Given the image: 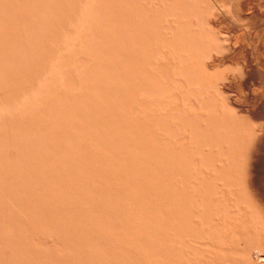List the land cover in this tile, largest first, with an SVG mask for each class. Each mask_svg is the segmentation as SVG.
Wrapping results in <instances>:
<instances>
[{
  "label": "bare ground",
  "instance_id": "bare-ground-1",
  "mask_svg": "<svg viewBox=\"0 0 264 264\" xmlns=\"http://www.w3.org/2000/svg\"><path fill=\"white\" fill-rule=\"evenodd\" d=\"M3 0H0V2H2ZM6 1H9V0H6ZM5 1V2H6ZM16 1H18V0H15L14 2H16ZM23 1V5L19 2V4H21V5H19V6H22V10H23V12L24 11H28V13H29V8L26 10V7H27V4H28V2L30 3L31 1H33V0H30V1H28V0H26L27 1V4H26V7L24 6L25 5V2H24V0H22ZM44 2H45V0H43ZM41 2V0L39 1L38 0V3H39V5H40V3H41V5H43L42 3H44V2ZM49 1V2H48ZM52 1H54V0H46V2L45 3H48L49 4V7H48V4H46V5H44V10L42 9L41 10V8L43 7H41L40 6V8H39V6H35V5H37V4H31V3H34L35 2V0L33 1V2H31L30 4L31 5H33L32 7H38V9H40V12H41V14H42V16H43V18L41 17V15H40V12H39V10L38 9H34L36 12H37V15L39 14L40 15V18H41V20L39 21V22H41L40 24H41V27H43V26H45L44 24L42 25V23H43V20H44V17H45V19H46V15L48 14H46V12H48L49 10L47 9V7L48 8H50L51 6L53 7V5H55V4H53V3H55V2H52ZM56 1V3L57 2H60V3H58V4H60V6H62L63 5V8L61 7V9L63 10V9H67V10H64L63 12H61V14L59 13V15H58V9L60 8H58L57 9V7L59 6L58 4H56V6H54V7H56V10L54 9V11L51 9V11L49 12V14H52L51 16L50 15H48L47 16V19H46V25L48 26H45L46 28H54V32L55 31H57V33H58V30H55V27H56V29H58V28H60L61 29V27L60 26H62L63 28H62V30H60L59 29V32L60 33H58V39H59V41H63L64 39V37L66 38V40H70L69 38H71L72 36L70 35L72 32H74V34H73V37H76V35L79 33H81L82 35H83V37H84V39H83V37L82 36H79V37H82L81 38V40H83V42L80 40V39H78L77 38V40H79L78 41V43L80 44V43H82V45H83V47L84 48H86V50L84 49V51H81L80 49H83V47L82 48H79L80 46H79V44L78 43H76L77 42V40L76 39H73V40H75L76 42H75V46H74V44H72L71 43V45H72V48L74 49V47L76 48L77 47V45H78V47L77 48H79V51H80V53L81 52H83V54L84 55H86L87 54V57H86V61L88 60V59H91L94 55H93V53L97 50V45H99V46H101L102 44H103V48L101 47V49H105V51L107 50L106 48H108V47H111L112 48V46L111 45H113V43L115 42V43H117L118 44V42H119V44H121L122 45V43L121 42H125V41H127L128 40V38L129 37H132L131 38V40H130V38H129V41H128V43H130L131 41L134 43V44H132V47L134 46V45H136V43L135 42H137L138 43V38L140 39L139 40V42H140V44L142 45H140L139 43L137 44V45H140V46H138V48H136L135 49V51H134V53L139 49V47H140V49H139V51L140 50H142V57H140L139 56V58H142V59H138L137 57H138V53L139 54H141L140 52H138V53H136V55L132 52L133 51V49L135 48V47H137V46H135L133 49H132V47L131 46H129L126 42V44H127V47H131L130 49L132 50V51H129L133 56H137V57H133V58H135L134 60L136 61V60H139V61H137V62H139L138 64H139V66L137 65V64H135V62H133L132 60V57L127 61V60H125V61H127L126 62V64L124 63V62H122V61H119V59L121 58H123V57H120V58H118L117 59V57L120 55H122V56H124L123 54L125 53L124 51H125V48H123L124 46H122V50H124V51H122L121 50V48L120 47H118V51L116 50V48H117V46H116V44L114 43V45H115V47L113 46V50L114 51H117L118 52V55L116 54V52H114L113 50H111V48H108V49H110V50H108V53L110 54V52L111 53H113V54H115V55H111L110 54V57H111V59L109 60V61H113V58H115V61H116V59H117V61L120 63H123V67L121 66H118V67H120L121 69H119V70H123V68L125 69V70H127V72H126V74H124L125 72V70H123V74L124 75H127V73H129V77H130V75H131V77H130V79H129V77H127L128 79H129V81H127V83H128V85L132 88V90L133 89H135V87H137L136 89L137 90H131V88H130V90L133 92V101H134V95L136 96V95H140V96H142V99L141 100H144V103L143 104H141V102L139 101L140 99V96L139 97H135V101H134V103H133V101L131 100V102L130 101H128L129 103H130V109H129V104H128V102H127V104L128 105H126L127 107H125V108H127V109H129L128 111H129V113H133L132 115H131V118H132V120H130V118H129V120H130V122H125V121H128V120H123V123L125 122V123H127L126 124V126L125 125H123V124H121V122H122V120H121V118L123 119L124 118V116H122L121 117V115L122 114H124V112L126 111V110H124L123 108L121 109V112H120V108L121 107H124V104H125V100L127 99V98H129V100H130V96L128 97V95H127V98L126 99H124V97L123 96H126L125 94H124V88H126L127 89V87H128V85L127 84H124V82H122L121 80H120V82H118L119 80V78H116V80H118L116 83L114 82V81H116V80H113L114 79V77H115V75H114V73H115V71H116V74H120V72L121 71H119L118 69H116L117 68V66H114V68H113V72H112V64H115L116 62H112L111 61V63L112 64H109V61H107L108 59H109V54L107 53V52H104V51H102L101 49H98L97 51H99V52H97V53H94V54H97V56L95 55L93 58H98L97 60L99 61H101L102 63H103V59H105L106 57L105 56H108V58H106L105 60L108 62V64H109V68H108V66H106V61L103 63V65L102 64H100V63H98V61L96 62V64H98V66L95 64V62L93 61L94 59L92 58V60H88L87 62L85 61V57L83 58V57H81L80 56V60H81V62L79 63V58L77 59V55H83L82 53L80 54L78 51L76 52V50H78L77 48H76V50L74 51L73 49V51L74 52H72V51H70V49H71V46H70V42L71 41H73V40H71V41H69L66 45H65V43L67 42L66 40H64V42H62V47H61V43L58 41V39H57V41L59 42L58 44H56L57 43V41H55L56 40V36L57 35H54L55 36V38H54V40L52 39V41L49 39L51 36H53L52 34H51V32H48L49 34H50V37H47V36H49V35H47V31H48V29L46 30L45 29V27H43L46 31V33L45 32H43L44 30L42 29V28H40V27H38V26H40V24L38 25V20L37 19H40V18H38L37 17V19H36V17L34 18V15L36 14V12L34 13L33 12V14L34 15H26L27 17L28 16H32L33 18H31V17H29V18H31L32 20L34 19V20H37L35 23H37L36 25H37V27L38 28H36V31L35 32H37L38 30L37 29H39L40 28V30H41V32L43 33V34H41L42 36H43V38H42V36L41 35H39V33L38 32H40V30L37 32V33H35L34 32V29L35 28H33V30L30 28V31L29 30H27L26 29V27H25V29H22V31H26L25 32V35H26V37L25 38H27V40L26 41H30V40H28V38L30 39V37H33V38H35L36 37V39H38V37H40L41 36V38H39L37 41H36V39L34 40L35 41V43L37 44L38 43V41H39V43L37 44V45H39V47H43V46H41V45H43L44 43H43V41L46 43V39H47V42H49L48 41V39L51 41V45H49L48 43H46V45L45 46H47V44H48V46H47V48L48 47H51L53 44H52V42H55L54 44H56V46H54L53 45V47H51V49H54L55 47L58 49V53H54V51H56V48L54 49V51L53 50H51L50 48H48V49H50L51 50V52H52V54H51V52H50V55H52L51 57H49V58H46L47 60L49 59L50 60V62H53L54 61V64L52 65V64H50V62H49V60H48V62L46 61V59L44 58V59H41L40 57H39V55L42 53V55L44 54L45 56L44 57H48L49 55H46V53H43L41 50H43V49H41V50H38V48L37 47H35V46H33V45H36V44H33L32 45V47H34L33 49H34V51H33V49L31 50L29 47H30V45H29V47H27V49L29 50V51H27L28 53L30 52V54H28V55H30V59H28V55L26 56V55H24V53H22V52H19V53H21V55L23 54L24 56H26L27 57V61L29 62V60H30V63L32 64L33 62H34V59H35V61H36V63H40V60H42L43 62L44 61H46L45 62V65H44V63L42 62V64L44 65V67H41V65L39 66V64L37 65V66H39V69H44L45 68V66L46 67H48L47 65L48 64H50V68H46L47 69V72H46V69H44V73L43 74H41V73H37L38 71H39V69L38 68H35L34 67V69H37V71H36V73H37V75H39V74H41V75H48L49 74V72L51 73V74H53V76H54V80H50L49 79V82L46 80V83H47V86H49L50 88H52V89H48L47 87H46V85H45V83L43 82V81H45L44 79H45V76H43V77H41V79H39V77H36L37 75L36 74H34V75H36V76H34L33 78H32V80L33 81H35V82H39L38 84H36V88L38 89V87H39V89L38 90H40V81L39 80H41L42 81V79H43V83H44V87L46 88H44L42 85V88H41V94H42V92H49L50 94L52 93V90L53 91H55V92H53L52 93V95H50V96H54V93L56 94V100L58 99V97L61 99L62 97V95H63V93H65V91H66V87L68 86V85H66V84H69V85H71L72 83H74V85L76 84L75 83V81L77 82V79L74 81L72 78H74V77H76L77 75H75L76 73H78V81H80V79H82V78H85L86 76H84V74H82V73H80V71H77V68L75 69L77 72H75V70H74V68H72L71 70H70V67H74V66H76V67H78L77 66V64H81L82 62H84V63H82L83 65L86 63L87 64V66H86V64H85V67L86 68H83V66H82V64H81V68L79 67L78 68V70H81L82 69V72H84V71H86V69L87 68H89V66H90V69H88V70H93V69H91V65L90 64H92V63H94V65H93V68H94V72H100L101 71V68L102 69H111L110 70V72H108L109 70H106V71H104L103 72V70H102V73L100 74L99 73V77H98V79L100 78V79H102L101 81L99 80V82H101V84L103 83L104 85H105V83H108L107 84V88L110 90V91H113L112 93H110V91H107V89L105 88V87H103L102 85H100L99 84V82H97L98 81V79H96L97 78V75H93V73L91 72L90 74H91V77L93 76L94 78L93 79H90L89 77H90V74H89V72L88 73H86L85 72V75L87 74V75H89L88 77H86V81H85V79L83 80V81H85V85H87L89 82H94V83H92V85H91V88H90V85H89V88H88V85L87 86H85V85H83L84 87H80V85H79V83L81 82H79V83H77L76 85H78V87L77 86H68L69 88H68V90L69 91H67L68 93H71V95H69V94H67V92H66V98H65V95H63V97L66 99H64V98H62L63 99V101L65 100L66 102H68L69 103V99H70V105H69V107L67 108V105H68V103L65 105V103L62 101V99H61V101L58 99L57 101L55 100V99H51L50 100V98H52V97H50L49 95L47 96L46 94H44V96L41 98L42 99V101H40V103H38L39 101L37 100V102H36V100H33V102L32 103H34V102H36L37 104H35V108H37V110H35V108H33L32 109V107L34 106V104L32 105V103H31V100L30 101H28L27 100V98H30L29 96L26 98V100H27V102L26 103H28V105L30 106L31 105V108L28 106V105H26L28 108H30L31 110H33L32 112H33V114H34V112H35V114H36V116H35V114L33 115L32 113H30L33 117H42V116H44L45 115V118L47 117V116H49V115H51L52 117H56L57 116V110H58V112L59 113H62V114H66L65 116H61L60 114L58 115L59 116V118H61V120L63 121L64 120V123L62 124V126L63 127H65V130L67 129V128H69V130H71V128L72 127H74V128H72V130H71V132L73 133H71V132H68L69 130H64V128L63 127H61V120H60V123H59V125H60V128H61V131H60V129H59V126H58V124L56 125V123L59 121V119L58 118H54V120H52L51 118H49V117H47L45 120L47 121V119H48V122L47 123H45L46 121L43 119V122H42V119H40L41 121H40V123L38 124V126H40V127H42L43 128V125L44 124H48V123H50L51 121L50 120H52L53 122H52V124H53V128H51V124H48V125H50L47 129L49 130L50 129V133H52L53 131L52 130H54L55 129V127L57 126L58 128H56V129H59V130H54V133L56 134H50L49 133V131L46 129V127L44 128V130H41L40 128L38 129V131H33V130H31L33 133H32V137H36V135H34V134H37V133H35V132H38V133H41L42 131H45L43 134H42V136H39L38 137V139L41 137V139H43L44 140V144H46L47 142H45V141H47L46 139H48V144L50 143V138H51V140H52V138H54L55 136H57L58 137V135L62 132V130H64L61 134H60V136H62L63 134H65V133H67L66 135H63L64 136V138H65V136H66V138L67 139H69V142L67 141V140H64L62 137H59V139H57V137H56V139L58 140H55V138L53 139V140H55L54 141V143H52L51 144V146H53V148H52V151H51V154L50 153H46L45 154V152H46V150L45 149H43V150H45V151H41V149L43 148H41L40 149V146H42L43 144L41 143V142H38L39 144L41 143L42 145H40L39 146V144L38 143H34L35 145H36V147H35V145H33V144H31V145H33L35 148V151H33V154H34V152H36V149H40V150H37L39 153H41V152H43V153H41V155H43V156H40V154L38 155H33L32 156V153L30 154V151L31 150H33V149H31L29 152H28V154H25V150H24V148H23V145L22 144H25L24 146H26V148L27 147H30V143H28L27 142V144H26V142H24V140L23 139H25L24 138V132H22V131H24V130H26V129H30V127L29 126H31V125H33V123L32 122H30V125L29 126H27L26 127V121H25V119H24V121H25V129H24V126H23V129L21 128L22 127V125L21 124H23V123H19V125H21V127L19 128H17L16 129V127L18 126H16V127H14L16 130H17V132H16V134L17 133H19V134H17L16 136L18 137V138H20L19 140L16 138V136L14 135L13 137H15L16 138V140H18L17 142H19L20 141V143H21V145H22V148H23V151H20V150H22V149H18L19 148V146H20V143L18 144L19 146L17 147V149H18V151H20L19 153H23V154H25L27 157H25V158H23L22 159V157H24V156H20V155H22V154H19V153H16V156H13V154H14V151L15 152H18V151H16V150H14L15 148H16V146H14L15 148H13V146L11 147V148H9V145H12L11 143L14 141V140H11L12 142H9V140H7V139H9L10 137H12V133L13 134H15L14 132H13V129H12V131H10L9 132V134L11 135L9 138L7 137V135H5V137H7L6 139H3V136H4V132H5V130H3L2 128H1V124H0V128L3 130V134H2V130L0 131V135L2 136V137H0V141H3V140H7L8 142H9V144H8V142H7V144H3L4 145V147H2V149L0 148V151L1 150H3V148H6L7 147V149H5V150H3V151H5L4 152V154H5V156L6 157H4L3 155V153H2V155L0 154V157L1 158H5V160L4 161H6L5 163L7 164V161H12V159H13V157H14V159H16V160H14V162L15 163H10V164H14L13 165V167L9 164V166H11L10 168L12 169V168H14V169H19V170H17V174H15V176H14V178H15V180L19 177V175H18V173L19 174H22L23 172H25V170H23L22 169V165L24 166H26V164H28V166H29V168L31 167V171H34V173H35V171H37L36 169H38L39 170V173H38V171H37V173H38V175L39 176H41L40 174H42V173H40L41 172V170L42 171H44V172H46V171H48V170H50L49 172L50 173H52L51 171H52V169L53 168H55L56 167V165H60L61 166V169H59L58 170V173H59V171L60 170H62V169H64V167L66 168V170H65V172L64 173H62V175H64V176H62V175H59V174H61V173H59V174H57V169L58 168H60V166H57V168H56V171H54L55 169H53V173L52 174H54L55 173V175L57 176H55V175H52V174H49V172H46V173H48V174H45V173H43L42 174V179H43V183H45L46 184V187H44V188H47L46 189V191H44L43 189H41V191H44L45 193H47V191L48 192H50L51 191V194L52 193H54L53 195H52V198L54 199V203L55 204H53V202H51L53 199L52 198H48V197H50L51 195H50V193H49V195H47V197L46 196H44V193H43V197H46L47 199H45L46 200V202L48 201V203L47 204H49V203H51V204H53V205H57L58 204V201H59V204L57 205L58 207L57 208H59V206L61 205V207L64 209L65 208V204L66 203H68V204H70L71 203V205H66L67 206V208L68 209H64V211L61 213L62 215H60V214H58V212H61V209L59 210V209H56V208H53L54 206L52 205V207L50 206V208L48 209V211L49 210H52L51 208H53L54 210L56 209L57 210V215H58V217L57 216H55L54 214H55V211H50V213L49 214H51V215H49V217H48V214H47V211H46V208H45V211H46V216L44 215V217L43 216H41L43 213H45V211H44V208H43V213L41 212L42 210H40L39 208H35V211L36 210H38V212H40V213H42V214H40V213H38L37 212V214L39 215V217L37 218V217H35V220H34V216L36 215V216H38L37 214H35V211L34 210H31V207L33 206V205H31V207L29 208V210H27L26 209V211L28 212V211H33V212H31L30 211V216H31V213L33 214L31 217L33 218V220L34 221H38V219L40 220H42V218L45 220L47 217L48 218H50L51 219V217H52V219H51V224L54 226H59V225H61V222H63V224H62V228L59 226V227H57V230H56V228H55V226H54V233H52L53 232V229H52V227H51V225L49 224L50 223V221H49V219L47 220V222H49V223H46L44 220V223H42V226H41V229L42 228H44L45 229V231L47 230L46 228L48 227V226H50V228H48V229H51V233L52 234H50V232H49V230H47L48 232H49V234L50 235H52L53 237H55V238H57V239H55V238H53L52 236H48V232H47V234L46 235H43L42 234V230L41 231H37V230H40V227H38L39 225H41V221L40 222H35V223H37V224H39L38 226H37V224L36 225H34L35 223L33 222V225H34V229L36 228V226L38 227V229L36 230V231H31V232H33V233H27L29 236H30V234H35V236H31V237H35L37 240H35V239H32V242L33 241H36L35 243L37 244V241H38V239L40 240V242H38L39 244L40 243H42L43 241L44 242H46V239H49L51 242H48V240H47V244L46 243H42V244H40V246L38 245H35L36 246V248H38V247H40V248H44V247H46V248H44L45 250L43 251V250H40V249H37L38 251L40 250L42 253L40 254L39 252H38V254H37V250H36V248H35V246H33V249L35 250V254H33V249H32V247H31V249L33 250H30V248L28 249V251L26 252L27 254H25V252H24V254H23V251H26L25 250V248H23V247H25V246H23L22 247V245H26L25 243H23L24 241V236L26 235L25 233H24V223L25 222H23L24 220L23 219H25L22 215V213H24L25 211H23L24 209L23 208H21V206H23V205H20L19 206V200H21L22 199V197L24 198V200H29L28 198H27V196H26V199H25V196H23V195H21L22 193H24V188H23V186H20L19 184L21 183V184H24L23 182L25 181V179H22V178H24V175H25V177L26 176H28V174H25V173H23L22 174V178H18L19 180H17V181H20L21 179L22 180H24L23 182H22V180L19 182V184H18V182H17V184H16V182H15V180H13V178L11 177L10 179H9V181L11 182H9L8 180H7V177L9 178L10 176H8V175H12V170H11V174H7V173H9L10 172V168H8L9 166H8V164H7V166L5 165V163L3 162V160L0 158V161H2L1 163L2 164H0V166L2 167V165H5V166H3L4 167V169L3 168H1L0 167V174L3 172V173H5L6 174V184L8 185V184H10V186H7V188L9 187H12V185H17V187H18V189H17V187H15V186H13V187H15L16 188V191L17 190H19V191H17V193H21V191L23 190V192L20 194L19 193V195H17L18 196V198H20L21 197V199H19L18 200V198L16 197V199H17V202L16 203H18V204H15L14 202H11V200H13L14 201V197H15V195H16V192H15V188L13 189V188H10V190L12 189L15 193H12L10 190H6L5 188V190L8 192V195L9 194H15L14 196H10L9 195V197H12V198H9L8 197V195H7V197L8 198H6V197H4V200L3 201H7V202H9V203H11L12 204V206H13V203L15 204V205H17L16 206V208H18V206H19V208L17 209L18 210V212H20L21 213V217H23V219H21L20 220V213H18V217H20V218H16V220L17 221H19V223L17 222V221H14V218H13V221L14 222H16L15 224H17V226L19 225V226H21V229L18 227V229L21 231V233H20V231H19V233L17 234V232L16 231H18V230H16L17 228V226L15 225V224H13L12 222V226H13V230H11L10 231V228H8L9 226H11L10 225V221H11V218H9V221H8V217L6 218L5 216L6 215H9V217H10V214H12L13 215V213L14 214H17V212L15 213V211H17L16 209H14V212H12V213H10V211L11 210H13L12 209V207H10V210L9 209H7L6 207H5V209H7L8 211L6 212V213H8V214H6V213H3V214H6L5 216H1V217H4V218H2L3 220H5V221H3L2 223H0L2 226L4 225V227H2V226H0L1 228H0V235H1V229H4L3 231H5L6 229H5V223H6V221H7V224H6V228H8V230H6V233H8V231L9 232H11V234H4L5 232H2L3 233V235H5L6 236V238H5V236H3L2 237V239H0V245L2 244L1 243V240H3V239H7V238H9V237H7L8 235L9 236H15V234L14 233H16V237H18V235H19V237L20 236H23L24 234V236H23V238L22 237H20L21 238V241H18L20 238L18 237V238H16L17 239V242L15 241V242H13L14 240H16L15 238H14V240H13V237L11 238L10 237V239L8 240L7 239V241H9V242H7L6 240V242L8 243H6V246L8 247V248H6V249H10L11 250V248L13 249V250H15V249H17V250H15V252L13 251V250H11L12 251V253H10L11 251L10 250H8V251H10L9 252V254H6V253H8V252H5V250L6 249H3V248H5L4 246H3V248H0V253H3L2 251L4 250V252L5 253H3L1 256L2 257H4V258H2V257H0V264H2L3 262H2V260L5 262V263H3V264H7L8 262L10 263V264H12L15 260L14 259H16V260H19L18 262L17 261H15V262H17V263H21V264H25V263H23V262H28V261H30V263L28 262V264H34V262L32 261L31 262V258H33L34 257V255H36V257L38 256V257H40L41 255H43L44 254V252H45V254L43 255L44 257H48V258H46L47 260H49V261H47V260H45V262L43 261V259H45L43 256L42 257H40V260H41V258H42V261L44 262V263H42V261H40L39 259H38V257H37V259L34 257L33 258V260L35 261V264H39L40 262L42 263V264H51L52 262L51 261H53V259H51V258H54V259H56V261L58 260L59 261V258L58 257H62V255L64 254V255H67V256H64L63 257V259L62 258H60V259H62V260H60L59 262L57 261H55L54 263H52V264H61L60 262H62L63 261V263H66V264H76L77 262H79V264H80V262L81 261H83V257H85V259H84V261H83V263L81 262V264H86L87 263V259H89V261L88 262H90L89 264H264V222L261 220V217H260V215L261 216H263L262 217V219L264 220V214H263V212L262 211H260V212H262V213H260L259 212V210H263V209H260V206H264V196L262 195V191L261 192H259V191H256V189L255 188H253L254 186H252V183H251V181L253 180L252 178H253V176L251 177V175L253 174L252 172H251V168L252 167H255L256 166V164H254L255 166H252L253 164H252V162H254L255 160H254V156H253V154L251 153V161H250V163L248 164L249 165V170H248V172H246V171H244L243 169H245V167H247L248 168V166H247V164H245L244 165V163H246V161H248L247 159L248 158H250V156H249V154H247V155H245L246 153H248L249 152V150H248V152H246L247 151V145H248V147H249V144H247L246 145V140L247 139H245V138H247V136H249V134H251L252 132H254L253 130H252V132L250 133V131H249V134L247 135L246 134V132L248 131V130H251V128L250 129H248L247 127V129L248 130H244L245 128L244 127H242V124H240V123H238V126L239 125H241V126H239L240 128H242V130L240 129L239 130V128L237 127V126H235V125H237V123L233 120V118H232V121L234 122V124H232V122H231V120L229 119V118H231L230 116H231V113H229L228 112V110H226L225 108H223L222 107V105H221V103H222V101H221V103L219 104L217 101H215V99L211 96L213 93H208V94H206V93H203V91H208V89H204V90H202L203 88H204V82L206 81V86H207V82H209V84L211 83V81L210 80H212L213 78L212 77H210V78H212V79H210L208 76L209 75H211V76H213V74L214 73H212L211 71H205V70H208L207 69V67L205 68V70H204V67L205 66H208V65H210V64H208V65H200L198 62L200 61V59H199V61H196V59H194L193 60V57L194 58H196V56H197V54L198 53H200V52H202L203 50L201 49V47L203 46V44H204V40L203 39H206V38H203V36L205 35V34H202L201 32H197V31H200V30H197L196 31V27L194 28V26H195V24L193 25V28L194 29H192V27H190V22H192V24H193V20L192 19H187V17L188 18H190L191 17V15L193 16V14H191V15H189V13L190 12H188V11H194L195 12V10H196V8H195V10L194 9H192L191 7H193V5L191 4L192 3V1L191 0H189V1H187V2H184V5L183 4H181L183 1L181 0V2H180V0H168L169 1V3H170V1H171V4H173V3H175V4H173V5H171V4H169L168 2L165 4V2H166V0L165 1H163L162 2V0H157V2L159 1H161L160 2V4L162 5V4H165V6H167V5H169L170 6V11L168 10L169 9V6H167V10L169 11H167V10H164V11H166L167 12V14H170V12L172 11L173 13L172 14H170V15H164V16H162V14H160V13H163L164 11H163V9H165L164 7L162 8V9H160L162 6H164V5H162L161 7H160V4L159 3H157L156 2V0H154L155 1V3H156V6L155 7H153V9H151V11L156 15V13H157V11H155V9H156V7L158 6V10L160 9V11H162V12H159V14H160V16H162L161 17V19L162 18H164V17H166L165 19H162L164 22L166 21V23L167 24H169L170 22V28H169V26L167 27V29L169 28V29H171L172 28V30H173V32H172V30H169V31H171V32H169V33H171V35L167 32L168 30L166 29V28H164V27H166V26H163V29L165 30H163L162 28V30L164 31V32H166V34L167 35H165V36H163V35H161V34H158V33H162V31H161V29H160V26H157V25H159V23L157 24V21L159 22V20H157V21H155L156 19H155V15H153L152 16V19H153V17H154V19L153 20H151V18L149 17V19L151 20V22H153L154 21V24L156 23V27H158V28H156L155 26H154V29L151 27L153 24H150L151 22L150 21H147V22H149V24L146 22V19L148 20V16L147 15H143L142 13H140V11H141V6H139L138 8H139V10L140 11H138L139 12V15H143V16H139V18L137 17V14L136 13H138V12H136V11H134L132 8H130V3L128 4V8H130V9H132L133 11H134V16H133V12H131V14H130V12H127V11H125V16H127V18L125 17H122V19H124V21H126L125 19H127L130 23H131V21H133V19H134V17H135V15H136V20H139V22L137 23L138 25H139V23L141 22L140 20H141V17H142V22H141V24H143L144 23V25L147 23L148 24V28H147V26H145V28H142L141 27V29H140V26H138V27H136V25L137 24H135V26H127V25H129L130 23L128 22V21H126V23H120V16H124V8H123V10L121 9V7H125V6H127V5H123V3H125V2H127V0H125V2L123 1V0H120V2L122 3V5L123 6H119L120 7V9L122 10V12L120 13V10L117 12V14H119L120 13V15H117V14H115L116 13V9H117V7L118 6H116V5H114V4H117V3H120V2H117L118 0H115L116 2L113 4H111L112 5V8H111V6H109V4L108 3H105L106 1H108L109 3H111L110 1L111 0H104V3H103V5L102 6H100L99 5V7H98V9L101 7V8H105L106 9V7H107V4H108V7H110V10L111 9H115V13L112 11L111 12V14L112 15H110V12H109V8H108V11H106L105 9H104V11L105 12H109L107 15H105L104 13L102 14L101 12H103L101 9H99L101 12H99V10H96L97 9V7H96V4H97V1L96 0H92V1H96V3H94V2H92L91 3V0H82L83 2H85V3H83V2H79V0H78V4H77V0H75V2L76 3H73V1H69V0H67V4L68 3H70V5H72L73 4V6H71V7H73L72 9L74 10V8H76V7H74L76 4V6H77V10H78V8H80L78 5H80V4H82L83 5V8H81L80 9V11L82 10V9H84V12H83V10L80 12L79 11V14H78V16L80 17V18H82V15H81V13L83 12V13H87L88 15V17H89V14L90 13H92V9H94L95 11H97V13H99V14H95V12H94V14L92 15V14H90L91 15V17H96V15L98 16L99 15V17H100V15L102 14V18L100 17V18H98V17H96L97 19H92L91 17H89L90 18V21L92 20V22L90 23V24H87V26L86 25H84V24H86V22L89 20V18H87V16L86 15H84L83 13V15H84V17L83 18H85V16H86V18L85 19H88L86 22L83 20V19H80L79 17H77V12L78 11H76L75 12V10L74 11H71L72 12V14L70 13V16L74 19V15L76 16L75 17V19L73 20L74 21V23H75V25H74V23H72L73 21H71L72 20V18L70 19L69 18V13L66 15L65 13L66 12H68V11H70V10H72V9H70L71 7H69L70 5H68L67 6V8H64V6H66L67 4H65L64 5V2H66L65 0H62V1H64L63 3L61 2V0L59 1H57V0H55ZM81 1V0H80ZM88 1H89V3L90 4H93V5H91L92 7H96V8H91V6H90V4H89V6H90V8L89 7H87L88 6ZM100 2H98L99 4L100 3H102V1L101 0H99ZM112 1H114V0H112ZM130 1H135V0H130ZM130 1H128V2H130ZM137 1V0H136ZM134 2L133 4L134 5H136L137 4V2ZM139 1H141L140 3H142L143 4V6H145L146 5V1L145 0H139ZM145 1V2H144ZM150 2V1H152V2H154L153 0H147V2ZM191 1V2H190ZM196 1H198V0H196ZM200 2H201V0H199ZM3 3V5L4 4H6V3ZM11 1H9V3H10ZM12 2H13V0H12ZM37 2V1H36ZM35 2V3H36ZM52 2V4L53 5H51L50 3ZM71 2H72V4H71ZM173 2V3H172ZM190 3V5H189V8L188 9H186V6L188 7V5L187 4H185V3ZM195 2V1H194ZM8 3V4H9ZM136 3V4H135ZM139 3V2H138ZM139 3V4H140ZM210 3V2H209ZM1 4V3H0ZM15 4V3H14ZM13 4V5H14ZM18 3H16V5H17ZM30 4H28L29 6H31ZM131 4H132V2H131ZM133 4H132V7H133ZM141 4V5H142ZM145 4V5H144ZM150 5H151V2L149 3ZM159 4V5H158ZM180 4H181V6H180ZM202 4V3H201ZM204 4V3H203ZM11 6H12V4H10ZM9 5V6H10ZM58 5V6H57ZM84 5H87V6H84ZM98 5V4H97ZM118 5V4H117ZM150 5H148V3H147V5L145 6L146 7V9H149V7H151ZM153 5V4H152ZM155 5V4H154ZM182 5H183V7H182ZM186 5V6H185ZM192 5V6H191ZM198 5V4H197ZM200 5V4H199ZM198 5V7L200 8V6ZM1 6V5H0ZM8 7V8H6V10H7V13H6V15L8 14V12H9V9L10 8H12V7ZM18 6V5H17ZM106 6V7H105ZM113 6H114V8H113ZM116 6V7H115ZM136 6H138V5H136ZM194 6H195V3H194ZM202 6V5H201ZM2 7V6H1ZM4 7H6V5L4 6ZM51 7V8H52ZM53 7V8H54ZM68 7H69V9H68ZM84 7H87V8H84ZM145 7H143L144 9H145ZM148 7V8H147ZM177 7V8H176ZM179 7H181L182 9H186L187 10V12L186 11H184V14H183V10L182 9H180ZM17 7L15 6V9H16ZM136 8V7H135ZM155 8V9H154ZM191 8V10H189ZM3 9H4V11H6L5 10V8H3L2 7V11L0 12V21L2 22L3 20L1 19V14H2V12H3ZM18 9H19V7H18ZM33 9V8H32ZM30 10L31 11V13H32V11H34V10ZM60 9V10H61ZM85 9H88V11H86ZM119 9V8H118ZM126 10H127V8H125ZM129 9V10H130ZM144 9H142V10H144ZM150 9L149 10H144L145 11V13L148 11V12H150ZM178 9H180L181 11H180V14H177L178 12H179V10ZM198 9V8H197ZM0 10H1V8H0ZM22 10H21V13H22ZM46 10V11H45ZM59 10V11H60ZM92 10V11H91ZM135 10H138V9H135ZM157 10V9H156ZM176 10L178 11L177 13H176ZM200 10V9H199ZM199 10H197V12L199 11ZM13 11H14V9H13ZM12 11V12H13ZM16 11H17V9H16ZM15 11V12H16ZM19 11V13H20V9L18 10ZM53 11V12H52ZM90 11V12H89ZM144 11H141V12H143L144 13ZM12 12H10L9 13V15L12 13ZM54 12H55V14L57 15H55L54 14ZM65 12V13H64ZM127 12V13H126ZM136 12V13H135ZM147 12V13H148ZM152 12H151V14H152ZM193 12V13H194ZM202 12V11H201ZM211 12H212V10H211ZM18 13V12H17ZM21 13L20 14H18V15H20V16H18L17 18L19 19L20 17H21ZM44 13V14H43ZM62 13H64L66 16H68V18H66V24L68 23V24H70V25H66L65 27H64V25L62 24H60V22H64L65 23V20L64 19H61V18H63V16L65 17V15L63 14L62 15ZM182 13V14H181ZM4 14V13H3ZM13 14H15V13H13ZM23 15L24 14H26L25 12L24 13H22ZM113 14H115V15H117L118 16V18H119V20H117L118 21V23H116V26L118 25V26H120L119 24H121V26H123L122 24H127V22H128V24L126 25V27H132L131 29L132 30H134V32L131 30V29H128L127 30V32H126V34H123V33H125V31L126 30H124L123 31V29L125 28L124 26L122 27V28H120V30L118 29V28H116V29H118L121 33H119V35L117 34V33H115V31H116V29L115 28H112V27H114V25L113 26H108V27H110V28H108L107 27V29H106V27H103L102 25H104V24H102L103 23V21L105 22L106 21V19H107V16H109L108 17V19H107V21L108 20H111V16L112 17H114L113 16ZM122 14V15H121ZM128 14L130 15V16H132L131 18H132V20H129V17L130 16H128ZM159 14H158V16H157V18H160V16H159ZM164 14H165V12H164ZM197 14V13H196ZM5 15V16H6ZM8 15V16H9ZM53 15H54V17H53ZM62 15V16H61ZM73 15V16H72ZM81 15V16H80ZM105 15V16H104ZM149 15V14H148ZM183 15V16H182ZM184 15H188L187 17H186V19H187V21H185L184 22V24H181V26H180V21L181 20H186L185 18H183V17H185ZM195 15V14H194ZM14 16V15H13ZM13 16H9V17H13ZM36 16V15H35ZM61 18H60V17ZM147 17L146 19H144L145 17ZM174 17V19L173 18H171V17ZM181 16V17H180ZM204 16V15H203ZM3 17V16H2ZM16 17V16H15ZM14 17V18H15ZM24 18V16H23V18L21 17V19L22 20H24L25 19V21L27 22V23H29L28 25H27V23L25 24V25H27L28 27H29V25H30V21H31V19L29 20V18ZM48 17H53L55 20H59V19H61V21L59 22V27L57 26L58 25V21H56L57 23V25L55 26L54 24V22H55V20L52 18L51 19V21L50 20H48L49 18ZM55 17H57V19L55 18ZM59 17V18H58ZM116 17V16H115ZM194 17V16H193ZM5 18V17H4ZM76 18H78V19H76ZM117 18V17H116ZM116 18L113 20V21H111L110 23H109V21L107 22L106 21V25H112L113 23L115 24V22H116ZM117 18V19H118ZM138 18V19H137ZM173 19L174 21H176V27H174L175 29H173V26H174V21L173 20H171V19ZM192 18V17H191ZM7 19V18H6ZM12 19V18H11ZM21 19H19V22L18 23H20L22 20ZM26 19H28L29 21H27ZM69 19V21H70V23H69V21L67 22V20ZM99 19V20H98ZM101 19V20H100ZM103 19V20H102ZM105 19V20H104ZM167 19H170V21H169V23H168V21H167ZM7 20H9V19H7ZM15 20V22H16V19H14ZM14 20H12V24H11V26H10V28H11V31H12V29L14 30V31H16L15 30V28H13V26L14 27H16L17 28V26L19 25H13V24H17V23H13L14 22ZM47 20L48 21H50L51 23H52V25H54L53 27H52V25H50L51 23L50 22H47ZM52 20H54V21H52ZM63 20V21H62ZM77 22H76V21ZM80 20H81V22H80ZM84 21V24H82L83 23V21ZM93 20L95 21V22H97L96 24L98 25V23H99V21H101L99 24H102V25H98V27L97 26H95V24H94V22H93ZM135 20V22L134 23H136L137 21ZM144 20V21H143ZM192 20V21H191ZM9 21H11V20H9ZM25 21H23V22H25ZM123 21V22H124ZM173 21V22H172ZM198 21V20H197ZM202 21V20H201ZM0 22V23H1ZM6 22V21H5ZM32 22V21H31ZM34 22H32L33 23V25H31L32 27L34 26ZM160 22H161V20H160ZM162 23V24H164L165 25V23ZM183 22V21H182ZM181 22V23H182ZM187 22H189V23H187ZM206 22V21H205ZM3 23V22H2ZM7 23V26H8V21L6 22ZM11 22H9V24H10ZM31 23V24H32ZM47 23H50V24H47ZM79 23V25H78V29L79 30H77L76 31V29L77 28H75V29H72L73 27H75V26H77L76 24H78ZM88 23H89V21H88ZM108 23V24H107ZM195 23V22H194ZM200 23V22H199ZM199 23H198V25H199ZM203 23V22H202ZM214 23V22H213ZM216 23H218V22H216ZM5 24V23H4ZM22 24H24V23H21V25ZM92 24H94V27L95 28H97V29H99V30H101V29H105L104 31L103 30H101V33H102V31H103V33L102 34H104L105 32H106V30H108V32H110L109 30L112 28V29H115V31H113V33H112V31L110 32V33H106V34H104V35H107V34H113V35H118V37H120V38H118L117 39V36L115 37H113V35L112 36H107L108 38H110L111 37V39H112V37L115 39V41H113L114 39H107L106 38V36H105V38L103 37L102 38V34L100 33V31L97 33V31H96V29L94 30L93 28L94 27H92L91 28V26H93ZM132 24V23H131ZM140 24V25H141ZM162 24H160V25H162ZM172 24H173V26H172ZM186 24H188L187 26H186V28L185 27H183V25L185 26ZM203 24H205V23H203ZM207 24H208V22H207ZM2 25V24H1ZM71 25H72V28H71ZM106 25H104V26H106ZM202 25V24H201ZM206 25V24H205ZM6 26V25H5ZM30 26V27H31ZM103 27V28H99V27ZM117 26V27H118ZM192 26V25H191ZM197 26V25H196ZM3 27V26H2ZM9 27V26H8ZM7 27V28H8ZM21 28H24V27H22V26H20ZM20 27H18V28H20ZM36 27V26H35ZM58 27V28H57ZM84 27H88L89 29H91V30H93L94 32L93 33H96V34H101L100 36H99V38H98V35H97V37H95V39H94V36L93 35H95V34H93L92 33V35L90 34V36H88L87 35V31H86V35H85V32H83V31H80L82 28H84ZM133 27H136V28H134L133 29ZM150 27V28H149ZM201 27H205V26H201ZM207 27V26H206ZM209 27H210V25H209ZM5 28L6 27H4L3 28V31H4V38H6L7 37V33L9 34V35H11V36H9V37H11L12 39H10L9 37H7V38H9L10 40H12L13 42L14 41H16L15 40V37L17 36V38H18V36H19V34L18 33H20L19 31L17 32V34H14V32H13V34L14 35H12V34H10V29H9V31L10 32H8V30L6 29L5 30ZM20 28V29H21ZM50 28H49V31H50ZM71 28V30H73L70 34H68V35H70L69 36V38L67 39V36L68 35H65V34H67L66 33V31L69 33L70 31H68L67 29H70ZM87 28V29H88ZM147 28V29H146ZM154 30V34H155V30H159L160 29V31H158L157 32V34H155L157 37L159 36V35H161V36H163V37H165V38H167V37H170L171 36V39L172 40H168V38L167 39H165L166 41H165V43L167 44V43H169L170 42V44H167V48H165L166 47V45H165V47H164V42H162V41H164V39L162 40V38L163 37H161V36H159L160 37V41H161V43H160V41L158 40V45H156L155 43H157L156 41H155V39L157 38L156 36H154L155 37V39H153L154 37L152 36H149V37H151V39L153 40H150V38H146L147 36H148V33L149 32H151V30L152 29ZM156 28V29H155ZM181 28H183L182 30H181ZM215 28V27H214ZM0 29H2V28H0ZM63 29H65V30H63ZM111 29V30H112ZM122 29V30H121ZM135 29H137V30H140V34H142L143 36H144V38H146L147 40L149 39L150 41H152L153 43L151 44V42L149 41V43H150V45H152V46H146V45H144V44H147V42L148 41H146V43H145V39H144V43L142 44L141 42H143V37H138V36H142V35H138L137 33L139 32H136V34L137 35H135ZM145 29H146V34L144 33L145 32ZM148 29H150V31L148 30ZM186 29V31H184V32H186V34L184 33V32H182V34L184 35H186V37H188V39H190L189 38V35L191 34V35H195V37L194 36H192L193 37V39L195 38V42L197 43V42H199V44H200V46H198L199 44H196L194 41H192L193 39H192V37H191V40H187V39H185V40H187V41H185L184 40V38L183 37H181V40H180V36L182 35H180V32L181 31H183V30H185ZM187 29H188V31H187ZM201 29V28H200ZM18 30V29H17ZM86 29H84V31H85ZM91 30L89 31L88 30V32H91ZM130 30V33L131 32H133V33H131L132 34V36H131V34L130 35H128L127 36V34H129V31ZM190 30H192L193 31V34H192V32L190 31ZM194 30L196 31L195 33H194ZM202 30H204L203 28H202ZM210 30V29H209ZM208 30V31H209ZM211 30H213L212 28H211ZM210 30V31H211ZM1 31V30H0ZM3 31H1L0 33L1 34H3ZM5 31H7V33L5 34ZM31 31L33 32V33H35L36 35H30L31 34ZM51 31H53V29L51 30ZM61 31H63V32H61ZM143 33H142V32ZM149 31V32H148ZM190 31V32H189ZM214 31V30H213ZM212 31V32H213ZM217 31V30H216ZM28 32L30 33L29 35H30V37H27V35H28ZM40 32V33H41ZM65 32V33H64ZM163 32V33H164ZM188 32V33H187ZM204 32H205V30H204ZM215 32V31H214ZM21 33H24V32H21ZM53 33V32H52ZM61 33H63V34H61ZM153 33V32H152ZM152 33L150 34V35H152ZM0 34V35H1ZM44 34H46V35H44ZM59 34H61V35H64V37L63 36H61L60 37V35ZM80 34V35H81ZM120 34H122L123 36L125 35L126 36V39H125V41H124V37H123V41L121 40L122 39V35H120ZM188 34V35H187ZM198 34H202V35H198ZM37 35H38V37H37ZM103 35V36H104ZM146 35V36H145ZM182 35V36H183ZM184 35V36H185ZM207 35V34H206ZM210 34H209V32H208V36H209ZM2 36V35H1ZM1 36H0V38H1ZM13 36H14V39H13ZM20 36H21V34H20ZM24 36V35H23ZM35 36V37H34ZM46 36V37H45ZM88 37V39L90 38V37H92V39L93 40H88V39H86L87 37ZM96 36V35H95ZM200 36H201V41H197V39H199L200 38ZM207 36V37H208ZM63 37V38H62ZM72 37V38H73ZM103 39H101V38ZM128 37V38H127ZM138 37V38H137ZM173 37V38H172ZM199 37V38H198ZM210 37V36H209ZM208 37V38H209ZM6 38V39H7ZM16 38V39H17ZM20 38V37H19ZM18 38V40H20ZM24 38V39H25ZM44 38H45V40H44ZM62 38V39H61ZM71 38V39H72ZM98 38V39H97ZM183 38V39H182ZM211 38V37H210ZM213 38L215 39V37L213 36ZM85 39L88 41L87 43H86V41H85ZM101 39V40H100ZM104 39H106V40H104ZM159 39V38H158ZM1 40V39H0ZM10 40H9V42H10ZM41 40H42V42H41ZM97 40V41H96ZM99 40V41H98ZM111 40V41H110ZM117 40H121V41H118V42H116ZM182 40H184V42L185 43H188V41H190L189 43H190V45H186L184 42H183V44H182ZM208 40V39H207ZM206 40V41H207ZM213 40V39H212ZM4 41V42H3ZM12 41L10 42V44H9V42H8V39L6 40V42H5V39L3 40V36H2V40H1V42H3L4 43V45L5 46H7L8 44L10 45L9 47H11V43H12ZM21 42H22V39L20 40ZM34 41H30L31 43H34ZM81 41V42H80ZM94 44H92L91 42ZM102 41L103 42H105V43H102ZM108 43H107V42ZM109 41H110V43H109ZM112 41H113V43H112ZM168 41V42H167ZM205 41V42H206ZM209 41V40H208ZM211 41V40H210ZM216 41V40H215ZM8 42V43H7ZM16 42H18V41H16ZM21 42L19 43H17V45H16V43L14 42V43H12V45H16V48H19L20 49V47H21V49H23V50H19V51H24L26 48H25V46L24 45H26L25 43V41H24V45H20L21 44ZM89 42L91 43V44H89ZM95 42L97 43V44H95ZM100 42L102 43L101 45H100ZM131 42V43H132ZM192 42V43H191ZM213 42V41H212ZM40 43H42V44H40ZM50 43V42H49ZM73 43H74V41H73ZM148 43V44H149ZM194 43V44H193ZM203 43V44H202ZM211 43V42H210ZM214 43V42H213ZM218 44V42H215V44ZM22 44H23V42H22ZM60 44V45H59ZM65 45V47L64 48H67L68 49V51L70 52V54L72 53H76L75 55H76V57H75V55L73 56V58H74V61H73V58H72V56H71V58H70V60H72L71 61V66L70 65H68L67 63L70 61V60H67V59H69V52L66 50V49H64V51H63V49H61L60 51H62L63 53L64 52H66V54L69 56H67L66 57V55L64 56V55H59V54H61L60 53V51H59V49H60V47L61 48H63V46ZM88 44V45H87ZM109 44V46H107L106 47V45H108ZM126 44H123V45H126ZM161 44L163 45V47L161 46ZM206 44H207V42H206ZM212 44V43H211ZM221 44V43H220ZM15 45L12 47V48H14V50H12V48H10V50H12V53L14 54L15 53V57L16 58H18V55H20L19 53H18V51H17V53L15 52ZM18 45H20V47H17ZM60 47H59V46ZM81 45V46H82ZM86 45H87V47H86ZM91 45V46H90ZM105 45V46H104ZM121 45H119V46H121ZM131 45V44H130ZM146 46V48L148 47V50H146V49H143L144 48V46ZM153 45H156L155 47H158L159 45H160V47H162V48H160V49H162V50H164V49H166V50H164V52H162V50H160L159 49V47L157 48V51H156V53H154L155 52V48H154V46ZM193 45H195V46H193V47H195V48H198L199 50L201 49V51H199L198 49H196V50H192V49H194L192 46ZM197 45V46H196ZM0 46H2V43H1V45ZM3 47L2 46V48H6V47ZM88 46H90V47H92L93 46V48H95L96 47V49H93V50H95V51H91V50H88L89 52H93L92 54L91 53H89V52H86L87 51V49L89 48ZM95 46V47H94ZM99 46H98V48H99ZM184 46V47H183ZM185 46H187V47H185ZM188 46H190V47H192V49L190 48V47H188ZM207 46V45H206ZM214 46H216V45H214ZM220 46V45H219ZM219 46H216V47H219ZM8 47V46H7ZM23 47V48H22ZM31 47V48H32ZM106 47V48H105ZM141 47H142V49H141ZM151 47V48H150ZM211 47V48H210ZM212 47L213 46H209V49H207V47H206V54H207V50L208 51H210L211 49H212ZM25 48V49H24ZM36 48H37V50H36ZM45 48V47H44ZM46 48V49H47ZM152 48L154 49V52L152 51ZM185 49V50H182V49ZM186 48H189V49H191L190 51H188V53L186 52ZM202 48H205V46H203ZM8 50H9V48H7ZM91 49V48H90ZM119 49H120V51L121 52H124L123 54L121 53L120 54V51H119ZM127 49V48H126ZM129 49V48H128ZM129 49V50H130ZM150 49H151V51L153 52V54L154 55H152V54H150ZM188 49V50H189ZM217 49V48H216ZM227 49V48H226ZM0 50L1 51H3L4 49H1L0 48ZM7 50V51H8ZM9 50V51H10ZM180 50H181V54H180ZM198 50V51H197ZM218 50V51H217ZM216 51H215V48H213L212 50H211V52H213V53H208V54H211L210 56L211 57H213L212 55L214 54V52H219V50H223V48H219V49H217ZM0 51V52H1ZM6 50H4L3 51V53L5 52ZM6 51V52H7ZM14 51V52H13ZM41 51V52H40ZM102 51V52H101ZM110 51V52H109ZM127 52H128V50H126ZM184 51H185V53H184ZM191 51H193V53L191 52ZM196 51V52H195ZM4 53L5 55L7 54V53ZM24 52H26V50L24 51ZM34 52V54H31V53H33ZM37 53V55L35 56V54ZM46 52L49 54V51L48 50H46ZM68 52V53H67ZM126 52V53H127ZM128 52V53H129ZM192 54H191V53ZM222 52V51H221ZM220 52V53H221ZM3 53H1L2 55H3ZM9 53V52H8ZM40 53V54H39ZM53 53H54V56H53ZM62 53V54H63ZM100 55H99V54ZM101 53H105V54H101ZM129 53V54H130ZM202 53H204V52H202ZM9 54H11V51H10V53ZM17 54V55H16ZM39 54V55H38ZM56 54V55H55ZM186 54H189V55H187V57H189V58H191L192 59V61L188 58V60L190 61V65H193V62H195L194 64V68H197L196 70H194L193 69V67L192 66H190L189 67V69L188 68H186V67H188L187 65L189 64L188 63V60H187V57H186ZM196 54V55H195ZM201 54V53H200ZM200 54L198 55V57H197V60H198V58H200L199 56H200ZM42 55H41V57H42ZM57 55H59V56H63V57H66V58H64V61H63V58H60L59 56H57ZM88 55H90V58H88ZM93 55V56H92ZM104 56L103 58H101L102 56ZM126 55V54H125ZM150 55H152V57L153 58H155L154 60H150L152 57L150 56ZM183 55H185L184 56V60H180V59H182V57L181 56H183ZM193 56V57H190V56ZM9 56H11L10 58H13L14 56L11 54V55H9ZM32 56H33V58H32ZM38 57V59L39 60H36V58L35 57ZM57 57V60H58V58L59 59H61V60H59L60 62H65V60H66V64L65 63H58V64H56V62L55 61H57L56 60V57ZM101 56V57H100ZM115 56V57H114ZM131 55H129V57H130ZM147 58H146V57ZM150 56V57H149ZM201 56H203V55H201ZM204 56H206V55H204ZM218 56V55H217ZM5 58H7L8 57V55H6V56H4ZM14 57V59H15V61L17 60L16 58ZM21 56H19V58H20ZM26 57H22L23 59H25ZM52 57H54L55 58V60L52 58ZM100 57V58H99ZM113 57V58H112ZM186 57V58H185ZM220 57V56H219ZM2 58V56H0V59ZM5 58H4V60H5ZM18 58V61L19 60H22V61H20V63H22L23 62V64H25L26 62V59L25 60H23V59H19ZM50 58H52V59H50ZM84 60H83V59ZM127 58H128V56H127ZM137 58V59H136ZM148 58H150V59H148ZM214 58V59H213ZM212 59H213V61L214 60H219V58L217 57L216 58V54H215V57H213ZM216 58V59H215ZM3 59V58H2ZM8 59V58H7ZM13 59V60H14ZM31 59H33V60H31ZM76 59V60H75ZM103 61H102V60ZM123 59H126L125 57L123 58ZM132 59V60H131ZM185 59H186V61H187V63H186V65L185 64H183L182 62H184L185 63ZM203 59V58H202ZM207 59H208V57H207ZM206 59V60H207ZM209 59H211L210 57H209ZM4 60H0L1 61V63H0V66L3 68V66H5L4 68H6L7 66L9 67L11 64L13 65H11L10 67H12V68H8V69H10V72L12 71V70H14L13 72L15 73V68L17 67V69H19L18 71L19 72H21V70H24L23 69V67L21 66V65H19V66H21V67H19L18 65H16V67H15V64H13V63H15V61H13L12 59H9V60H7V61H9V62H7V61H4ZM77 60H78V63H77ZM131 60V61H130ZM169 60H172L173 62H174V65L172 64V63H169V62H171V61H169ZM205 60V61H206ZM12 61V63H10ZM17 61V62H18ZM33 61V62H32ZM39 61V62H38ZM58 61V62H59ZM90 61V62H89ZM93 61V62H92ZM124 61V60H123ZM152 61H155L154 63H151ZM161 63H160V62ZM180 61H181V66L183 65L184 66V68H181L180 67ZM205 61H203L204 63H205ZM3 62H5V63H3ZM25 62V63H24ZM73 62V63H72ZM92 62V63H91ZM116 63V65H118L119 63ZM129 62H132V63H129ZM136 62V63H137ZM159 62V63H158ZM166 62V63H165ZM207 62V61H206ZM215 63H211V65L212 64H216V61H214ZM220 62V61H219ZM2 63L3 64H8V65H3L2 66ZM10 63V64H9ZM46 63H47V65H46ZM70 63V62H69ZM76 63V64H75ZM88 63H89V66H88ZM121 63L119 64V65H121ZM157 63V64H156ZM218 63V62H217ZM31 64H27L26 65V67L28 66V68L30 67L31 68ZM41 64V63H40ZM74 66H73V65ZM104 64H105V66H104ZM107 64V65H108ZM157 65L158 67L156 68L155 66V70L153 71V69H151V65ZM160 64V65H159ZM164 64V65H163ZM169 64H172V66L171 65H169ZM197 64H199V66H197ZM221 64V63H220ZM34 64H32V66H33ZM42 65V66H43ZM52 65V66H51ZM65 65H68V67H69V69H67V71H66V69L65 68H68V67H66ZM96 65V66H95ZM101 65H102V67H101ZM166 65H169V66H167V67H165ZM214 65L213 66H208V68L209 67H214ZM217 65V64H216ZM63 66H65V67H63ZM100 66V67H99ZM143 66V67H142ZM182 66V67H183ZM186 66V67H185ZM196 66V67H195ZM239 66V65H238ZM19 67V68H18ZM41 67V68H40ZM63 67V70H65L66 71V73L67 74H65V71H63V70H61V68ZM96 67V68H95ZM99 67V71H98V68ZM116 67V68H115ZM203 67V69H202V72H203V74H205V72H206V76L208 77V78H205V76H203V74L201 75V71H200V69ZM3 68V69H4ZM14 68V69H13ZM20 68H22V69H20ZM141 70H139V69ZM144 68V70L142 71V69ZM180 68H181V70L182 69H186L185 71L187 72H191V74H193L194 75V72H197L198 74L200 73V75H198V77L200 78V76H201V78H202V76L205 78H202V80H200V79H197V77L195 78V77H193V75H192V77L191 78H189L190 77V74L189 73H182L181 74V72H180ZM7 69V70H8ZM12 69V70H11ZM16 69V70H17ZM34 69L32 68V70L31 71H34ZM85 69V70H84ZM97 69V70H96ZM139 71H138V70ZM188 69V70H187ZM190 69L191 70H193V71H190ZM6 69H5V71L8 73V71H7ZM27 70V69H26ZM72 72V73H70V71ZM84 70V71H83ZM87 70V71H88ZM117 70L119 71V72H117ZM152 70V71H151ZM198 70H199V72H198ZM25 71V70H24ZM24 71L20 74V77H22L23 76V78H25V74H24ZM28 71V70H27ZM31 71H29V72H31ZM35 71L33 72V73H35ZM43 71V70H42ZM130 71V72H129ZM1 72V71H0ZM13 72H11V74L13 73ZM18 72V73H19ZM74 72V73H73ZM108 73H113L112 75L114 76H110V74L108 75V77L106 76ZM151 72H152V74H151ZM154 72V73H153ZM14 73L12 74V76H18V78H19V80L20 81H22V78H20L19 77V75H17L16 73H15V75H14ZM25 73H26V71H25ZM33 73H28L27 72V75L29 76V77H32V75L31 74H33ZM46 73V74H45ZM79 73L81 74V75H79ZM97 73V74H98ZM103 73H105L104 75H105V77L108 79V81H107V79H104L103 78V76H101L100 77V75H102ZM209 73V74H208ZM218 73V72H217ZM3 73L1 72V74H0V79L2 80V78L5 76L4 74L2 75ZM9 75H10V73H8ZM22 74H24V75H22ZM68 74H71L70 76H72L73 74L75 75L74 77H67V75ZM94 74H96V73H94ZM122 74V75H123ZM183 75L182 76V78H181V75ZM196 74V73H195ZM26 75V76H27ZM46 75V76H47ZM50 75V74H49ZM56 75H58L57 77L58 78H55V76ZM66 75V78H67V80H66V78L64 77ZM122 75H119V76H121L120 77V79H122L123 81H124V75L122 76ZM189 77H188V76ZM197 75V74H196ZM3 76V77H2ZM11 76V75H10ZM11 76V81L10 80H8L9 78L7 77V75L3 78V79H5V81H3V82H5L4 84L3 83H1L2 81H0V84L1 85H5L4 87L6 88H8V87H12L11 89H13V87H15L16 86V88H17V92L19 93V95H21V96H18L17 95V99H14V100H16V101H14V100H12L13 102H12V104L10 103L11 101V99L12 98H14L15 96H16V94H17V92H15L14 93V96L12 95V98L10 99V98H8L9 100L6 102V97H5V101L4 100H2V101H4V102H2V101H0V114H5V113H3V112H7V115H8V113L10 112V116L12 115L11 113H13V112H15V111H13V109L14 110H17L18 109V107H19V103L17 104L16 102H18L20 99L18 98V97H21V103H20V106H21V104H22V107H23V105H24V102L22 103V100H24V94H25V92H27L25 89H22V87L23 88H26L25 86L27 85V88H29L28 87V85L30 86V88H29V90H31L32 89V87H33V89L31 90V93L33 94V92H35L36 93V91H37V89L32 85V87H31V85L30 84H27V83H25L26 85L25 86H21V88H20V86H17V85H22L21 83L22 82H19V84H17V77H16V81H14L12 78H14V77H12ZM80 76H82V78H80ZM109 76L112 78H110L109 79ZM118 75H116V77H117ZM118 76V77H119ZM195 76V75H194ZM96 77V78H95ZM126 77V76H125ZM183 77H184V80H186V82L188 83V84H184V85H186V87L183 85L182 86V84L180 83V82H182V79H183ZM39 79L38 81H36L37 79ZM50 78H52L51 77V75H50ZM61 78H63V79H65V81L66 82H64L63 83V79H61V80H63V81H61L60 79ZM90 79L89 80V82H87L88 80L87 79ZM126 78V79H127ZM193 78H194V80H193ZM216 79H217V77H215ZM226 78H228V77H226ZM233 78V77H232ZM26 79V78H25ZM48 79V78H47ZM60 80L64 85H62V83L60 84V82H58V81H55V80ZM94 79H96V80H94ZM203 79L205 80L204 82H203ZM216 79L214 80H212V85H214V82L213 81H216ZM6 80H8V82L10 83V84H12L13 83V81H14V84H15V86H12V85H10ZM28 80H30L29 78H28ZM73 81L72 83H71V81ZM104 80L105 81H107V82H104ZM192 80V81H191ZM197 80V81H196ZM199 80H200V82H199ZM23 81L24 82H26L24 79H23ZM58 82V83H56V84H58V87H57V85L56 84H52V83H50V82ZM68 81H70L69 83H68ZM112 81H113V84L115 83V84H117V83H120V84H118L119 85V87H120V85H122L120 88H122L121 90V92H123L122 94H124V95H122V96H120V97H122V99L120 98V97H118L117 96V93L119 92V88L118 89H116L117 88V86L114 84V86H112ZM194 81V82H193ZM203 83H202V82ZM222 81V80H221ZM220 81V82H221ZM7 82V83H6ZM23 82V83H24ZM32 81H30V83H31ZM54 82V83H55ZM95 82H97V83H95ZM111 82V83H110ZM192 82V85H194V86H197V89H196V87H194V91L193 90H191V87L189 88V86H187V85H190V83ZM219 81H216V83H220ZM223 82V84L225 83L224 81H222ZM50 83V84H49ZM84 82H82V84H83ZM90 83V84H91ZM109 83H110V85L112 86H109ZM124 85H126V87L124 86L123 87V84ZM183 83H185V81H183ZM202 83V84H201ZM42 84V83H41ZM49 84V85H48ZM51 84L53 85V86H51ZM81 84V83H80ZM81 84V85H82ZM94 84H96L95 85V88L93 87V85ZM100 86H102V87H99V85ZM208 84V85H209ZM210 84V87L212 86ZM221 84V83H220ZM8 85V86H7ZM39 85V86H38ZM66 85V87H64ZM98 85V86H97ZM203 86V88L201 89V87ZM38 86V87H37ZM61 86V87H60ZM63 86V87H62ZM191 86V85H190ZM205 86V87H206ZM215 86H216V84H215ZM214 86V87H215ZM221 86H223V85H221ZM221 86L219 87V88H221ZM3 86H1L0 87V90H2L3 88H2ZM55 87H57L55 90H54V88ZM71 87H73V88H75L76 87V89H74L73 91H72V89H70ZM85 87H87L88 89H91V91L92 92H94V95L93 96H97L98 97V100H101V98H102V100H103V98H105L106 96H109V94H110V96H109V98L111 99V101H113V99H114V97L115 98H117V99H121V100H123L124 99V101H120L119 103H122V102H124V104H123V106H122V104H119L118 103V101L120 100H118L117 101V99H114V101L112 102L113 104L111 105V103L109 104V106L111 107V108H115V109H117L116 107H120V108H118L116 111L119 113V114H117V117L113 120V118L115 117L114 115H116V111L114 110V112L113 113H110V112H112L111 110V108L109 109V107H107V109H105L106 108V106H108V102H110V99L107 101L106 100V98L103 100V101H105L106 100V102H103L102 101V103L105 105V103H106V106L104 107V109L107 111L108 110V112H109V110H110V114H112V115H110L109 117L107 116L106 117V119H110L111 120V122H112V124H109V123H111L110 122V120L108 121V124H106L107 122H106V120H104V118L103 117H101L102 119H103V121H104V124H103V122H102V124H101V122L100 123H96V122H98V121H100L101 119L99 118L100 116H99V114H103V115H105L106 116V111L103 109V111H105L104 113H102L103 111L101 110H99L98 112L96 111V114H95V108H97L98 106H100L101 108H103V106L104 105H102V103H100V104H98L97 102H96V100H97V98H94V99H96V100H94L93 99V96H92V94L90 95V93H91V91L90 90H88L87 88V90H85L84 88ZM94 88V90L97 88V91L99 92V95H101V91H103L102 89H104V91L103 92H106V94H108V95H106V96H103V95H105V94H103V95H101V97H99V95H97L98 93H96L97 91H94L93 90V88ZM112 88V90H111V88ZM207 87H209V86H207ZM206 87V88H207ZM2 88V89H1ZM16 88H15V90H16ZM22 89L23 91L25 90V92H23V95L24 96H22V94H20V92L18 91V89ZM61 89V91H62V89L63 88H65V89H63L64 91L61 93V91H59V89ZM80 88H81V93L82 92H84L85 91V93H88V95L90 96V99L92 100L91 102L92 103H90L89 101H90V99H89V96L87 95V97H88V99H89V101H86V99H87V97L86 96H83V97H80V96H82L83 95V93H82V95H79V94H81V93H79V91H80ZM98 88H100V89H98ZM129 88L127 89V91L129 90ZM224 88V87H223ZM11 89H9V90H11ZM19 89V90H20ZM34 89H35V91H34ZM44 89H45V91H44ZM48 89V90H47ZM78 89V91H76ZM106 89V90H105ZM118 90V91H116V93H115V90ZM192 89H193V86H192ZM197 91H196V90ZM212 89V88H211ZM214 89H216V87L214 88ZM3 90H5L6 91V89H3ZM2 90V91H3ZM22 90H21V92H22ZM59 91V92H57V91ZM82 90H84V91H82ZM228 90V89H227ZM2 91H1V93H2ZM13 92H14V90H12ZM12 91H10L9 93H13ZM51 91V92H50ZM71 91V92H70ZM76 91V92H75ZM87 91V92H86ZM126 91V90H125ZM137 92V94L135 93L134 94V92ZM210 91V90H209ZM208 91V92H209ZM212 91H214L213 89H212ZM4 92V91H3ZM59 94V93H61V96H59L57 93ZM79 93L78 95H77V101L79 100V98H82L81 99V101L79 100L78 101V103L80 104V106H79V109H78V111L80 110V112H78V115L79 116H77L76 115V108H74V110L72 109V111L70 110L71 108H73V106L75 105V106H77L78 107V103H76L75 102V100H76V98L74 99V101H72L73 100V98H74V96L76 97V94L75 93ZM121 92H119L120 94H121ZM132 92H125L126 94H130V93H132ZM219 92H220V90H219ZM8 92H6L5 94L4 93H2V94H0V95H8L9 94ZM28 93L31 95V93H30V91H28ZM48 93V94H49ZM73 93V94H72ZM85 93H84V95H85ZM115 93V94H114ZM224 93V92H223ZM27 94V93H26ZM39 94V93H38ZM40 94V95H41ZM112 94H114V95H112ZM184 94V96L185 95H188V97L189 96H191V97H193V98H191L190 97V99H193L195 102L199 99L198 98V96H200L201 98H200V101H197L196 103L194 102V101H191V100H189V102H188V100L186 99V97H185V99H184V97H183V99L185 100V101H187V102H185V104H189V103H192L193 102V104L195 103L196 105H193V107H195V106H198V108H196V112H197V109H201L202 108V106H204V105H200L201 103H199L198 104V102H202V104H204V103H206L203 99H205V98H203V96H207L208 95V101L209 100H211V99H213V101L211 102V101H209V102H211L210 104H207V106H206V104H205V106L204 107H206V109H208V105H210V107H212V105L213 104H217L218 106L220 105L221 107H219L220 109V114L222 115V114H224V117H223V115L222 116H219V115H217L218 113H216L217 111H216V109H217V107L218 106H214L213 105V107L212 108H215V114H211V113H213L214 111L213 110H211V108H209L210 109V113L209 114H211L210 116H209V114H208V112H206L207 110L205 109V108H203L204 110H206V111H200V116H199V113L197 114L198 115V117H195L196 116V114H195V111L193 110V112L192 113H194V114H190L189 112L190 111H192V110H190L189 109V106H187L185 109H188V110H185L184 108H183V106H184V102L182 101L183 99L181 98L182 97V95ZM216 94H218V93H216ZM216 94H214V95H216ZM40 95H38V97L36 96V97H32L33 95H31V98H33V99H37V98H39V96ZM47 97H50V98H47ZM111 95L112 96H114V97H112L111 98ZM131 95V94H130ZM181 95V96H180ZM225 95V94H224ZM228 95H230V94H228ZM10 96V94L8 95V97ZM42 96V95H41ZM58 96V97H57ZM68 96V97H67ZM73 97V98H69V97ZM78 96H79V98H78ZM95 96V97H96ZM197 97V98H195V97ZM205 96V97H206ZM209 96H211V99H209ZM4 96H1V99L3 98ZM22 97H24V98H22ZM46 97V98H45ZM85 97H86V99H85ZM228 97V96H227ZM233 97V96H232ZM39 98V99H40ZM44 98L46 99V101H43L44 100ZM69 98V99H68ZM100 98V99H99ZM108 98V97H107ZM136 98H138L139 100H136ZM144 98V99H143ZM182 100H181V99ZM207 98H206V100H207ZM215 98H216V96H215ZM220 98V97H219ZM40 99V100H41ZM48 99L50 100V101H55L54 103L56 104L57 103V105H55L54 103H52L51 102V104L50 105H48V107H49V109L51 108V107H57V106H60V107H58L57 109H56V107L54 108V109H50V110H55L54 112H53V114H55L54 116L50 113V114H48L49 112H51L49 109H48V107L46 108L47 109V111L45 112L46 114H48V115H46L43 111H45V108H44V110L42 111V106H40L41 105V102L42 103H46V102H49L48 101ZM68 99V100H67ZM189 99V98H188ZM221 99V98H220ZM180 100L182 101V104H181V102H180ZM203 100V101H202ZM222 100V99H221ZM232 100V99H231ZM10 101V102H9ZM19 101V102H20ZM60 101V102H59ZM88 102L87 103V105H84L86 102ZM94 101V102H93ZM127 101V100H126ZM208 101H207V103H208ZM224 101V100H223ZM234 101H236V100H234ZM9 102V103H8ZM61 102H63V103H61ZM75 102V103H74ZM83 102H84V104H83ZM99 102V101H98ZM101 102V101H100ZM140 103V107L138 106L139 104L138 103ZM143 102V101H142ZM214 102V103H213ZM225 102V101H224ZM60 103V104H59ZM72 103H74V105H72ZM93 103H95L94 104V106L96 105V104H98V105H96V107H92V106H90L91 104H93ZM114 103L116 104L115 105V107L113 106L114 105ZM213 103V104H212ZM230 103H231V101H230ZM238 103V102H237ZM17 104V105H16ZM39 104V106H36V105H38ZM48 104V103H47ZM52 104H54L53 106H52ZM61 104L64 106V109L63 110H65L66 111V113L64 112V111H61L62 109H61ZM90 104V105H89ZM131 104H133L132 106H134L135 107V109H133V107L131 106ZM135 104H136V106L138 107V109L140 110V111H142V112H139V113H142L140 116H139V119H137L138 117H137V115H138V112L136 113V111L138 110L137 109V107L135 106ZM181 104V105H180ZM232 104V103H231ZM14 105H16L15 107H14ZM43 105V107H45V105L44 104H42ZM118 105H120V106H118ZM183 105V106H182ZM189 105H191V104H189ZM51 106V107H50ZM63 106H62V108H63ZM82 106V107H81ZM84 106V107H83ZM86 106V107H85ZM90 106V107H89ZM182 106V107H181ZM201 108H200V107ZM233 106V105H232ZM27 107H23V108H25V109H27ZM71 107V108H70ZM87 107H89V108H87ZM100 107L98 108V109H100ZM131 107H132V109H131ZM143 107V108H142ZM192 107V108H193ZM227 107H228V105H227ZM20 108V110H22L21 109V107H19ZM70 108V109H69ZM81 108H87V111L89 112L90 110V113H88L87 111H85V110H81ZM95 109V110H92V109ZM181 108V109H180ZM30 109H27V111L28 110H30ZM39 109H41L40 110V112H39ZM61 109V110H60ZM66 109H68L69 111H71V113L70 112H68V110H66ZM89 109V110H88ZM182 109H183V111L185 112V113H187L188 111V113H189V116H188V118H186L187 120H185V116L187 117V115L185 114V116L183 115L184 114V112L182 111ZM208 109V110H209ZM224 109V110H223ZM237 109V108H236ZM19 110V111H20ZM24 110V109H23ZM31 110L30 111H28V112H31ZM35 110V111H34ZM119 110V111H118ZM122 110H124V111H122ZM138 110V111H139ZM218 110V109H217ZM224 111V113H222L223 111ZM230 110H232V109H230ZM249 110H251V109H249ZM11 111H13V112H11ZM36 111L37 112H39L38 114L36 113ZM41 111H42V113H44V114H41ZM61 111V112H60ZM81 111H83V113H81ZM128 111H127V114L125 115L126 116V119H128V116L130 117V114H128ZM134 111H135V113L137 114L136 116H134ZM183 113H182V112ZM199 111V110H198ZM225 111H227L228 112V114H227V112H225ZM238 111L239 110H237L236 112H234V114L235 113H238ZM248 111V110H247ZM22 112V111H21ZM21 112H17L16 111V113H13V117L11 118V119H13L14 118V114H19V115H21V114H23V115H21V117H23L25 114V112H26V110H24L23 112L24 113H21ZM75 112V113H74ZM86 114H85V113ZM93 112V113H92ZM99 112H101V113H99ZM123 112V113H122ZM158 114H157V113ZM181 112V113H180ZM219 112V111H218ZM232 112V113H233ZM249 112V111H248ZM252 112V111H251ZM68 113V114H67ZM69 113L70 114H74V115H76L77 117H75V118H72L73 116H70L69 115ZM79 113H81V114H79ZM88 113V114H87ZM91 113H92V115H91ZM115 113V114H114ZM187 113V114H188ZM42 116H41V115ZM89 114H90V116H93V114H94V117H96V118H98V119H96L95 120V118L94 117H90L89 116ZM156 114H157V117H156ZM162 115V119H159V118H161V115ZM228 116H227V115ZM233 114V116H235ZM247 115H249L250 113H246ZM254 114V113H253ZM261 114V113H260ZM9 115H8V117H9ZM37 115H40V116H37ZM84 115H86V116H84ZM96 115V116H95ZM107 115H109V114H107ZM128 115V116H127ZM181 115H183V116H181ZM208 115V118L206 117ZM215 115V116H214ZM217 115V116H216ZM240 115V114H239ZM239 115H237V116H239ZM242 115H244V114H242ZM246 115V116H247ZM252 115V114H251ZM4 116V115H3ZM3 116H1L0 115V118L2 117V122H3V124H5V127H6V125L9 123H7L6 124V121H8V120H5V122H4V119H6V118H3ZM18 116V115H17ZM57 116V117H58ZM66 116H68L67 117V123L69 122V121H71L72 119L73 120H75L76 121V118H78V117H80L81 116V118L79 119V120H77L78 122H80V123H78V124H80V125H82V123H84L85 125H83V127L82 126H80V125H78L75 121H74V123H73V125H71L72 123V121L71 122H69L70 123V126L65 122L66 121ZM83 116H84V118H83ZM97 116H99V117H97ZM102 116V115H101ZM111 116H113L112 117V119H111ZM118 116H119V118H118ZM134 116V117H133ZM192 116V117H191ZM202 116H204L206 119H208V121L211 123V122H219V117L221 118V117H223L222 119H220V122L222 123V124H220V122L218 123L220 126H222L223 125V127H226L225 129L224 128H222V127H220L217 123V126L219 127V128H222L223 130L221 131V129H219L218 127H216V125L214 126V123L213 124H211L212 125V127L211 126H209L210 124H207V123H209V122H205L204 123V120L203 121H200L202 124H204V125H202V124H197V122H199V120H202L203 118H201ZM219 116V117H218ZM225 116H227V117H225ZM30 117V116H29ZM71 117V119L69 120L68 118H70ZM86 117H87V119H86ZM89 117H90V119L92 118H94V120H92L93 121V123H92V125L94 124L95 126H93V127H91V129H90V127H89V129H88V126L89 125H86V123H85V120L87 121V123L89 122ZM121 117V118H120ZM140 117H143L142 119L140 118ZM182 118V120H184V122L186 121V123L183 125V126H188V127H190L189 129L191 130V131H193L194 132V130L196 131V129L199 127L200 128V125H202V127L201 128H205V130H204V128L202 129V131H204V132H206V130L209 132L210 130H212V132H210V133H212V134H214V135H218L219 137H212V135L209 133H207V134H205L204 133V136L206 135V136H209V137H204V138H202L201 136V140H199V134H200V132H201V135L203 134L202 133V131L200 130H198V132H197V137L194 135V134H196V133H194V134H192V136H194L195 138H196V140H197V142L199 143V141H201L200 142V144H202V146L200 145V144H197V146H198V148H197V146L195 145V146H193V148L196 150V148H197V150L199 151L200 149H201V147L203 148L205 145L207 146L208 144H210V147H212V146H215L216 148H217V146L219 147V148H217V149H221L220 151H221V153L222 154H215V153H217V149L216 148H211V149H213V150H211V152L212 153H214V156H215V159H214V156L212 157L210 154H209V152H210V150L207 152V154H206V152H205V150H206V148H207V150L209 149L208 147H206V148H203V149H205L204 150V152L202 151L203 149H201V153H204L205 155H203V156H205V157H203L202 155V157L203 158H201V160H205L204 158H206L207 157V160H205V161H207V162H205V164L206 163H208V162H211L212 160H213V164L211 165V163L208 165L207 164V168H205V167H202V165H204L205 166V164H203L202 163V165H201V162H203V161H201L200 160V157L201 156H198L199 154H201V153H199V154H197L196 155V152H197V150H196V152H195V150L192 148V152H194L193 153V156H197L198 158H199V160H198V158H195V157H193V158H195L194 159V162L192 163V161L190 160L192 157V152L190 151V147L191 146H188L189 144H190V141L189 140H192L191 138V131H189V129H185V127L183 128V126H181L180 124H183V122H182V120H181V118ZM191 117V119L193 120V122L195 123V124H197V126L196 125H194V123H193V127H191L192 126V124L190 125H187V123L189 122H191L192 120H190L189 118ZM195 117V118H194ZM212 117H216L214 120H211V118ZM218 117V118H217ZM229 117V118H228ZM242 117V116H241ZM245 117V116H244ZM248 117V116H247ZM10 118V117H9ZM8 118V119H9ZM15 118H16V116H15ZM25 118H26V116H25ZM37 118H35V119H37ZM64 118V119H63ZM83 118V119H82ZM136 118V121H139V120H144L143 122L141 121V124L140 125H142V123H144V125H145V128H144V126H141L140 128V130H137L136 132H135V128L133 129L132 127H135L134 125L136 124V121L134 120ZM196 118H200L199 120H197ZM224 118H228L227 120L225 119V121H224ZM243 118V117H242ZM240 119V121L241 120H243V119ZM249 118V117H248ZM10 119V120H11ZM17 120V124H18V118H16ZM23 118H20V121L22 120ZM39 119L37 120V121H39ZM50 119V120H49ZM55 119H57V120H55ZM84 121H82V120ZM125 119V118H124ZM217 119V120H216ZM236 119V118H235ZM239 119H238V117H237V120H238V122H239ZM1 120V119H0ZM32 120H34V119H32ZM32 120H30V121H32ZM81 120V121H80ZM98 120V121H97ZM135 121V123H134V121ZM196 120V121H195ZM211 120V121H210ZM244 120H246L245 118H244ZM15 121V120H14ZM19 121V122H20ZM23 121V120H22ZM37 121L35 120V123H34V125H33V127L36 125V123H37ZM102 121V120H101ZM133 121V122H132ZM180 121H181V123H180ZM205 121H207V120H205ZM227 121H228V124H227ZM248 121V120H247ZM2 122H0V123H2ZM11 122H13V120H11ZM27 122H29V121H27ZM43 124H42V123ZM54 122H55V124H54ZM95 122V123H94ZM140 122V121H139ZM226 123V125H225V123ZM230 122H231V125H230ZM242 122V121H241ZM243 122H245V121H243ZM90 124H91V122H89ZM129 123V124H128ZM130 123H134L133 124V126H131L132 124H130ZM170 123V124H169ZM253 123V122H252ZM251 123V124H252ZM12 124H14V122L12 123ZM15 124H16V122H15ZM29 123H27V125H28ZM40 124H42V126L40 125ZM65 124H67V125H65ZM76 124L79 126H76ZM97 124H99V126L97 125ZM105 124H106V126H105ZM137 124H138V122H137ZM206 124V125H205ZM246 124H247V122H246ZM254 124V123H253ZM47 125V126H48ZM56 125V126H55ZM92 125H90V126H92ZM102 125H104L103 127H102ZM129 125L131 126V127H129ZM230 125V126H229ZM244 125V124H243ZM4 126V125H3ZM10 126H12L11 125V123H10ZM67 126H69V127H67ZM72 126V127H71ZM86 126V127H85ZM128 126V127H127ZM180 126L182 127L181 128V130H183L182 132H181V130H180ZM208 127V128H206V127ZM234 126V127H233ZM256 126V125H255ZM13 127V126H12ZM32 127V126H31ZM76 127H78V129H79V131H78V129H76ZM82 127V128H81ZM87 128L88 129V132L85 130V129H83V128ZM100 128V130H99V128ZM143 127V128H142ZM146 127H147V130H145L146 129ZM194 127H197V128H194ZM209 127H211L210 128V130H209ZM215 127H216V130H215ZM230 127V128H229ZM231 127H232V129H231ZM235 127H236V129H237V131H236V134H237V136H238V139H237V136H235ZM7 128H9V127H7ZM36 129L35 130H37V126L35 127ZM82 129V131L84 132V134H85V132L88 134V135H90L89 133H92L93 135H91V136H87V135H84L82 132H81V129ZM96 128V129H95ZM136 128H138L139 129V126L137 125L136 126ZM156 128V129H155ZM191 128H193V129H191ZM200 128V129H201ZM244 128V129H243ZM264 128V127H263ZM9 129H11V128H9ZM14 129V130H15ZM18 129H22V131H18ZM46 129V130H45ZM92 129H94V131H96V130H98V131H96V132H93L92 131ZM155 129V130H154ZM229 131H228V130ZM230 129H231V131H230ZM257 129V128H256ZM15 130V131H16ZM73 130H76V132H74ZM89 130H91V132L89 131ZM101 130H103V131H101ZM112 130V131H111ZM144 132H142V131ZM150 130V131H149ZM159 131V133H158V131ZM186 130H188L189 131V133H186L185 131ZM234 130V131H233ZM261 130V129H260ZM30 131V130H29ZM28 130H26V132H29ZM47 131V132H46ZM57 133H56V132ZM60 131V132H59ZM100 131H101V133H100ZM148 131V132H147ZM154 131V132H153ZM155 131H157V135L156 134H154L155 133ZM222 132L221 134L220 133H214V132ZM233 131V133L234 134H232V133H230V132H232ZM242 132L243 133V135L242 134H240V132ZM7 133H8V130L6 131ZM5 132V133H6ZM12 132V133H11ZM21 132L23 133V134H21ZM59 132V133H58ZM141 133V135H142V133L144 134V136L142 135V137L141 138H143V139H145V140H147V141H144L143 139H140V140H143V141H141L142 142V145H141V142L140 141H137L138 140V137L139 136H141L140 135V133ZM185 132V133H184ZM256 132V131H255ZM261 132V131H260ZM263 132V131H262ZM30 133V132H29ZM50 134V136H52V137H45L46 139H44V136L43 135H45V134ZM69 133L71 134L70 136H68L69 135ZM77 133V134H76ZM94 133H96V135L98 134L99 136L97 137L96 136V138H94L95 139V141H94V143H93V140L92 141H90L91 139H93V137L92 136H94L95 134ZM138 135H137V134ZM181 133H183L184 135L186 134H189V135H187L186 137H188V139L189 140H187V138L184 136L183 137V135L181 134ZM232 134L231 136H230V134ZM239 133V134H238ZM257 133V132H256ZM21 134V135H20ZM58 134V135H57ZM244 134H246L245 135V138H244ZM252 134H254V133H252ZM20 135V136H19ZM23 135V136H22ZM38 135H41V134H37V136ZM55 135V136H54ZM100 135H102V138H101V136ZM106 135V136H105ZM137 135V136H136ZM155 135V136H154ZM180 135H182V137L184 138H182V140L180 139L181 138V136ZM211 135V136H210ZM242 135V136H241ZM262 135V134H261ZM69 138H68V137ZM72 136H73V138H74V140H73V138H72ZM75 136V137H74ZM86 136V138L84 139V137ZM159 137V138H157V137ZM161 136H163L162 138L163 139H160L161 138ZM232 136H234V138H236V140H242L241 141V143L239 144V142H240V140L238 141V144H236L237 142H236V140L234 139V138H231ZM243 137L242 139H241V137ZM254 136H255V134H254ZM254 136H249L250 138H253ZM23 137V138H22ZM26 137H27V135H26ZM29 137H31L30 136V134H29ZM91 137V138H90ZM104 137H105V139H104ZM194 137H193V139H194ZM1 138H2V140H1ZM65 138V139H66ZM76 138V139H75ZM79 138V139H78ZM90 138V139H89ZM99 138H101V139H99ZM140 138V137H139ZM186 138V139H185ZM205 138L207 139V140H205ZM208 138H210L211 140H208ZM212 138L214 139V138H219V139H217V140H220V141H216L217 143H210L211 141H212ZM257 138V137H256ZM10 139H12V138H10ZM23 141H22V140ZM27 139V138H26ZM31 139V138H30ZM29 139V140H30ZM35 139H37V138H35ZM34 139V140H35ZM60 139H63L64 141V143L63 142H60L61 140ZM78 139V140H77ZM88 139V140H87ZM99 140L98 142L96 141V140ZM159 139V140H158ZM202 139H204L203 141H202ZM243 139H245V140H243ZM15 140V141H16ZM32 140V139H31ZM53 140H52V142H53ZM74 141V144H75V140H77L76 142L79 144V141L80 142H82V143H84V144H82V143H80L79 145L81 146V144H82V146L81 147H83V149H84V151H85V153L86 152H94V151H92V148H93V150H95V156L94 157H92L91 156V154H94V153H89L90 154V156L92 157H89V154L87 153L86 155H84L85 153H80V152H83V149L82 148H78V147H80L78 144H76L78 147H75V148H73L75 145H73V142H70V141ZM88 142H87V141ZM184 140L186 141H188V142H184ZM195 140V139H194ZM194 140L192 141V143H195L194 142ZM195 140V141H196ZM214 140H216V139H214ZM213 140V141H214ZM232 141V143H231V141ZM248 140H251V139H248ZM5 141H3V143L5 142ZM13 142V144L14 145H16V142ZM84 141V142H83ZM86 141V142H85ZM180 141H182V142H180ZM205 141L207 142V141H209V142H207L208 144H204L205 143ZM259 141V140H258ZM24 142V143H23ZM55 142H57L56 144V146H55ZM58 142H59V144H60V147H59V144H58ZM97 142V143H96ZM196 142V143H197ZM215 142V141H214ZM220 142H222V143H220ZM251 143H252V141H250ZM249 142V143H250ZM256 142V141H255ZM2 142H0V144H1ZM6 143V142H5ZM70 143H71V145H70ZM87 143V145H89L88 143H90V145L89 146H91L92 145V143H93V145L91 146V149H88V148H86V147H88V146H86L85 144ZM96 143V144H95ZM143 143H145V144H143ZM146 143H148L147 145H146ZM189 143V144H188ZM191 143V144H192ZM226 143V144H225ZM47 144V145H48ZM61 144H64L65 145V147H66V149H65V147H64V145H63V149H65V151L68 149L67 148V145L66 144H68V147H69V145L72 147H69L70 148V150L68 149L66 152L64 151V150H62V151H64L65 153H67V154H65L64 152H62L61 151V149L60 148H62V145ZM104 146H103V145ZM181 144V145H180ZM183 144V145H182ZM184 144H185V146H187V148L189 149V152H191V153H189V152H185V147H184ZM187 144V145H186ZM190 144V145H191ZM228 144V145H227ZM229 144H235V146L236 147H230V145ZM244 144V145H243ZM254 144V143H253ZM6 145H8V146H6ZM46 145V148L48 147ZM141 145V146H140ZM143 145H146L145 147L147 148V149H145V151H143L144 149H140V147L141 148H143L142 146ZM192 145H194V144H192ZM199 145H200V148H199ZM204 145V146H203ZM241 145V146H240ZM246 145V146H245ZM2 145H0V147H1ZM44 146V145H43ZM51 146H49V147H51ZM181 146H183V147H181ZM209 146V145H208ZM225 146V147H224ZM229 146V147H228ZM237 146H238V148H237ZM245 146V147H244ZM38 147V148H37ZM56 147V148H55ZM95 147H96V149H95ZM139 147V148H138ZM144 147V148H145ZM180 147H181V151H180ZM227 147V148H226ZM240 147H242V148H244L243 150H240L241 148ZM45 148V147H44ZM57 148H59V151L57 150ZM76 148H78L77 150H76ZM86 148V149H85ZM226 148V149H225ZM230 148V149H229ZM245 148H246V151H245ZM8 149H13V151H11V152H13V154L11 153H7V151L9 152L10 150H8ZM49 149H51V148H49ZM73 149H75L74 151H72ZM139 149L140 150H142V154H144V156L146 155V154H148V152H150L151 151V154L149 155H146L145 157L142 155V154H140L141 152H139ZM148 149H149V151H148ZM151 149V150H150ZM228 149V150H227ZM233 149H238V151H240V152H244L243 154H240V153H238V151L236 152L235 151V154H234V151H233ZM7 150V151H6ZM89 150H91V151H89ZM97 150V151H96ZM187 150V149H186ZM194 150V151H193ZM229 150H231V154H230V152H229ZM55 151H58V153H60V151H61V153H63V154H58V153H56V155H55V153L54 152ZM183 151V154H184V152L186 153V155L189 157V159L188 160H186L187 158H185L184 157V159L186 160V161H184L183 160V156H186V155H181L180 154V152H182ZM2 152V151H1ZM0 152V153H1ZM71 152H73V156H71V157H67L68 155L70 156V154L69 153H71ZM77 152V153H76ZM97 152V153H96ZM143 152H145V153H143ZM251 152V151H250ZM27 153V152H26ZM78 153H80V154H78ZM12 155V157L10 156H7V155ZM20 156L18 159L17 158H15V157H18V155ZM46 156H45V155ZM47 154H49L50 155V158H48L49 157V155L47 156ZM72 154V153H71ZM122 154H123V156H122ZM191 154V155H190ZM195 154V155H194ZM213 158H211V157H209V155ZM232 154H234V155H232ZM256 154V153H255ZM32 156L33 158H35V159H38V157L40 158H43V159H38V160H33V158L32 157H30V156ZM54 155V156H53ZM57 155H59L58 157L59 158H61V159H63V160H60L59 158L57 159V161L58 162H56V156ZM64 156V155H67V156H64L63 158L61 157V156ZM78 155V156H77ZM82 155V157H80ZM84 155V156H83ZM88 155V157H89V159L88 160H86L85 158H86V156ZM153 155V156H152ZM154 155H156V156H154ZM180 155H181V158H180ZM213 155V154H212ZM219 155H221V157L219 156ZM230 155H232V156H230ZM242 155L243 156H247L246 158V160H245V157L244 158H242ZM38 156V157H37ZM53 156V157H52ZM75 156V157H74ZM151 156H152V158H151ZM237 156V157H236ZM241 157V159H244V160H240V157ZM8 157V159L9 160H7L6 158ZM46 157H47V160L49 159V161H47L46 160ZM55 157V158H54ZM80 158L81 160H82V162H81V160L78 158V160H77V162L80 164V165H77L76 164V160H71V158L72 159H75V158ZM85 157V158H84ZM96 157V159H94L93 161H92V159L93 158H95ZM123 157V158H122ZM156 158V159H154V158ZM217 157H220V159H218ZM223 157V159H221ZM231 157V158H230ZM237 158L236 160H238L237 162H238V164L240 163H243V164H241L242 166H239L238 164H236V161L234 160V161H232L233 159L232 158ZM239 157V158H238ZM10 158H11V160H10ZM30 158H32L31 160H29ZM64 158H66L67 160H66V162L64 163V161H65V159ZM85 159L86 161H89V162H86L85 160V163H86V165L83 163V159ZM125 158V159H124ZM192 158V159H193ZM210 158V159H209ZM20 159V161L21 162H23L24 161V159L25 160H29V161H36L35 163L34 162H32V164H33V169H35V170H33L32 169V164L30 165V162L28 161V163H25L24 164V162L23 163H20L19 165H20V168H19V166L16 168V166H15V164L16 163H18L17 161ZM55 159V161H53V162H51V160H54ZM91 159V160H90ZM126 159H127V161H126ZM181 159V160H180ZM212 159V160H211ZM216 159H218V161H216V164L214 163V161L216 160ZM23 160V161H22ZM42 160V161H41ZM43 160H46V162L45 161H43ZM191 161L190 162V165H191V163H192V169H195L196 168V166H197V164L195 165V168H193L194 167V163L196 162V163H198L200 166H199V170L201 171V170H206V171H209V170H211V173H209L208 172V174L206 173V172H203V171H201L203 174H205L204 176L202 175V173H200V171L198 172L196 169H195V171H193V173L195 172V173H200L201 174V176L199 177V175L200 174H196V178L195 177H193L194 176V174H193V176L191 175V173H190V171L189 170H191V169H189L188 167H187V169H189V170H185L186 169V167H182L181 165H182V163H184L185 164V162L186 163H188V161ZM196 160H198V162L196 161ZM208 160H210V161H208ZM64 164H66V165H68V163L69 164H74V166L71 164V165H69V166H66V165H64V166H62L63 165V163ZM80 161V162H79ZM96 161V162H95ZM184 161V162H183ZM228 161H230V162H228ZM231 161L232 162H235V164H231ZM243 161V162H242ZM37 162H38V164H37ZM40 162H43L42 164L44 165H47V166H45L44 167V169H41V168H39V167H41L40 165H42V164H40ZM45 162V163H44ZM49 162V163H48ZM56 162V163H55ZM95 162V163H94ZM127 162H129V163H127ZM255 162H257V161H255ZM47 163V164H46ZM52 163H54L53 165H51ZM58 163V164H57ZM60 163V164H59ZM62 163V164H61ZM82 163V164H81ZM90 163V164H89ZM94 163V164H93ZM181 163V164H180ZM75 164H76V166H75ZM83 164L85 165V166H83ZM227 164H231V165H235L236 167H239V168H241L240 169V172L243 170L244 172H246L247 174L245 175V173L242 171V173H240L239 172V168H235V167H230V166H228ZM38 165H39V167H38ZM48 165L49 166H51V167H49L50 169H48L47 167H48ZM186 166L188 165L189 166V163L188 164H185ZM218 165V166H217ZM238 165V166H237ZM28 166L27 167H25V169L27 168V169H29L28 168ZM35 166V167H34ZM53 166V167H52ZM81 166V167H80ZM83 166V167H82ZM252 166V167H251ZM6 167H7V169H9V172H6V171H8V170H6ZM38 167V168H37ZM68 167H70V168H68ZM183 169V171L185 170V171H189V172H185V173H190V175L188 176L187 174H186V177H187V179H186V177L185 176H183L184 174L182 173V171H181V168ZM203 168V169H201V168ZM48 169V170H45V169ZM67 168H68V170H67ZM230 168H232V169H230ZM233 168L235 169V171L236 172H232L233 171ZM2 169V170H1ZM22 169V170H21ZM26 169V173H28L29 172V170H27ZM41 169V170H40ZM253 169V168H252ZM255 169V168H254ZM21 170V171H20ZM71 170V171H70ZM238 170V171H237ZM19 171V172H18ZM29 172L31 175H29V176H31V177H33L34 176V173L33 172ZM63 171V170H62ZM67 171H69V173L70 172H74L75 173V175L77 176V178L79 179V175H80V177L82 176V178L81 179H79V181H81V182H85L84 183V189L83 188H79L81 185H83V183H79L80 184V186H79V184H78V186L79 187H76V185H77V183L79 182L78 181V179L77 178H75L73 175H72V173H68ZM197 171V172H196ZM253 171V170H252ZM16 171H14V173H15ZM180 172H181V174H180ZM237 172H239V174L237 173ZM13 173V174H14ZM68 173V174H67ZM73 173V174H74ZM233 173H235V176H234V174ZM252 173V174H251ZM5 174H4V178H5ZM32 174H33V176H32ZM68 176H67V175ZM236 174H237V176H236ZM243 174H244V176H245V178L243 177ZM16 175H17V177H16ZM45 175V176H44ZM47 175H48V177H47ZM52 177V179H53V181L55 180V179H57L59 176V178L60 179H62L63 178V180H60L59 178L57 179L58 181H63L62 183H63V186H61L62 185V183H60V184H58L59 182L57 181V184H58V186L57 187H60L61 186V190H60V188H59V190H60V192H59V190H56L57 189V187H56V185L54 184V183H56L55 181L53 182L52 180V182L50 181V179H49V183L50 184H48L47 182V179L48 178H50V176ZM65 175H66V177H70V175H72L71 177H70V180H69V178L67 179H65L64 180V178H65ZM208 175V176H207ZM0 176H2L1 178V180H0V185H3L4 184V182L2 181V180H4L3 179V174L2 175H0ZM35 176H36V180L35 181H37V180H42L41 179V177H39V179H38V177H37V175H36V173H35ZM56 177V178H54V177ZM84 176V177H83ZM190 176H192L191 177V179H190ZM203 176V177H202ZM238 176H240V177H238ZM44 177H46V178H44ZM72 177H74V179L72 178ZM86 177V178H85ZM199 177V178H198ZM30 178V177H29ZM87 179V181L85 180V179ZM196 180H195V179ZM33 179H34V177H33ZM252 179V180H251ZM11 180H13L14 181V183L15 184H13L12 183V181ZM27 180V182H28V179H26ZM30 180H32V179H30ZM29 180V181H30ZM68 180V181H67ZM73 180V181H72ZM75 180V181H74ZM190 180L192 181V182H190ZM5 181V180H4ZM34 181V180H33ZM34 181V183H35V185H36V182ZM64 181H66V184L67 183H69V182H71L69 185H70V188L68 187V185H66L65 184V182ZM78 181V182H77ZM99 181V182H98ZM242 181H245L244 183L247 185V188H245V187H241V186H243V185H245V184H243L242 183ZM1 182H2V184H1ZM9 182V183H8ZM37 182H41V181H37ZM73 182H76L75 184L73 183ZM42 183V182H41ZM41 183H39V185H37L38 187H36V188H40L41 186H40V184ZM53 183V184H52ZM86 183L87 184H89V183H91V185L92 186H90V184H89V186L87 187V186H85L86 185ZM5 184V185H6ZM12 184V185H11ZM27 184V183H26ZM38 184V183H37ZM243 184V185H242ZM5 185H3V186H5ZM22 188H20L21 189V191H20V189H19V186ZM32 185V184H31ZM51 185L52 187L53 186H55V189L54 188H52L51 186L49 187V186ZM64 185H66V187L64 188ZM71 185H74L75 186V190H76V193H79V192H81V190H83L81 193H79L78 194V199L79 200H77V194H75V190L73 189V186H71ZM3 186H0V188H2ZM28 186V185H27ZM30 186V185H29ZM28 186V187H29ZM71 187H72V189H71ZM83 187V186H82ZM94 187V188H93ZM256 187V186H255ZM32 188V187H31ZM50 188V189H49ZM67 188H68V190H67ZM78 188V189H77ZM181 188H183V190H181ZM243 188V189H242ZM260 187L258 186V189H259ZM3 189V190H4ZM27 189V188H26ZM51 189H54L53 191L51 190ZM62 189H63V191H62ZM67 190L68 192H66V193H68V195H70L71 193H70V191H72V193L74 194V195H72V198H71V195L70 196H68V197H70L69 199H67V200H69L70 201V199H71V201H70V203L68 202V201H65V197H66V193H63L62 194V192H64V190ZM185 189V190H184ZM248 190L247 192H246V190ZM3 190L1 189V191L0 192H2L3 193ZM28 190V189H27ZM32 190H35V187H34V189L32 188ZM39 191L40 189H36V191ZM70 190V191H69ZM77 190H79V191H77ZM245 190V191H244ZM9 191L11 192V193H9ZM60 193V195H63L64 197H62L63 199H62V201L64 202L65 201V203H63V202H61L59 199L61 198V196L58 194L57 195V193L58 192ZM186 191V192H185ZM243 191L245 192V193H248V194H244L243 195ZM5 192V191H4ZM0 193L1 194V196H0V198L2 197L3 198V196L5 195V193ZM25 193H26V191H25ZM32 193H34V192H32ZM41 192H38V194H40ZM56 193V194H55ZM7 194V193H6ZM36 194V192L34 193V195ZM21 195V196H20ZM26 195H29V193H26ZM46 195V194H45ZM55 195V196H54ZM248 196V198L249 199H247V196ZM20 196V197H19ZM41 196H42V193H41ZM58 198H57V197ZM59 196H60V198H59ZM73 196H76L75 198L73 197ZM30 197V196H29ZM251 197V198H250ZM1 198V199H2ZM5 198H6V200H5ZM14 198V199H13ZM34 198V197H33ZM55 198H57V199H55ZM0 199V201H1V205L3 206H6V205H8V206H10L9 205V203L8 204H2V200ZM11 199V200H10ZM15 199V200H16ZM32 199V198H31ZM36 199V198H35ZM34 199V200H35ZM73 199H76V202L78 203H76ZM252 199V200H251ZM56 200H58V201H56ZM248 200H249V202L251 203H249L248 202ZM33 201V200H32ZM73 201V202H72ZM252 201V202H251ZM23 202V199L21 200V204H23L22 203ZM27 203L29 202V201H26ZM34 202V201H33ZM60 202H61V204H60ZM35 203L37 204V203H39V202H36L35 201ZM40 203H41V201H40ZM45 203V202H44ZM77 204L78 206H80V210L82 209V207H83V209H82V211L84 212V215H86V216H84L83 215V213H82V216L84 217V218H86L87 217V219H84L83 218V222H86L84 225L82 224V221L81 220H79V221H81V224L83 225V226H80L79 224H80V222L78 221V219H75L74 218V216L76 217V214H77V211L76 210H74L73 208H77L75 205H72V204ZM252 203H253V205L255 204V206L258 204V205H260V206H258L259 207V210L257 211V212H255L256 211V208L257 207H255V209H253L254 208V206H250V205H252ZM26 204V203H25ZM30 204V203H29ZM34 204V203H33ZM35 204V205H36ZM46 204V203H45ZM50 204V205H51ZM80 204V205H79ZM14 205V206H15ZM26 205H28V204H26ZM40 205V204H39ZM63 205V206H62ZM1 206V207H2ZM7 206V207H8ZM36 206H38V205H36ZM43 206V205H42ZM70 206H71V209H70ZM24 207V206H23ZM41 207V206H40ZM49 207V206H48ZM32 208H34V207H32ZM4 211H3V210ZM2 209H1V211H3V212H5V209H4V207H2ZM22 211H21V210ZM69 209L71 210L69 213H68V211H69ZM72 209H73V212H74V214L72 213V214H70L71 212H72ZM258 209V208H257ZM40 210V211H39ZM66 210H68V211H66ZM77 210H78V208H77ZM80 210H78V212L80 211ZM67 212V214L69 215V218H71V221H72V219L77 223V221L79 222L78 224H75V222H73L72 221V223H70L71 221H69V218H68V216H66L65 214H64V212ZM81 211V212H82ZM53 212H54V214H53ZM76 212V213H75ZM80 212V213H81ZM260 213V215H259V213ZM10 213V214H9ZM26 213V212H25ZM29 213V212H28ZM27 213V214H28ZM256 213H258V214H256ZM0 215H2V214H0ZM25 215V214H24ZM59 215H60V217H59ZM63 215H65L66 217H63ZM71 215H73V218L71 217ZM25 216H27V215H25ZM28 216H29V214H28ZM54 216H55V220H54V222L56 223H54V222H52L53 221V219H54ZM77 218H79V219H81V214H77ZM11 217H14V215L13 216H11ZM16 217V216H15ZM40 217H42V218H40ZM57 217V218H56ZM28 218H30V217H28ZM66 218H67V220H66ZM27 219V218H26ZM57 219H60L59 221H58V223L56 222L57 221ZM61 220H63V221H61ZM84 220H87V221H84ZM28 221H30V220H28ZM0 222H1V220H0ZM9 222V223H8ZM20 222H23V228H22V224H20ZM27 223V225H28V222H26ZM54 223V224H53ZM70 223V224H69ZM31 224V223H30ZM43 224H44V226H43ZM47 224H49L47 227H46V225ZM72 224H73V226H72ZM78 225V228H79V230L77 229V227L75 226V225ZM25 226V227H27L28 228V226ZM33 225H32V227H33ZM65 225V226H64ZM71 225V227H69V228H71L73 231L74 230H77V231H79L78 232V234H80V237H82V240L81 239H78V240H81L80 242L82 243V246H84V244H86V242H87V244L86 245H88V240H89V245H91L92 247H89V246H86L85 245V247H87L86 249L84 248L83 250H82V248H80V246L79 245H76L77 243H78V241H77V237H79V235L78 236H74L75 234L74 233H77V232H72V230L71 229H69V233H66L67 231H68V226H70ZM8 226V227H7ZM12 226H11V229H12ZM63 226H64V228H65V230L64 231H66L65 233L66 234H68L67 236H69V237H67L66 238V234L64 233V231L62 230V229H64L63 228ZM31 227V226H30ZM46 227V228H45ZM26 228V229H27ZM59 228H61L60 229V232H58L59 230ZM74 228H76V229H74ZM14 229L16 230L15 232H14ZM29 229L30 228H28V232H29ZM30 230H33V229H30ZM26 231V230H25ZM44 231V232H45ZM56 231V232H55ZM61 231L63 232V235H60L61 234ZM14 232V233H13ZM35 232H38V233H40L41 232V235L42 236H44V237H42L41 239L39 238L41 235H38V233H37V235H36V233ZM43 232V233H44ZM13 233V234H12ZM46 233V232H45ZM55 233H60L59 234V236L57 237L56 235H53V234H55ZM71 233H73V235H71ZM22 234V235H21ZM73 238H75V239H71L72 237ZM82 235V236H81ZM83 235L88 239H86V238H84L83 237ZM2 236V235H1ZM1 236H0V238H1ZM47 236V237H46ZM62 238H61V237ZM26 237V236H25ZM45 237H46V239H45ZM64 237V238H63ZM71 237V238H70ZM12 239V241H11V243L13 242V244H11L10 243V240ZM23 239V240H22ZM30 239V240H31ZM45 239V240H44ZM51 239H53V240H51ZM59 239V240H58ZM64 239H66V240H64ZM92 239V240H91ZM54 240L55 241H58L56 244L59 246V248L57 247V246H55L56 244H54L53 246L51 245V243H53L54 242ZM62 240V241H61ZM68 240V243L69 244H71L70 245V247L72 246L74 249H75V245H76V249L80 252V251H82L83 252V255L84 256H82V252L81 253H79L78 251H77V253L79 254V256L81 257V258H76L77 257V253H76V250H73V248L71 247V248H69V247H67L68 248V250H65V251H61V252H65V253H67L69 250H73V251H75V252H71V253H67V254H65V253H59V251H60V249L62 250V248H61V246L62 245H65V248H66V246L68 245L69 246V244L67 243V242H63V241H67ZM86 240V242H84V244H83V242L82 241H85ZM4 241V240H3ZM26 241H27V239H26ZM28 241H29V239H28ZM42 241V242H41ZM59 241H61V243H62V245L60 244V242ZM69 241H71V242H69ZM74 241H76V242H74ZM90 241H92V242H90ZM19 242V243H18ZM31 242V241H30ZM29 242V243H30ZM74 244H73V243ZM80 242H79V244H80ZM14 243H16V244H14ZM34 242H33V244H35ZM48 243H50V245L48 244ZM55 243V242H54ZM65 243V244H64ZM9 244H11L10 245V247L8 246ZM18 244H20V245H18ZM22 244V245H21ZM32 244V243H31ZM45 244H46V246H45ZM74 246H73V245ZM13 245V246H12ZM15 245H17L16 247L17 248H15ZM29 245V244H28ZM44 245V246H43ZM47 245H49V246H47ZM19 246H20V249H18L19 248ZM30 246V245H29ZM29 246H26V249H27V247H29ZM42 246V247H41ZM53 248H55V247H57V248H55V249H57V251L58 252H56V253H54V251H55V249H53V253L54 254H52V252H48L47 250L48 249H50V251L52 250V247ZM78 246V247H77ZM0 247H2V245L0 246ZM15 249H14V248ZM49 247H51V248H49ZM24 249V250H22V249ZM42 248V249H43ZM48 248V249H47ZM64 248V249H65ZM66 248V249H67ZM79 248L81 249V250H79ZM3 249V250H2ZM59 249V250H58ZM18 250H21V252L19 251V254H21L22 253V255L21 256H23V258L21 257H18V256H20L19 254H17V252H18ZM91 250V251H90ZM7 251V250H6ZM17 251V252H16ZM32 251V252H31ZM47 251V252H46ZM87 251H89L90 253H92V254H90L89 252H87ZM255 251H259V252H261V253H263V256H262V254L261 255H257L258 257H254L253 256V252H255ZM14 252V253H13ZM28 252H31V254L30 253H28ZM85 252V253H84ZM46 253H48L49 255H47V256H45L46 255ZM87 253H89V254H87ZM5 254V255H4ZM12 255V257H13V254H16V255H14V257L15 258H13V260L14 261H11V259H9L8 258V255L11 257V255ZM39 254H40V256H39ZM54 255V257L52 256L51 257V255ZM55 254H57L56 256H57V258L55 257ZM59 254V255H58ZM69 254V255H68ZM74 254H76V255H74ZM81 254V255H80ZM4 255V256H3ZM27 255H30V256H28L29 257V260H28V258H27ZM33 255V256H32ZM70 255H72V257H75V258H72V260L74 261V260H77V261H75V262H73L71 259H70V257H68V256H70ZM74 255V256H73ZM90 255V258L88 257ZM6 256H7V258L10 260V261H5L7 258H6ZM26 256V257H25ZM32 256V257H31ZM51 258H50V257ZM17 257L19 258V259H17ZM25 257V258H24ZM68 259H67V258ZM1 258H2V260H1ZM26 258H27V260L28 261H26ZM83 258V259H82ZM87 258V259H86ZM7 259V260H8ZM36 259V260H35ZM51 259V260H50ZM82 259V260H81ZM23 260V261H22ZM25 260V261H24ZM64 260L65 261H70V263H67V262H64ZM36 261H39V263L37 262L36 263ZM71 261L73 262V263H71ZM86 261V262H85ZM7 262V263H6ZM14 262V263H15ZM85 262V263H84ZM8 263V264H9ZM17 263H15V264H17ZM78 264V263H77ZM88 264V263H87Z\"/></svg>",
  "mask_w": 264,
  "mask_h": 264
},
{
  "label": "rangeland",
  "instance_id": "rangeland-1",
  "mask_svg": "<svg viewBox=\"0 0 264 264\" xmlns=\"http://www.w3.org/2000/svg\"><path fill=\"white\" fill-rule=\"evenodd\" d=\"M5 1H6V0H3L2 2H0V3H1L0 5H1L3 8H5V10H6V8L10 7V6H11L10 4H12V6H11L12 8L9 9V12H8L7 15H6V13H7V10H8V9H7L6 11H4V9H3V12H2V14H1L3 17L1 16V19H2V20L4 19V20L2 21L3 23L0 21V22H1V23H0V28H2V29H0V30L3 31V28L6 27L5 30L7 29L8 32H10V31H11V28H12V27L10 28V26H11V24H12V20L16 19V22H15V20H14L13 23H17V24H13V25H15V26L18 25V24H19V25L17 26V28L13 26V28H15L16 31H14V30L12 29V31L10 32V34H12V35L17 34V32L20 30V31H19L20 33H18V34H19L18 38L20 37L19 39H20V40L22 39L23 44H22V42H21L20 40H18L17 36L15 37V40L18 41L19 43L21 42L20 45H24V41L26 42V43H25L26 45H24L25 48H26V49L24 48V49L26 50V52H24L25 50H24V51H19V50H23V49H21L20 45L17 46V47H20V49H19V48H16V45H17L18 42L14 41V42L16 43V45L14 44V45H15V52H16V53H17V51H18V53H19V52H22V53H24V55L27 56L28 54H30V52L28 53L27 51H29L30 49L32 50V49L34 48V47H32V45H33V44H36L35 41H34V40L36 39V37L34 36L35 38H33V37H30V35H32V34H33V35H36L35 33H37V32L40 30V28H42V29L44 30L43 32H45V31L48 29V31H47V35H49V36H47V37H50V34H49L48 32H51L52 35H53V34H54V35H57V36H56V40H55V41H57V39H58V38H57V37H58V33H60V32H59V29H60V28H58V27L60 26V25H59V22L61 21V19H64V20H65V23H64V22H63V23L60 22V24H61V25L63 24L64 27H65V26L68 24V23L66 24V18H68V16H69V18L71 19L72 17L70 16V13L72 14L71 11H74L75 9H76L75 12L78 11V12H77V17H79L78 14H79L80 9L83 8V5H82V4L78 5V6L80 7V8H78V10H77V6H76V5H77L79 2H83L84 0H83V1H82V0H81V1L79 0V2H78V0H77V4L74 6V7H76V8H74V10L72 9L73 7H71V6H73L72 2H71L72 5H70V3L67 4V0H65L66 2H64V1L61 0L62 3L64 2V5L67 4L66 6H64V8H67V6L70 5L69 7H71L70 9H72V10H70L69 7H68V9H69L70 11H68V12H66V13L64 12V13H65L66 15L69 13V15L66 16L64 13H62V15L64 14L65 17L63 16V18H61V17L59 16V17L61 18V19H59L60 21H59V20H55V19L53 18V17H54V15H53L52 18L55 20V22H54V23H55V24H54L55 26L57 25V24H56V23H57L56 21H58V25H57V26H58V27H57L58 29H56V27H55V30H58V33H57V31L54 32V28H52L53 31H51L52 29L49 27V28H50V31H49V28H46L45 26H47V25H46V19H47V16H48V15H50V16L52 15V14H49V12L51 11V9H52L53 11H54V9L56 10V7H54V6H56V4H58V3H60V2H57V3H56L55 0L52 1V2H55V3H53V4H55V5H53L52 2H51L50 4L53 5L54 8H53L52 6H51L52 8H51V7L48 8V7H49V4H48V3H45L46 0H45V2H44L43 0H41V2H42V1L44 2V3H42L43 5H41V3H40V5H39L38 0H35V2L37 1L36 3H35V2H34V3H31V2H33L34 0L30 2L31 4H34V5L38 3V4L35 5V6H39V8H40V6H41V7L43 6V7L41 8V10H42V9L44 10V9L46 8V7L44 8V5L48 4L47 9H48L49 11L46 12V14H47V13H48V14L46 15V19H45V17H44V20H43V23H42V25L45 23V24H44L45 26H43V27H45V29H46V30H45L43 27H41V24H40L41 22H39V21L41 20L40 15H41L42 18H43V16H42V14H41V12H40V9H38V7H32L33 5H31V4L28 2V4L31 5V6H29V5L27 4V1L24 0V2L26 1V2H25V5H24L25 7H26V4H27L26 10H27L28 8H29L30 10H31L32 8H33L32 10H34V9H38L39 12H40V15H39V14L37 15V12H38V11L36 12L35 10L32 11V13H31L30 10H29V13H28V11H24L26 14L23 15V14H22V13H24L23 10H22L23 8H22V6H19V5H21V4L23 3L22 0H18V1H16V2H14L15 0H13V2H12V0H9V1H11L10 3H9V1H6V2H5ZM20 1H21V2H20ZM28 1H30V0H28ZM39 1H40V0H39ZM50 1H51V0H50ZM57 1H58V0H57ZM59 1H60V0H59ZM69 1H73V3H76L75 0H69ZM86 1H87V0H86ZM86 1H85V2H86ZM96 1H97V0H96ZM96 1H92V0H91V3H92V2L96 3ZM101 1H102V3H100V4L98 3V2H100V1H99V0L97 1V4H98V5L96 4V7H97V6L99 7V5H100V6L103 5L104 0H101ZM123 1L125 2V0H123ZM128 1H130V0H127V2L123 3V5H127V6H125V7L122 5V3L120 2V0L117 1V2H120V3H117L115 0H114V1L111 0V1H110L111 3H109L108 1L105 2V3H108L109 6H111V8H112V5H111L112 3L114 4V3L116 2V3L118 4V5H117V4H114V5L118 6L117 9H116V10H117L116 13L114 12L115 9H111L112 11L114 10L113 12H114L115 14H117V12H118L119 10H120V13H121L122 10H123V8H124V10H123V11H124V12H123V13H124V16L121 14V15H122V16H120L121 18L119 17V18L121 19V20H120V23H126V21H128V20H127V19H128L127 16H125V11L130 12V11L133 9L134 11L138 12V11H140L139 8H138L139 6L142 7V8H141V11L149 10L150 8L153 9V7L156 6V3H155L154 0H153L154 2L150 1V2H151V5L149 4V3H150L149 1L147 2V0H145V1H146V5H147V3H148V5L151 6V7H149V9H146V7H145L146 5L144 4L145 6H143V4L140 3L141 1H139V0H137V1L135 0V1L137 2V4H136V3H135V4L138 5V6H136V5L133 4L135 1H130V2H128ZM145 1H144V2H145ZM163 1H165V0H162V2H163ZM171 1H172V0H171ZM171 1H170V3H169V1L166 0L165 4H166L167 2H168L169 4H171ZM173 1H174V0H173ZM182 1H183V0H182ZM187 1H189V0H184L181 4L184 5V2H187ZM191 1H192L191 4L193 5V7H191V8L194 9V10H195V8H196V10H195V12H194L193 10H192V11H188V12H190L189 15L193 14L194 17L191 15L192 18H191V17L188 18V17H187L188 15H184L185 17H183V18L186 19V17H187V19H192V20H193V24H192V22H190V24H189L190 27H192V29H194V28L196 27V28H195L196 31H197V30H200V31H197L198 33L202 31L201 33H202V34H205V35H204V36H203L202 34H198V35H202L203 38H206V39H203V40H204V41H203L204 44L202 43L203 46H205V48H202L203 46L201 47L202 50L204 49V50L202 51V52H204V53H202V52H200L201 54L198 53L197 56H196V58L193 57L194 55H193V56L191 55L190 57H193V60L196 59V61H199V59H200V61L198 62L200 65H208V64H210V65H208V66H213L214 64L211 65V63H212V62L215 63L214 61H216V64H217V65L215 64L213 68H212V67H209V68H208V66H205V67H204V70H205V68L207 67L208 70H205V71H208V72H209V71H211V72L213 71V72H212V73H214L213 76L209 75V76H208L209 78L212 77V78L215 80V79H216L215 77H217L216 81H219V82H220V81L222 80V81L225 82V83L223 84V82L221 81V82H220L221 84H220V83H216V81H213V82H214V85H212L211 83H212V80H213V79L210 78V79H212V80H210V81H211L210 84H211L212 86L210 87L209 82H207V83L209 84V85L207 84V86H209V87H207L205 83H206V81H207L208 79H207L206 81H205L204 79H205V78H208V77L206 76V72H205V74H203V72H204V71L202 72L203 67H202V68L200 67V68H201L200 71L202 72V73L200 72L201 75L203 74V76H205V78L202 76V78H204V79H203V82L205 81V82H204V85L207 87V88H206V87L204 86V88H203V86L201 85V86H202L201 89L203 88L202 90H204V89H208V91L210 90L209 92H208V91H203V93H206V94H208V93H210V92L213 93L211 96H212V97L215 99V101H217L218 103H219V102L221 103V101H222V103H221L222 107L225 108L226 110L229 109L228 112L231 113V116H230L231 118H229V117H228V118L231 120L232 124H234V122L232 121V118H233V120L237 123V125H235V126H237V127L239 128V130H240V129L242 130V128L239 127V126H241V125L238 126V123L242 124V127L245 128V129L243 128L245 131L251 128V130H248V131L246 132L247 135L249 134V131H250V133H251L252 130L254 129V130H253L254 132H252V133H254L255 136H254V134H252V133L249 134L250 137H251V136H254L253 138H250L249 136H247V138H245V135H246V134H244V138L247 139L245 143H246V145L249 144V147H248V145H247V147H246V148H247V151H246V148H245V151L248 152V150H249V152L246 153L245 155L249 154L250 158L247 159V158H246L247 156H243V155H244V154H243L244 152L242 153V152L238 151V149H233V151H234V154H235V151L237 150L238 153L243 154V155H242V158L245 157V160H246V159L248 160V161H246V163H244V165L247 164V166H248V168L245 167V169H243V170L246 171V172H248V170H249V165H248V164H249L250 161H251V153L253 154V156H254V160L257 161V162H255V161L252 162V164H253L252 166H255L254 164H256V163H257V164H256L255 167H252V166H251V167L253 168V169L251 168V172L253 173V174L251 173V174H252L251 177L253 176V178H252L253 180L251 179V180H252L251 183H252V186H254L253 188H255L256 191H259V192L262 191V195L264 196V128H263V127H264V0H201V2H200L199 0H198V1H196V0H191ZM191 1H190V2H191ZM194 1H195V2H194ZM4 2H5L6 4L3 5ZM19 2H20L21 4H19ZM48 2H49V1H48ZM85 2H83V3H85ZM131 2H132V4H133V7H132ZM138 2H139L140 4H139ZM156 2H157V0H156ZM160 2H161V1H160ZM160 2L158 1L157 3L160 4ZM180 2H181V0H180ZM209 2H210V3H209ZM8 3H9V4H8ZM14 3H15V4H14ZM16 3H18V4H17L18 6L16 5ZM94 3H93V4H94ZM127 3H128V4L130 3V8H132V9L128 8L129 6H128ZM172 3H173V2H172ZM194 3H195V6H194ZM201 3H202V4H201ZM203 3H204V4H203ZM13 4H14V5H13ZM60 4H61V3H60ZM60 4H58L59 6L57 5V6H58L57 9H58L59 7H60V8L58 9V11L56 10V11L58 12V15H59V13L61 14V12H63L64 10H67V9H63V10H62L61 7L63 8V5L60 6ZM89 4H90V3H89V1H88V6H87V5H84V6H87V7L90 8V6L93 5V4H90V6H89ZM108 4H107V7L105 6L107 10H106L105 8H101V7H100L99 9H101L103 12H101V11L98 9V7H97L96 10H99V12H101V13L103 14V13L105 12L104 9H105L106 11H108V8H109L110 15H112V14H111L112 11L110 10V7H108ZM141 4H142V5H141ZM152 4H153V5H152ZM154 4H155V5H154ZM159 4H158V5H159ZM165 4H162V5H164V6H162V5L160 4V7L162 6L160 9H162L163 7H164V8H165V7L167 8V6H169V5L165 6ZM173 4H175V3H173ZM173 4H171V5H173ZM181 4H180V6H181ZM185 4L188 5V7L185 5V6H186V9H188L190 3L188 2V3H185ZM197 4H198V5L200 4V5H199L200 8L198 7ZM5 5H6V7H4ZM9 5H10V6H9ZM22 5H23V4H22ZM104 5H105V4H104ZM104 5H103V6H104ZM183 5H182V7H183ZM192 5H191V6H192ZM201 5H202V6H201ZM1 6H0V8H1L0 12L2 11V7H1ZM15 6L17 7V8H16L17 11H16V9H15ZM116 6H115V7H116ZM119 6H123V7H121L122 10L120 9ZM152 6H153V7H152ZM18 7H19V9H20V13H21V10H22V13H21V17H22V18H23V16H24V18H26V17H27L26 15H28V14H29V15H31V14L34 15L33 12H34V13L36 12V14H35L36 16L34 15V18L36 17V19H37L38 16H39L38 18H40V19H37V20H38V25L40 24V26H38V27H40V28L37 29V30H38L37 32H35V31H36V28H38L37 25H36L37 23H35L37 20H34V19H33V20L35 21V22H34V21L31 19V18H33L32 16H28L27 18L31 17V18H29V20L31 19V21L35 23L33 27L31 26V25H33V23H32L31 21H30V25H29V27H28L27 25H28L29 23H27V22L25 21V19L22 20L21 17H20L19 19H21L22 21H21L20 23H18V22H19V19H18L17 17L20 16V15H18V14H20L19 11H18V10H19ZM87 7H84V8H87ZM96 7H95V6H94V7L91 6V8H96ZM135 7H136V8H135ZM143 7H145V9H144ZM194 7H195V8H194ZM91 8H90V9H91ZM113 8H114V6H113ZM118 8H119V9H118ZM125 8H127V10H126ZM147 8H148V7H147ZM166 8L163 9V11L168 9V8H167V9H166ZM176 8H177V7H176ZM179 8L182 9L181 7H179ZM191 8H190L189 10H191ZM197 8H198V9H197ZM13 9H14V11H13ZM60 9H61V10H60ZM129 9H130V10H129ZM135 9H138V10H135ZM142 9H144V10H142ZM151 9H150V12L147 11L148 13H147V12L145 13V11H144V13L140 11V13H142L143 15H147V16H148V20L146 19L147 17L144 16V17H145L144 19H146V22H147V21H150V22H151V20L154 19V17H153V19H152V16L155 15V14L151 11ZM154 9H155V8H154ZM156 9H157V10H156ZM156 9H155V11H157V13H156V15H155V19H156V20H155V19H154V20H155V21H157V20H159V19L161 20V22H160V20H159V22L157 21V24L159 23V25H157V26H160V29H161V28L163 29V26H166V27H164V28H166V29H167L168 26H169V28H170V25H171L170 23H171V22L169 23V21H170L171 18L174 19V17L172 16L170 19H167V21L169 20V21H168V23L170 24V25H169V24L166 23V21L164 22V21L162 20V19H165L166 17H164V18L161 19V17L164 16V15H166L167 12L164 11L165 14H164V12H163V13H160V14H162V16H160L159 12H162V11H160V9L158 10V6L156 7ZM170 9H171V8H170V6H169V9H168V10L170 11ZM180 9H178L179 12L176 10V13L178 12L177 14H180V11H181ZM186 9H185V8L182 9V10H183V14H184V11L187 12ZM199 9H200V10H199ZM59 10H60V11H59ZM82 10H83V12H84V9H82ZM82 10H81V11H82ZM85 10L88 11V9H85ZM92 10L95 12V14H99V13H97V11H95L94 9H92ZM92 10H91V11H92ZM133 10H132L131 12H133L132 14H133V16H134V11H133ZM168 10H167V11H168ZM173 10H174V9H173ZM173 10H172V11H173ZM197 10H199V11L197 12ZM211 10H212V12H211ZM12 11H13V12H12ZM15 11H16V12H15ZM45 11H46V10H45ZM53 11H52V12H53ZM81 11H80V12H81ZM93 11H92V13H90V14L93 15V14H94ZM158 11H159V12H158ZM169 11H168V12H169ZM172 11L170 12V14L173 13ZM201 11H202V12H201ZM10 12H12V13L10 14L11 16L14 15L13 17H9V16H10V15H9ZM17 12H18V13H17ZM39 12H38V13H39ZM83 12H82V13H83ZM89 12H90V11H89ZM109 12H105L106 14H105V13H104V14L107 15ZM127 12H126V13H127ZM131 12H130V14H131ZM136 12H135V13H136ZM151 12H152V14H151ZM181 12H182V11H181ZM188 12H187V13H188ZM193 12H194V13H193ZM3 13H4V14H3ZM13 13H15V14H13ZM82 13H81L82 18H80V17H79V18H80V19H83L84 21H85V20L87 21L88 19H85V18H86V16H87L88 14H87L86 12L83 13L84 15H86L85 18H83L84 15H83ZM120 13L117 14V15H120ZM196 13H197V14H196ZM43 14H44V13H43ZM54 14H55V12H54ZM56 14H57V13H56ZM56 14H55V15H56ZM90 14H89V17H91ZM102 14L100 15V17L102 16ZM115 14H113L114 17L111 16V20H108L109 23H110L111 21H113L116 17L118 18V16L115 15ZM136 14H137V17H138V18H139V16H143L142 14L139 15V12L136 13ZM148 14H149V15H148ZM158 14H159L160 18H157ZM170 14H167V15H170ZM181 14H182V13H181ZM194 14H195V15H194ZM5 15H6V16H5ZM8 15H9V16H8ZM62 15H61V16H62ZM81 15H80V16H81ZM105 15H104V16H105ZM110 15H109V16H110ZM138 15H139V16H138ZM167 15H166V16H167ZM203 15H204V16H203ZM15 16H16V17H15ZM56 16H57V15H56ZM72 16H73V15H72ZM109 16H107V19H108ZM115 16H116V17H115ZM128 16H130V15L128 14ZM182 16H183V15H182ZM4 17H5V18H4ZM14 17H15V18H14ZM59 17H58V18H59ZM73 17H74V19H75L76 16L74 15ZM89 17L87 16V18H89ZM96 17L100 18L99 15H98V16L96 15ZM96 17H95V18H94V17H91V18H92V19H93V18H94V19H97ZM102 17H103V16H102ZM102 17H101V18H102ZM122 17H124V18L126 17V18H127V19H125L126 21H124V19H122ZM131 17H132V16L129 17V20H132ZM149 17L151 18V20L149 19ZM180 17H181V16H180ZM6 18L9 19V20H11V21L7 20ZM11 18H12V19H11ZM48 18H49L48 20L51 21L52 18H51V17H48ZM55 18L57 19V17H55ZM117 18H116V22H115V24L113 23L112 25H111V24L109 25V24L107 23L108 25H106V21H107V19H106V21H105V22L103 21V23H102V24H104V25H106V26H104V25H102V24H99L101 21H99L98 25H102L103 27H106V29H107L108 26L111 27V26L114 25V27H112V28H115V29L118 28L119 30H120V28H122V27L124 26L125 28H124V29L122 28V29H123V31H124V30H126V31H125V33H123V34H126L127 30L132 28V27H126V25L128 24L129 21L127 22V24H125V25L122 24L123 26H121V24H119L120 26L117 25V26H118V27H117V26H116V23H118L117 20H119V18H118V19H117ZM135 18H136V15H135V17H134V19H133L134 22H135V20H136ZM138 18H137V19H138ZM74 19L72 18L71 21H73ZM76 19H78V18H76ZM173 19H171V20H173ZM187 19H186V20H181V21H180V26H181V24H184V22L187 21ZM26 20L29 21L28 19H26ZM48 20H47V22H50V21H48ZM54 20H52V21H54ZM83 20H82V21H83ZM98 20H99V19H98ZM100 20H101V19H100ZM102 20H103V19H102ZM104 20H105V19H104ZM165 20H166V19H165ZM192 20H191V21H192ZM197 20H198V21H197ZM201 20H202V21H201ZM5 21H6V22L8 21V26H9V27L7 26V23H6ZM17 21H18V22H17ZM23 21H25V22H23ZM62 21H63V20H62ZM68 21H69V19L67 20V22H68ZM75 21H76V20H75ZM84 21H83L82 24H84ZM86 21H85V22H86ZM88 21H89V23H88ZM88 21H87L86 24H84V25L87 26V24H90V23L92 22V20L90 21V18H89ZM95 21H96V20H95ZM95 21L93 20L95 26L98 27V25L96 24L97 22H95ZM108 21H107V22H108ZM123 21H124V22H123ZM133 21H131L132 24L129 22L130 24L127 25V26H132V25L135 26V24H137V23L139 22V20H136V21H137L136 23H134ZM140 21L142 22V17H141V20H140ZM143 21H144V20H143ZM173 21H174V20H173ZM173 21H172V22H173ZM182 21H183V22H182ZM205 21H206V22H205ZM9 22H11V23L9 24ZM76 22H77V21H76ZM80 22H81V20H80ZM141 22L139 23V25L137 24L136 27L140 26V29H141V27H142V28H145V26H147V28H148V24H149V22H147L148 24L146 23L145 25H144V23L141 24ZM163 22L165 23V25L162 24ZM174 22H175V23H174V26H173V24H172L173 29H175L174 27H176V21H174ZM181 22H182V23H181ZM194 22H195V23H194ZM199 22H200V23H199ZM202 22L205 23L206 25L203 24ZM207 22H208V24H207ZM213 22H214V23H213ZM216 22H218V23H216ZM4 23H5V24H4ZM21 23H24V24L21 25ZM26 23H27V25H25ZM31 23H32V24H31ZM50 23H51V22H50ZM50 23H47V24H50ZM69 23H70V21H69ZM72 23H74V21H73ZM187 23H189V22H187ZM198 23H199V25H198ZM1 24H2V25H1ZM65 24H66V25H65ZM94 24H92L93 26H91V28L94 27ZM140 24H141V25H140ZM150 24H153L151 27L154 29V26L156 25V23L154 24V21H153V22H151ZM160 24H162V25H160ZM166 24H167L168 26H167ZM194 24H195V26H194V28H193V25H194ZM201 24H202V25H201ZM5 25H6V26H5ZM50 25H52V23H51ZM54 25H52V27H53ZM68 25H70V24H68ZM68 25H67V26H68ZM74 25H75V23H74ZM76 25H77V26H75V27H73V28H72V25H71V28H72V29L77 28V29H76V31H77V30H79V29H78V28H79V27H78L79 23L76 24ZM187 25H188V24H186L185 26L183 25V27L186 28ZM191 25H192V26H191ZM196 25H197V26H196ZM209 25H210V27H209ZM2 26H3V27H2ZM20 26H22V27L25 26L26 29L29 30V31H30V28H31L32 30H33V28H35V29H34V32H35V33H33V32L31 31V34L28 32V35H27V37H30V39L28 38V40H30V41H34V43H31L30 41H26V40H27V38H25V37H26V35H25V32H26V31H22V29H25V27H24V28H21ZM30 26H31V27H30ZM35 26H36V27H35ZM48 26H49V25H48ZM48 26H47V27H48ZM67 26H66V27H67ZM102 26L99 27V28H100V29L103 28ZM201 26H205V27H201ZM206 26H207V27H206ZM7 27H8V28H7ZM18 27H20L21 29L18 28ZM60 27H61L60 30H62L63 27H62V26H60ZM68 27H69V26H68ZM110 27H108V28H110ZM119 27H120V28H119ZM136 27H133V29L136 28ZM155 27H156V26H155ZM214 27H215V28H214ZM71 28H70V29H67L68 31H70L69 33H68L65 29H63V30H65L66 33H67V34H65V35H68V34H70V33L73 31V30H71ZM87 28H88V27H87ZM87 28L84 27V28H82L80 31L85 32V35H86V31H87V35H88V36H90V34L92 35V33H93L94 31L91 30V29H89V28L87 29ZM112 28H111V29H112ZM147 28H146V29H147ZM149 28H150V27H149ZM152 28H151V29H152ZM156 28H158V27H156ZM156 28H155V29H156ZM169 28L167 29V30H168V31H167L168 33L171 32V31H169V30H172V28H171V29H169ZM200 28H201V29H200ZM202 28L205 30V32H204V30H202ZM211 28H212L215 32H214L213 30H211ZM9 29H10V31H9ZM17 29H18V30H17ZM26 29H25V30H26ZM42 29H41V30H42ZM84 29H86V30L84 31ZM93 29H94V30L96 29L97 33H98L99 31H100V33H101V30H103V31L105 30L104 28L101 29V30H99V29H97V28H95V27H94ZM111 29H110L109 31H110V32L112 31V33H113V31H115V29H112V30H111ZM118 29H116L115 33L118 32L117 34L119 35V33H121V32H120ZM122 29H121V30H122ZM146 29H145V32L143 31L145 34H146ZM153 29L151 30V32H149L150 29H148V30H149L148 32H149L150 34H151L152 32H153V33H152V35H150V34L148 33V36H147L146 38H150V40H152L151 37H152L153 35L156 36L155 34H157V32L160 31V29H159L158 31L155 30L156 32H155V34H154V30H153ZM162 29H161L162 33L160 32V33H158V34H161V35L164 34L163 36L167 35L166 32H164L166 29H165V30L163 29L164 31H163ZM182 29H183V28H181V30H182ZM209 29H210L211 31H210ZM41 30H40V32H41ZM88 30H89V31L91 30V32H88ZM98 30H99V31H98ZM131 30H132V29H131ZM135 30H136V31H135V35H137V34L139 35V34H140V30H137V29H135ZM208 30H209V31H208ZM216 30H217V31H216ZM1 31H0V32H1ZM103 31H102V33H103ZM132 31L134 32V30H132ZM138 31H139V32H138ZM184 31H186V29L183 30V31H181V32H180V35H181L182 32H184ZM187 31H188V29H187ZM190 31H191L192 34H193V31H192V30H190ZM190 31H189V32H190ZM196 31L194 30V33H195ZM212 31H213V32H212ZM13 32H14V34H13ZM21 32H24V33H21ZM40 32H38L39 35L43 34L42 32H41V33H40ZM52 32H53V33H52ZM61 32H63V31H61ZM110 32H108V30H106V32H105L104 34H106V33H110ZM128 32H129V34H127V36L130 35L131 33H133V32L130 33V30H129ZM136 32H138V33L136 34ZM141 32H142V31H141ZM143 32H142V33H143ZM163 32H164V33H163ZM172 32H173V30H172ZM208 32H209V34H210L209 36H210L211 38L208 36ZM1 33H2V32H1ZM1 33H0V34H1ZM6 33H7V31H5V34H6ZM26 33H27V32H26ZM38 33H37V34H38ZM45 33H46V32H45ZM64 33H65V32H64ZM72 33L74 34V32H72ZM72 33H71L70 35L73 37V34H72ZM102 33H101V34H102ZM184 33L186 34V32H184ZM187 33H188V32H187ZM18 34H17V35H18ZM20 34H21V36H20ZM29 34H30V35H29ZM61 34H63V33H61ZM61 34H59L60 37H61V36L64 37V35H61ZM75 34H76V33H75ZM75 34H74V35H75ZM80 34H81V33H80ZM80 34L78 33V34L76 35V37H73V38H72L70 35H68V36H67V39L69 38V36L72 38V39L69 38L70 40H66L65 37H64V38L62 37L64 40L67 41V42L65 43V45H66L69 41H71V40H73V39H76V40H77V38H78V39L81 40V38L83 37V35H82V34L80 35ZM93 34L96 35V36L93 35V36H94V39H95V37H97L98 34H96V33H93ZM101 34L98 35V38H99V36H100ZM104 34H102V38H103V37L105 38V36H106L107 39H111V37H110V38H108V37H109V36H112L114 33H113L112 35H111V34L104 35ZM169 34L171 35V33H169ZM185 34H184V35H185ZM195 34H196V33H195ZM206 34H207V35H206ZM1 35L3 36V40L5 39V42H6L7 39H8V42H9L10 39H12L11 37H9V36H11V35H9L8 33H7L6 35H7V37H9L10 39L7 38V37H6L7 39L4 38V36H5V35H4V31H3V34H1ZM1 35H0V36H1ZM23 35H24V36H23ZM44 35H46V34H44ZM54 35L51 36V37L49 38L51 41H52V39L54 40V38H55ZM103 35H104V36H103ZM108 35H109V36H108ZM115 35H116V34H115ZM115 35H113V37H114ZM118 35H116V36H117V39L120 38V37H118ZM120 35H122V34H120ZM140 35H142V34H140ZM146 35H147V34H146ZM146 35H145V36H146ZM161 35H159V36H161ZM182 35H183V34H182ZM182 35L180 36V40H181V37H183L184 40H185V39H187V40H191V37H192V36L195 37L194 34H193V35L190 34V35H189V38H190V39H188V37H186V35H185V36H184V35L182 36ZM187 35H188V34H187ZM2 36H1V38H0L1 40H2ZM41 36H42V35H41ZM41 36L38 37V35H37L38 39L41 38ZM79 36H82V37H79ZM107 36H108V37H107ZM116 36H115V37H116ZM131 36H132V34H131ZM149 36H151V37H149ZM154 36H153V37H154ZM159 36H158V37L156 36V37H157L156 39H155V37L153 38V39H155V41L157 40V41H156L157 43L154 42L156 45H158V40L160 41V37H159ZM163 36H161V37H163ZM171 36H172V35H171ZM171 36H170V37H167L169 41L172 40V39H171ZM190 36H191V37H190ZM207 36H208L209 38H208ZM213 36L215 37V39L213 38ZM45 37H46V36H45ZM86 37H87V36H86ZM113 37H112V39H114ZM123 37H124V41H125L126 36H125V35H124V36L122 35V39H121L122 41H123ZM128 37H129V36H128ZM128 37H127V38H128ZM138 37H140V38L143 37V42H141L142 44L144 43V39H145V43H146V41L149 40V39L147 40L146 38H144L143 35H142V36H138ZM138 37H137V38H138ZM165 37H166V36H165ZM165 37H163L162 40H163ZM16 38H17V39H16ZM24 38H25V39H24ZM42 38H43V36H42ZM51 38H52V39H51ZM62 38H61V39H62ZM90 38H91V39H90ZM90 38H89L90 40H93L92 37H90ZM98 38H97V39H98ZM100 38H101V37H100ZM102 38H101V39H102ZM129 38H130V40H131L132 37H129ZM129 38H128V40L126 39L127 41H125V42H126L129 46L132 47V44H134V43H133L132 41H131L132 43H131V42L128 43ZM158 38H159V39H158ZM167 38H165V39H167ZM172 38H173V37H172ZM183 38H182V39H183ZM198 38H199V37H198ZM13 39H14V36H13ZM33 39H34V40H33ZM38 39H36V41H37ZM49 39H48V41H49L50 43L47 42V39L45 40V38H44V40L46 41V43H48L49 45H51V41H50ZM59 39H60V38H59ZM59 39H58V41H59ZM83 39H84V37H83ZM86 39H88V37H87ZM86 39H85V41H86V43H87L88 41H87ZM89 39H88V40H89ZM101 39H100V40H101ZM112 39H111V40H112ZM115 39H116V38H115ZM115 39H114L113 41H115ZM165 39H164V41H162V42L165 43V41H166ZM192 39H193V37H192ZM200 39H201V36H200L199 39H197V41H201ZM207 39H208L209 41H208ZM212 39H213V40H212ZM1 40H0V45H1V43H2V46L4 47V46H5L4 43H3L4 41L1 42ZM64 40H63V41H59V42L61 43V47H62V42H64ZM102 40H103V39H102ZM104 40H106V39H104ZM111 40H110V41H111ZM121 40H117L116 42L121 41ZM139 40H140V39L138 38V43L140 44ZM150 40H149V41H150ZM184 40H182V44H183ZM187 40H185V41H187ZM206 40H207V41H206ZM210 40H211V41H210ZM215 40H216V41H215ZM11 41H12V40H10V42H11ZM58 41H57L56 44L59 43ZM73 41H74V43H73ZM73 41L70 42V46H71L70 51H72V52H74V51L76 50V48L78 47V45H77L76 48L74 47L75 50L72 48L71 43L74 44V46H75V42H76L75 40H73ZM78 41H79V40H77L76 43H78ZM81 41L83 42V40H81ZM81 41H80V42H81ZM96 41H97V40H96ZM98 41H99V40H98ZM110 41H109V43H110ZM113 41H112V43H113ZM149 41L147 42V44H144V45H146V46H152V45H150ZM152 41H153V40H152ZM152 41H150L151 44L153 43ZM192 41L195 42V41H196L195 38H194ZM205 41L207 42V44H206ZM212 41H213L214 43H213ZM8 42H7V43H8ZM10 42H9V44H10ZM14 42L12 41V43H14ZM41 42H42V40H41ZM90 42H91V41H90ZM90 42H89V44L92 43V42H91V43H90ZM106 42H107V41H106ZM125 42H124V43L121 42L122 45L119 44V42H118V44L114 42V43L116 44V46L118 45L117 48H116V50L118 49V47H120L121 50H122V46H124L123 48H125V47L127 48V49L125 48V51L122 50V51H124L125 53H124V52H121L120 49H119L120 54H121V53H122V54L124 53V54H123L124 56H122V55L120 56V55H119V56L117 57L115 54H113V53H111V52L109 51L110 54H111V55H112V54L115 55V56L117 57V59L120 58V57H123V58L125 57L126 59H123V58H122V59H121V58L119 59V61H122V62H124L125 64H126V62L132 57L133 60H132V59H131V60H132L133 62H135V64H137V65L139 66L138 63H139L140 61H139V60H136V61H135V60H134L135 58H133V57H137V56H133V55H134V54L136 55V53L140 52L141 54L138 53V57H137V58H138V59H142V58H139V56L142 57V50L139 51L140 47H139V49L137 50L138 52L136 51V52L134 53L135 49L138 48V46H140L141 44H140V45H137L138 43L135 42L136 45H134V46L132 47V49H133L135 46H137V47H135V48L133 49V51H132V50L130 49L131 47H127V44H126ZM167 42H168V41H167ZM170 42H171V41H170ZM170 42L167 43V44H170ZM189 42H190V41H188V43H185V42H184V43H185L186 45H190ZM201 42H202V41H201ZM210 42H211L212 44H211ZM215 42H218V44H217V43L215 44ZM12 43H11V47H9L10 45L8 44V45H7L8 47L5 46L6 48H2V46H0V48H1V49H4V50H6V51L8 50L7 48H9V50H10V48H12V47L14 46V45H12ZM38 43H39V41H38ZM38 43H37V44H38ZM43 43H44V44L41 45V46H43L42 48L39 47V45H37V44H36V45H33V46L37 47L38 50L43 49V50H41V51H42L43 53H46V55H49V56H48V57H47V56L44 57L45 55H44V54L42 55V53H41V54L39 53L40 55H39V54H38V55H39V57H40L41 59H44V58L46 59V58H49V57L52 56V55H50V52H51V50L54 51V49H55L56 47H55L54 49H51V47H53V45L56 46V44H54L55 42H52L53 45H52L51 47H48V48L51 49V50H50V49L47 48L48 44H47V46H45L46 43H45L44 41H43ZM83 43H84V42H83ZM102 43H105V42L102 41ZM102 43L100 42V45H101ZM107 43H108V42H107ZM114 43H113V45H111L112 48H113V46L115 47ZM148 43H149V44H148ZM154 43H153V44H154ZM160 43H161V41H160ZM191 43H192V42H191ZM195 43H196V42H195ZM220 43H221V44H220ZM28 44L30 45V47H29ZM40 44H42V43H40ZM78 44H79V43H78ZM92 44H93V43H92ZM95 44H97V43L95 42ZM105 44H106V43H105ZM110 44H111V43H110ZM123 44H126V45H123ZM130 44H131V45H130ZM167 44H166V43L164 44V47H165V45H166L165 48H167ZM193 44H194V43H193ZM196 44H199V42H197ZM200 44H201V43H200ZM200 44H199L198 46H200ZM27 45H28V46H27ZM59 45H60V44H59ZM59 45H58V46H59ZM63 45H64V44H63ZM65 45L63 46V48H61V47L59 46V47H60L59 51H60L61 49H63V51H64V49H66V50L68 51L67 48H64ZM67 45H68V44H67ZM81 45H82V43L79 44V46H80L79 48H82L84 44H83L82 46H81ZM87 45H88V44H87ZM87 45H86V47H87ZM93 45H94V44H93ZM119 45H121V46H119ZM144 45H143V46H144ZM156 45H153L154 48H155V52H154V49L152 48V51H153L154 53H156L158 47H159V49L163 47L162 44H161L162 47H160V45H159L158 47H155ZM206 45H207V46H206ZM214 45H216V46H219V45H220V46H219V47H216V46H214ZM26 46L29 47L30 49L28 50ZM90 46H91V45H90ZM90 46H88L89 48L87 49L86 52H89L88 50H91V51H92L93 49H96V47H97V50H98V49H101V47L103 46V44H102L101 46H99V45H97L96 47L94 46L95 48H93V46H92V47H90ZM98 46H99V48H98ZM104 46H105V45H104ZM107 46H109V44L106 45V47H107ZM141 46H142V45H141ZM146 46H144L143 49L148 50V47L146 48ZM191 46H192V45H191ZM193 46H195V45H193ZM193 46H192V47H193ZM196 46H197V45H196ZM209 46H213L212 49L215 48V51H216L217 49H219L220 47L223 48V50H219V52H214V54L212 55L213 57H215V54H216V58L218 57L219 60H214V61H213L214 58L210 56L211 54H208V53L211 52L212 49H211L210 51L207 50V54H206V47H207V49H209ZM31 47H32V48H31ZM44 47H45V48H44ZM106 47H105V48H106ZM183 47H184V46H183ZM185 47H187V46H185ZM188 47H190V46H188ZM192 47H190V48L192 49ZM22 48H23V47H22ZM37 48H36V50H37ZM46 48H47V49H46ZM57 48H58V47H57ZM57 48H56V51H54V53H58V52H57V51H58ZM79 48H77L78 50H76V52L78 51V52L80 53ZM90 48H91V49H90ZM102 48H103V47H102ZM108 48H111V47H108ZM108 48H106V49H107L106 51H105V49H101V50L104 51V52H107V53H108V50H110V49H108ZM112 48H111V50H113ZM128 48H129L130 50H129ZM150 48H151V47H150ZM193 48H194V49H192V50H196V49H198V48H195V47H193ZM210 48H211V47H210ZM216 48H217V49H216ZM226 48H227V49H226ZM34 49H35V48H34ZM34 49H33V51H34ZM72 49H73L74 51H73ZM84 49L86 50V48H84V47H83V49H80V50H81V51H84ZM141 49H142V47H141ZM188 49H189V48H186V52H187V53H188V51L191 50V49H189V50H188ZM201 49H200V50L198 49V50L201 51ZM4 50H3V51H4ZM9 50H8L7 52L5 51V52L7 53L6 55H8V57H7L8 59L4 57V56H6V55L4 54L5 52L3 53V51L0 50V51H1V52H0V56H2V58H3V59L1 58L0 60H4V58H5L4 61H7V60H9V59H12V60L14 59V57H15V53H14V54L12 53V50H14V48H12V50H10V51H11V54L14 56L13 58H10L11 56H9V55H11V54H9V53H10ZM31 50H30V51H31ZM38 50H37V51H38ZM46 50L49 51V54L46 52ZM97 50H96V51H97ZM126 50H128V52H129V51H132L134 54L132 55V54H131L132 52H131V53L129 52V53H130V54H129ZM160 50H162V49H160ZM164 50H166V49H164ZM164 50H162V52H164ZM182 50H185V49L183 48ZM198 50H197V51H198ZM41 51H40V52H41ZM93 51H95V50H93ZM96 51H95L94 53L99 52V51H97V52H96ZM102 51H101V52H102ZM113 51H114V50H113ZM117 51H118V50H117ZM117 51H114V52H116V54L118 55V52H117ZM150 51H151V49H150ZM152 51L150 52V54L154 55ZM217 51H218V50H217ZM221 51H222V52H221ZM8 52H9V53H8ZM13 52H14V51H13ZM31 52H32V51H31ZM61 52H62V51H60V53H61ZM68 52H69V51H68ZM68 52H67V53H68ZM84 52H85V51H84ZM126 52H127V53H126ZM191 52L193 53V51H191ZM191 52H190V53H191ZM195 52H196V51H195ZM220 52H221V53H220ZM1 53H3V55H2ZM35 53H36V52H35ZM37 53H38V52H37ZM37 53L35 54V56L37 55ZM54 53H53V56H54ZM62 53H63V52H62ZM62 53L59 54V55H64V54H65L66 57L68 56V55L66 54V52H64L63 54H62ZM81 53L83 54V52H81ZM81 53H80V54H81ZM89 53H91V52H89ZM92 53H93V52H92ZM92 53H91V54H92ZM94 53H93V55H94V56H95V55L97 56V54H94ZM181 53H182V52H181V50H180V54H181ZM184 53H185V51H184ZM192 53H191V54H192ZM211 53H213V52H211ZM19 54H20V55H18V58H19V56H21L19 59H23L22 57H26V56H24L23 54L21 55V53H19ZM31 54H34V52L31 53ZM51 54H52V52H51ZM68 54H69V56H70V55L72 56L74 53H73V54H72V53L70 54V52H69ZM75 54H76V53H75ZM75 54H74V55H75ZM84 54H85V53H84ZM84 54H83V55H77V56H78L77 59L79 58V63L81 62V60H80V59H81L80 56L83 57V58H84L85 56L87 57V54H86V55H84ZM98 54H99V53H98ZM101 54H105V53H101ZM108 54H109V53H108ZM110 54H109V59H108L107 61H109V60L111 59ZM125 54H126V55H125ZM199 54H200V56H199L200 58H198V60H197V57H198ZM16 55H17V54H16ZM41 55H42V57H41ZM55 55H56V54H55ZM59 55H57V56H59ZM65 55H64V56H65ZM74 55H73V56H74ZM93 55H92V56H93ZM99 55H100V54H99ZM105 55H106V54H105ZM129 55H131V56L129 57ZM152 55H150V56L152 57ZM187 55H189V54H186V57H187ZM195 55H196V54H195ZM201 55H203V56H201ZM204 55H206V56H204ZM217 55H218V56H217ZM35 56H34V57H35ZM69 56H68V57H69ZM71 56L69 57V59H67L68 57L66 58V57H63V56H62V57L59 56V57H60V58H63V61H64V58H66L67 60H70ZM73 56H72V58H73ZM94 56H93V57H94ZM101 56H102V55H101ZM101 56H100V57H101ZM115 56H114V57H115ZM127 56H128V58H127ZM150 56H149V57H150ZM184 56H185V55L181 56L182 59H180V60H184V59H183ZM219 56H220V57H219ZM16 57H17V56H16ZM16 57H15V58H16ZM55 57H56V56H55ZM75 57H76V55H75ZM86 57L84 58L85 61H86ZM93 57H92V58H93ZM100 57H99V58H100ZM103 57H104V56H102L101 58H103ZM105 57L108 58V56H105ZM105 57H104V58H105ZM145 57H146V56H145ZM186 57H185V58H186ZM207 57H208V59H207ZM209 57H210L211 59H209ZM18 58H16V59H17L16 61H15V59L13 60V61H15V63H13V64H15V67H16V65H18V64L21 65V66L23 67V69L25 68L24 70L26 71V73H25L24 70H21V72H19L20 70L17 69V67L15 68V73H16L17 75H19V77H20V74H21L23 71H24V74H25V75H24V74H22V75H24L26 79L23 78V76L20 77V78H22V81H20L21 79L19 80L18 76H16V77L18 78V79H17V84H19V82H22V83H21L22 85H20V84L17 85V86H20V88H21V86H25V85H26L25 83L31 85L33 82H34V83H33L32 85L35 87L36 84H38L39 82H35V81H33L32 78H33L34 76H36L37 73H41V74H43V73H44V69H46V68L48 69V68H50V67H49L50 64H52V65L54 64V61H53V62H50V60L48 59L49 62H50V64H48V65H47V63H46V65H47L48 67L45 66L44 69H39V66H40V65H41V67H44L45 62H46V61L48 62L47 59H46V61H44V62H43L42 60H40V63H41V64H40V63H36V61H35V59H34V62L32 61V62H33L32 64H34V65L32 66V64L30 63V60H29V62L27 61V57L25 58V59H26V61H25L26 63L24 62L25 64H23V62L20 63V61H22V60H19V61H18ZM32 58H33V56H32ZM35 58H36V60H39V59H40V58L38 59V57H35ZM52 58L55 60L54 57H52ZM52 58H50V59H52ZM72 58H71V59H72ZM83 58H82V59H83ZM88 58H90V55H88ZM92 58H91V59H88V60H92ZM106 58H105V59H106ZM112 58H113V57H112ZM137 58H136V59H137ZM146 58H147V57H146ZM188 58H189V57H187V60H188ZM202 58H203V59H202ZM212 58H213V59H212ZM216 58H215V59H216ZM25 59H23V60H25ZM28 59H30V55H28ZM53 59H52V60H53ZM84 59H83V60H84ZM93 59H94L93 61L95 62L98 58L96 57V58H93ZM105 59H103L104 61L101 59V60L103 61V63L106 61ZM117 59H116V61H115V58H113V61L117 63V62H118ZM127 59H128V60H127ZM148 59H150V58H148ZM154 59H155V58L152 57L150 60H154ZM189 59L192 61L191 58H189ZM206 59H207V60H206ZM31 60H33V59H31ZM56 60H57V57H56ZM59 60H61V59L58 58V60L55 61L56 64H58V63H65V62H66V60H65V62H63V61L60 62ZM75 60H76V59H75ZM88 60H87V61H88ZM123 60H124V61H123ZM125 60H127V61H125ZM131 60H130V61H131ZM142 60H143V59H142ZM205 60H206L207 62H206ZM9 61H10V60H9ZM9 61H7V62H9ZM17 61H18V62H17ZM58 61H59V62H58ZM71 61H72V60L69 61L70 63H69V62H68V63L66 62V63H67L68 65L71 66ZM73 61H74V58H73ZM87 61H86V62H87ZM93 61H92V62H93ZM97 61H98V60H97ZM97 61H96V62H97ZM99 61H100V60H99ZM99 61H98V63L101 62V61H100V62H99ZM107 61H106L105 63H106V66H108V68H109V64H112V63H111L112 60L109 61V64H108ZM113 61H112V62H113ZM137 61H139V62H137ZM169 61H171V62H169V63H172V64L174 65V62H173L172 60H169ZM196 61H195V62H196ZM203 61H205V63H204ZM219 61H220V62H219ZM38 62H39V61H38ZM42 62L44 63V65L42 64ZM74 62H75V61H74ZM89 62H90V61H89ZM92 62H91V63H92ZM96 62H95V64H96ZM136 62H137V63H136ZM154 62H155V61H152L151 63H154ZM159 62H160V61H159ZM159 62H158V63H159ZM195 62H193V65H190V61L188 60V63H189V64L187 65L188 67H186V66H185V67L189 69L190 66L193 67V66L196 64ZM217 62H218V63H217ZM0 63H1V61H0ZM3 63H5V62H3ZM3 63H2V66H3V65H8L7 63H6V64H3ZM10 63H12V61H11ZM10 63H9V64H10ZM66 63H65V64H66ZM72 63H73V62H72ZM77 63H78V60H77ZM82 63H84V62H82ZM82 63H81V64H82ZM103 63L101 62L100 64L103 65ZM116 63L111 65V66H112V67H111V68H112V72L114 71V70H113L114 66H117V68H116V67H115V68L118 69V70L121 69V68H120L121 66L123 67V63L120 62L121 65H119V64H120L119 62H118V63H119L118 65H116ZM129 63H132V62H129ZM160 63H161V62H160ZM165 63H166V62H165ZM182 63L186 65V63H187L186 59H185V63H184V62H182ZM182 63H181V61H180V67H181V68H184L183 65H182L183 67L181 66ZM194 63H195V64H194ZM220 63H221V64H220ZM27 64H31V65H30L31 68H30V67L28 68V66L26 67ZM38 64H39V66H37ZM75 64H76V63H75ZM75 64H74V65H75ZM81 64H77L78 67H76V66H74V65L72 64L74 67H70V70H71L72 68H74V70L77 68V71H80V73H82V74H84V76L88 77L89 75H87V74L85 75V72H86V73L89 72V74H90V73L94 70V68H93L94 63H92L93 65L90 64V65L92 66L91 69H93L92 71H91V70H88V69H90V66H89V63H88L89 68H87L86 71H84V70H85V69H84V70H83L84 72H82V69H81V70H78L79 67L81 68ZM85 64H86V63H85ZM85 64H84V65L82 64L83 68H86V67H85ZM107 64H108V65H107ZM156 64H157V63H156ZM156 64H155V65H156ZM172 64H169V65L172 66ZM199 64H197V66H199ZM11 65H12V64H11ZM11 65H10V66H11ZM19 65H18V66H19ZM42 65H43V66H42ZM52 65H51V66H52ZM68 65H65V66L68 67ZM96 65L98 66V64H96ZM96 65H95V66H96ZM102 65H101V67H102ZM113 65H114V66H113ZM155 65H154V64L151 65V69L154 68L153 71L158 67L157 65H156V66H155ZM159 65H160V64H159ZM163 65H164V64H163ZM169 65H166L165 67H167V66H169ZM189 65H190V66H189ZM238 65H239V66H238ZM10 66H9V67H10ZM12 66H13V65H12ZM21 66H19V67H21ZM65 66H63V67H65ZM86 66H87V64H86ZM104 66H105V64H104ZM118 66H120V67H118ZM154 66H155L156 68H155ZM4 67H5V66H3V68H4ZM7 67H8V66H7ZM7 67L3 69V68L0 66V71H1L5 76H6V75H7V77L9 76L10 78L8 77V78H9L8 80H10L12 74L14 73V72H13L14 70L11 69V70H12L11 72H13V73L11 74L10 69H8L9 67H8V68H7ZM19 67H18V68H19ZM34 67L39 69V71H38L37 73H36L37 69H34ZM41 67H40V68H41ZM63 67L61 68V70H63ZM99 67H100V66H99ZM99 67L97 68L98 71H99ZM142 67H143V66H142ZM195 67H196V66H195ZM10 68H12V67H10ZM32 68L34 69V71L36 70L35 73H33L34 71H31ZM95 68H96V67H95ZM102 68H103V67H102ZM102 68H101V71H100L101 73H102V70H103V72L106 71V70H109L108 72H110V70H111V69H106V70H105V69H102ZM181 68H180V72L182 71L181 74H182L183 72H184L185 74H186V73H189L188 71H187V72L185 71L186 69H185V70H184V69L181 70ZM197 68H198V67H197ZM197 68H194V67H193L194 70H196ZM5 69H6V70L8 69L7 71H8V73H10L11 76L5 71ZM13 69H14V68H13ZM16 69H17V70H16ZM20 69H22V68H20ZM26 69H27L28 71H27ZM30 69H31V70H30ZM47 69H46V72H47ZM65 69H66V71H67V69H69V67H68V68H65ZM97 69H96V70H97ZM138 69H139V68H138ZM138 69H137V70H138ZM140 69H141V68H140ZM140 69H139V70H140ZM188 69H187V70H188ZM18 70H19V71H18ZM42 70H43V71H42ZM70 70H69V71H70ZM87 70H88V71H87ZM118 70H117V72L121 71V70H119V71H118ZM123 70H125V69L123 68ZM123 70L120 72V74H116V71H115V73H114L115 77L112 75L113 73H111V74H110V73L107 74L106 72H105V73L107 74V75H106L107 77H108L109 74H110V76L112 75V76L114 77L113 80H116V78H119V79H118L119 81H118V80L114 81L115 83H116L117 81L120 82V80H121L122 82H124V84H127V85H128L127 81H129L131 75H130V77L128 76L129 73H127V75H124V74H126L127 70L124 71V72H125L124 74L122 73ZM139 70H138V71H139ZM143 70H144V68L142 69V71H143ZM29 71H31V72H29ZM63 71H65V70H63ZM66 71H65V74H67ZM77 71L75 70V72H77ZM140 71H141V70H140ZM151 71H152V70H151ZM190 71H193V70L190 69ZM196 71H197V70H196ZM1 72H0V74H1ZM18 72H19V73H18ZM27 72H28L29 74H30V73H33V74H31L32 77H29V76L27 75ZM93 72H94V71H93ZM93 72H92V73H93ZM100 72H99V73H100ZM129 72H130V71H129ZM198 72H199V70H198ZM217 72H218V73H217ZM15 73H14V75H15ZM47 73H48V72H47ZM70 73H72V72L70 71ZM73 73H74V72H73ZM80 73H79V75H81ZM94 73H96V74H94ZM94 73H93V75H97V78H96V77H95V78L98 79V77H99V73H98V72H94ZM97 73H98V74H97ZM101 73H100V74H101ZM105 73H103L102 75H100V77L103 76ZM153 73H154V72H153ZM195 73H196L197 75H196ZM200 73L198 74L197 72H194V75H195V76H194V75L191 74V72H190V73H189V74H190V77H189L188 75H187V76H188L189 78H191L192 75H193V77H195V78L197 77V79H200L201 76H200V78L198 77V75H200ZM209 73H210V72H209ZM209 73H208V74H209ZM3 74H2V75H3ZM34 74H36V75H34ZM41 74L37 75L36 77H39V79H41V77L45 76V79H44L45 81H43V79H42V81L45 83L46 87L49 89L50 87L47 86V83L49 82V79H50V80H51V79L54 80V76H53V74H51V73L49 72V74L51 75L52 78H50V75H49V74L47 75V74L45 73L47 76H46V75H41ZM122 74L124 75V77H123V78H124V81H123L122 79H120L121 76H119V75H122ZM151 74H152V72H151ZM181 74H180V75H181ZM210 74H211V73H210ZM26 75H27V76H26ZM70 75H71V74H68L67 77L69 78V77H74L75 75H77L76 77H74V78H72V79H73L74 81L77 79V82L75 81L76 84L79 83L80 81H81V82H80L81 84H82V82H84L82 85L79 83V85H80L81 88L84 87L83 85H85L86 77H85V78H82V76H80V78H82L83 80L85 79V81H83L82 79H80V81H78V80H79V79H78V78H79V77H78V73H76L75 75L73 74L72 76H70ZM116 75H118L119 77H118V76L116 77ZM123 75H122V76H123ZM183 75H184V74H183ZM183 75H181V78H182ZM5 76H4V77H5ZM40 76H41V77H40ZM57 76H58V75H56L55 78H58ZM110 76H109V79L111 78ZM125 76H126V77H125ZM2 77H3V76H2ZM4 77H3V78H4ZM12 77H14V78H12V79H13L14 81H16V77H15V76H12ZM64 77L66 78V75H65ZM77 77H78V78H77ZM104 77H105V75L103 76V78H104ZM113 77H112V78H113ZM127 77H129V79H128ZM226 77H228V78H226ZM232 77H233V78H232ZM3 78H2V80L0 79V81H2L1 83L4 84L5 82H3V81H5L6 78H5V79H3ZM28 78H29L30 80H28ZM47 78H48V79H47ZM89 78H90V79H93L94 77H93V76L91 77V74H90V77H89ZM89 78L87 79V80H88L87 82H89V80H90ZM112 78H111V79H112ZM121 78H122V77H121ZM126 78H127V79H126ZM202 78H201L200 80H202ZM23 79H24L26 82H24ZM36 79H37V78H36ZM39 79H37L36 81H38ZM59 79H60V78H59ZM61 79H63V78H61ZM61 79H60V80H61ZM96 79H94V80H96ZM104 79H107V78L105 77ZM8 80H6V81L8 82ZM46 80L48 81L47 83H46ZM60 80L58 81V80L56 79L55 81L60 82V84L62 83L61 81H63V80H64L63 83L66 82L65 79H63V80H61V81H60ZM66 80H67V78H66ZM99 80L101 81L102 79L99 78L98 81H97V80H96V81L99 82ZM126 80H127V81H126ZM193 80H194V78H193ZM200 80H199V82H200ZM10 81H11V80H10ZM14 81H13V83H12L13 85L10 84L11 82H10V83L8 82V83H9L10 85H12V86H15L16 83L14 84ZM18 81H19V82H18ZM30 81H32V82L30 83ZM39 81H40V84H39V85H40V90H41L42 86L44 87L45 85H44V83H43L41 80H39ZM55 81H54V82H55ZM70 81H71V80H70ZM70 81H68V83H69ZM102 81H103V80H102ZM102 81H101V82H102ZM107 81H108V79H107ZM107 81L104 80V82H107ZM183 81H185V83H183ZM191 81H192V80H191ZM194 81H195V80H194ZM194 81H193V82H194ZM196 81H197V80H196ZM208 81H209V80H208ZM7 82H6V83H7ZM23 82H24V83H23ZM54 82H50V83H52L53 85L56 84V83H58V82H55V83H54ZM72 82H73V81H71V83H72ZM97 82H95V83H97ZM101 82H99L100 85L103 84V83L101 84ZM187 82H188V81H187ZM187 82H186V80H184V77H183L182 82H180V83H181L182 86H183L184 84H188ZM201 82H202V81H201ZM203 82H202V83H203ZM41 83H42V84H41ZM50 83H49V84H50ZM63 83H62V85H64ZM90 83H91V82H89L88 84L90 85V88H91V85H92V83H94V82H92L91 84H90ZM110 83H111V82H110ZM110 83H109V86H111ZM115 83H114V84H115ZM120 83H121V82H120ZM120 83H117V84H115V85L117 86V85L120 84ZM202 83H201V84H202ZM49 84H48V85H49ZM52 84H51V86H53ZM69 84H70V83H69ZM69 84H66V85H68V86H71V85L73 86V85H74V83H72L71 85H69ZM76 84H75L74 86H77V87H78V85H76ZM88 84H87V85H88ZM99 84H98V85H99ZM107 84H108V83H105V85L103 84L102 86H103V87L106 86L105 88L107 89V91H110V90L107 88ZM111 84H112V86H114L113 81H112ZM122 84H123V83H122ZM124 84H123V87H124V86L126 87V85H124ZM215 84H216V86H215ZM5 85H6V84H5ZM5 85H1V84H0V87H1V86L4 87ZM32 85H31V87H32ZM39 85H38V86H39ZM41 85H42V86H41ZM56 85H57V87H58V84H56ZM66 85H65L64 87H66ZM87 85H85V86H87ZM89 85H88V88H89ZM95 85H96V84L93 85L94 88H95ZM98 85H97V86H98ZM100 85H99V87H102V86H100ZM190 85H191V86H190ZM190 85H187V86H189V88L191 87V90L194 91V87H196V89H197V86L192 85V82L190 83ZM221 85H223V86H221ZM7 86H8V85H7ZM38 86H37V87H38ZM68 86L66 87L67 89H66L65 93H63V95H65L66 92L69 91V90H68V88H69ZM112 86H111V87H112ZM121 86H122V85H120V87H121ZM130 86H131V85H130ZM130 86L128 85L127 89H128ZM184 86L186 87V85H184ZM192 86H193V89H192ZM214 86L216 87V89H214V88H215ZM220 86H221V88H219ZM3 87H2V88H3ZM25 87H26V88H23V87H22V89H25L26 91L28 90V91H30V93H31V90L33 89V87H32L31 90H29V88H30L29 85H28L29 88H27V85H26ZM57 87H55L54 90H55ZM60 87H61V86H60ZM62 87H63V86H62ZM93 87H92V88H93ZM103 87H102V88H103ZM111 87H110V88H111ZM120 87H119V85H118L117 88H116V89L119 88V92L122 91V90H121L122 88H120ZM223 87H224V88H223ZM2 88H1V89H2ZM11 88H12V87H11ZM11 88H10V87H8V88H7V87H6V88L4 87L3 89H6V91L2 89L4 92H3L2 90H0V94H2V93L5 94L6 92L9 93L10 91L14 90V92L12 91L13 93H9V94H10L9 97H8L9 94H8V95H4V94H3V95H0V101L4 100L5 97H6L5 100H6V102H7V101L9 100L8 98L11 99V98H12V95L14 96V93L17 92V88H18V87L16 88V86H15V87H13V89H11ZM15 88H16V90H15ZM20 88H19V89H20ZM35 88H36V87H35ZM44 88H45V87H44ZM52 88H53V87H52ZM52 88H50V89H52ZM72 88H73V87H71L70 89H72ZM81 88H80L79 93H81ZM86 88H87V87H85L84 89L87 90L88 88H87V89H86ZM94 88H93V90H94ZM130 88H131V87H130ZM130 88H129V90H128L129 92H132L133 90H137V89H136L137 87H135V89H133V90H132V88H131L132 91L130 90ZM211 88H212L214 91H212ZM9 89H11V90H9ZM19 89H18V91L20 92V94H22V96L25 95V96H24L25 98L22 97V98H24V100H22V103L25 101L23 107H27L26 105H28L29 102H28V103H26V102H27L28 99H29L28 101L31 100V103L33 102V100H36V102H37V100H38V101H39L38 103H40V101H42V99H43L42 97L44 96V94L47 93L46 95H47V96H48V95L50 96V95H52L53 92H55V91L52 90V93H51V94H50L49 92H47V91H46L45 93L42 92V94H41V91L38 90L39 87H38V89L36 88V89H37L36 93L33 92V94L31 93V95H33L32 97H36V96L38 97V95L41 94L42 96L40 95L39 98L41 97L42 99L40 98V99H41V100H40L39 98H37V99H33V98H31V95L28 93V91L25 92V90L23 91L22 89H20V90H19ZM42 89H43V88H42ZM45 89H46V88H45ZM45 89H44V91H45ZM48 89H47V90H48ZM50 89H49V90H50ZM58 89H59V88H58ZM63 89H65V88H63ZM63 89H62V91H61V89H59V91H61V93H62V92L64 91ZM74 89H76V87L73 88L72 91H73ZM82 89H83V88H82ZM98 89H100V88H98ZM106 89H105V90H106ZM127 89L124 88V91H123V92H124V94H125L126 96H123V97H124V99H126V98H127V95H128V97L130 96V100H129V98L126 99L127 101H126V100L124 101V99L121 100L122 97H120V96L124 95V94H122L123 92H121V94H120L119 92L117 93V96L121 98V99L119 98L120 100L117 99L118 97L115 98L116 96H115V97L112 96V95H114V94L116 93V91H118V90H115V89H114V90H115V93L111 95V98L114 97V99H117V101L119 100L118 103H119L120 101H124V102H125V104H124V102H122V103L124 104V107H121V108H120V107H116L117 109L120 108V109H119L120 112H121V109H122V108H123L124 110H126V111L124 112L125 115L127 114V111L130 109V103H129L128 101H130V102H131V100L133 101V99H132V98H133V95H132L133 92L130 93L131 95H130L129 93L126 94L125 92H128ZM196 89H195V90H196ZM227 89H228V90H227ZM21 90H22V92H21ZM88 90L91 91V89H88ZM88 90H87V91H88ZM102 90L104 91V89H102ZM111 90H112V88H111ZM125 90H126V91H125ZM197 90H198V89H197ZM197 90H196V91H197ZM219 90H220V92H219ZM1 91H2V93H1ZM34 91H35V89H34ZM56 91H57V90H56ZM59 91H57V92H59ZM76 91H78V89H77ZM76 91H75V92H76ZM82 91H84V90H82ZM87 91H86V92H87ZM94 91H97V88H96ZM103 91L100 92L101 95H103V94H105V95H103V96L108 95V94H106V92H103ZM23 92H25L24 95H23ZM50 92H51V91H50ZM57 92H56V93H57ZM70 92H71V91H70ZM75 92H74V93H75ZM112 92H113V91H110V93H112ZM223 92H224V93H223ZM26 93H27V94H26ZM38 93H39V94H38ZM48 93H49V94H48ZM61 93H59L60 95H59L58 93H57V94H58L59 96H61ZM79 93H75V94H76V97L74 96V98H73V97L70 96L69 98H73L72 101H74V99L76 98L75 102L78 103V101H79V100L81 101V99H82V98H79V96H78L79 100L77 101V95H78ZM82 93H83V95H82ZM82 93L79 94V95H82V96H80V97H83V96H86V97H87L88 93H85V91L82 92ZM84 93H85V95H84ZM96 93H98L97 95H99V92H98V91H97ZM102 93H103V94H102ZM135 93L137 94L136 91L134 92V94H135ZM211 93H210V94H211ZM216 93H218V94H216ZM15 94H16V93H15ZM67 94L71 95V93H68V92H67ZM72 94H73V93H72ZM91 94H92V96H93V95H94V92L91 91L90 95H91ZM214 94H216V95H214ZM224 94H225V95H224ZM228 94H230V95H228ZM17 95H18V96H21V95H19V93L17 92L16 96L10 100L11 102L9 101L11 104H12V102H13L12 100L17 99V98H16ZM46 95H45V96H46ZM63 95L61 96L62 98H64ZM101 95H99V97H101ZM119 95H120V96H119ZM1 96H4V97L1 99ZM28 96H29L30 98H27ZM47 96H46V97H47ZM88 96H89V95H88ZM95 96H96V95H95ZM95 96H93V99H94V98H97V100H96V99H94V100H96V102H97L98 104L102 103V101H103L105 98H106V100H107V99H108V100L110 99V98H109L110 94H109V96H106L105 98H103V100H102V98H101V100H98V97H97V96L95 97ZM139 96H140V95H139ZM139 96H138V95H136V96L134 95V101H135V97H139ZM180 96H181V95H180ZM205 96H206V95H205ZM205 96H203V98H205V99H203V100H204L206 103L202 104V102H198V104L201 103L200 105H204V106H205V104H206V106H207V104H210V103L213 101V99H211V96H209V99L212 100V101L209 100V101H211V102L208 101V98H207L208 95H207L206 97H205ZM215 96H216V98H215ZM227 96H228V97H227ZM232 96H233V97H232ZM46 97H45V98H46ZM50 97H52V96H50ZM50 97H47V98H50ZM57 97H58V96H57ZM67 97H68V96H67ZM86 97H85V99H86ZM107 97H108V98H107ZM131 97H132V98H131ZM183 97H184V99H185V97H186V99L188 100V102H189V100L194 101L193 99H190L191 96L188 97V95H185V96H184V94H183L181 98L183 99ZM194 97H195V96H194ZM219 97H220L222 100H221ZM18 98L21 100V97H18ZM26 98H27V100H26ZM45 98H44L43 101H46ZM55 98H56V94L54 93V96H53L52 98H50V100H51V99L53 100V99H55ZM62 98H61V99H62ZM65 98H66V95H65ZM65 98H64V99H65ZM69 98H68V99H69ZM181 98H180V99H181ZM188 98H189V99H188ZM191 98H193V97H191ZM195 98H197V97H195ZM198 98H199V99H198ZM198 98H197V99H198L197 101H200V98H201V97L198 96ZM206 98H207V100H206ZM58 99L61 101V99H60L59 97H58ZM58 99H57V100H58ZM68 99H67V100H68ZM89 99H90V96H89ZM89 99H88V97H87L86 101H89ZM93 99H92V100H93ZM99 99H100V98H99ZM114 99H113V101H114ZM139 99H140V100H139ZM139 99L136 98V100H139V101L141 102V104H143V103H144V100H141V99H142V96H140ZM143 99H144V98H143ZM182 99H181V100H182ZM184 99L182 100L183 102L185 101ZM231 99H232V100H231ZM5 100H4V101H5ZM20 100H19V101H20ZM50 100L48 99L49 102H46V103H42V102H41V105H40V106H42V107H41V108H42V111H43L44 108H45V111H43L44 113L47 111L46 108L48 107V105H50L51 102H52V103L55 102V101L53 102V101H50ZM55 100H56V99H55ZM57 100H56V101H57ZM65 100H66V99H65ZM65 100H64V101H65ZM92 100L90 99L89 102L92 103V102H91ZM106 100L103 101V102H106ZM108 100H107V101H108ZM181 100H180V102H181V104H182V101H181ZM203 100H202V101H203ZM223 100H224L225 102H224ZM234 100H236V101H234ZM4 101H2V102H4ZM14 101H16V100H14ZM19 101L16 102V103H17V104L19 103V107H21L22 110H20V108L18 107L17 110H14V109H13V111H15V112H13V111H11V112L16 113V111H17V112L19 113V112L22 111L21 113H24L23 111L26 110V112L24 113L25 115H24L23 117H21V115H23V114L19 115V114L17 113V114H14V118L11 119V118L13 117V116H12L13 113H11V114H12L11 116L9 115L10 112L8 113V115H9V117H10V118H9L8 115H7V112H8V111H7V112H3V113H5V114H0L1 116L4 115L3 118H6V117H7L6 119H4V122H5V120H8V121H6V124L9 122V123L6 125V127H5V124H3V122H2V121H3V120H2V117L0 118V119H1L0 122H2V123H0V124L2 125L1 128H2V129L4 128L3 130L6 129L5 132L8 130V133H7V132H6V133L4 132V136L2 135V136H3V139H6L7 137L9 138V137L12 135V137H10V138H12V139H10V138L7 139V140H9V142H12L11 140H14V141H15L16 138L19 140L21 137H20V138L17 137V136H18L17 134H19V133L16 134V132H17L16 129H17L19 126L21 127V125H22L21 128L23 129V126H24L25 124H26V127L29 126V125H30V122H32L33 125H34L35 120L37 121L39 118H40V119L43 118L44 120H45L47 117L51 118L52 120H54V118H58L59 121H58L57 119H55V120L58 121V122L56 123V125L58 124L59 129H60V131H61V128H60V125H59L61 118H59L58 115L60 114V115L63 117V116H65L66 114L59 113L58 110H57V113H58L57 116H58V117H57V116H56V117H52L51 115H49V116H47V117L45 118V115H44V116L41 115V114H44V113H42V111H41V114H40V115H41L42 117H38V118H37V117H33V116L30 114V113L33 114V112H32L33 110L30 109V108H31V105H30V106L28 105L30 108L27 107V109H30V110H31V112H28V111H30V110L27 111V109H25V108L22 107V104H21V106H20L21 101H20V102H19ZM60 101H59V102H60ZM62 101H63V99H62ZM64 101H63V102H64ZM86 101H85V102H86ZM98 101H99V102H98ZM100 101H101V102H100ZM113 101H111V99H110V102H108V106H106V103H105V105L102 103V105H104L103 108H101L100 106H98L97 108H95L96 110H95V109H92V108H91V109H92V110H95V114H96V111H97V112H98L99 110H100V111H101V110L103 111V109H104L105 106H106L105 109H107V107H109V109H110V108L112 107L111 105L113 104V103H112ZM134 101H133V103H134ZM142 101H143V102H142ZM197 101H196V102H197ZM207 101H208V103H207ZM230 101H231L232 104L230 103ZM9 102H8V103H9ZM36 102H34V103L37 104ZM63 102H61V103H63ZM65 102H66V101H65ZM65 102H64V103H65ZM70 102H71V101H70V99H69V103H68V102L65 103V105L68 103L67 108L69 107ZM75 102H74V103H75ZM81 102H82V101H81ZM93 102H94V101H93ZM127 102H128L129 105L127 104ZM185 102H187V101H185ZM185 102H184V106H183V105H182V106H183L184 109H185L187 106H189V109L191 108L190 110H192V111H190V112L188 111L190 114L193 112L194 109L196 110V108H198V106L193 107V105H196V104H195V103H196L195 101H194V102H195L194 104H193V102H192V103H189V104H191V105H189L188 103L185 104ZM237 102H238V103H237ZM13 103H14V102H13ZM34 103H32V105H33ZM47 103H48V104H47ZM74 103H72V105H74ZM87 103H88V102H86V103L84 104V102H83L84 105H87ZM110 103H111V105H110L111 107L109 106ZM122 103H119V104H122ZM131 103H132V102H131ZM137 103H138V102H137ZM213 103H214V102H213ZM213 103H212V104H213ZM220 103H219V104H220ZM17 104H16V105H17ZM29 104H30V103H29ZM35 104H34V106L32 107V109L35 108ZM42 104H44L45 107H43ZM54 104H55V103H54ZM54 104H52V106H53ZM59 104H60V103H59ZM94 104H95V103H93V104H91V105L89 104V105H90V106L93 105V106H92L93 108L96 107V105H98V104H96V105L94 106ZM116 104H117V103H116ZM116 104L114 103L113 106L115 107ZM123 104H122V106H123ZM138 104H139L138 106L140 107V103H138ZM181 104H180V105H181ZM192 104H193V105H192ZM12 105H13V104H12ZM16 105H14V107H15ZM55 105H57V103H56ZM75 105H76V104H75ZM75 105L73 106V108L70 107L71 109H70V108H69V109L72 111V109L74 110V108H76V109H77V110H76V115L79 116V115H78V112H80V110L78 111V109H79L80 104L78 103V107L75 106ZM126 105L129 106V109L125 108V107H127ZM132 105H133V104H131V106H132ZM213 105H214V106H215V105L218 106L217 104H213ZM213 105H212V107H213ZM227 105H228V107H227ZM232 105H233V106H232ZM36 106H39V104L36 105ZM62 106H63V105L61 104V109H62V110H61V109H60V110H61V111H64V112L66 113V111L63 110V109H64V106H63V108H62ZM90 106H89V107H90ZM118 106H120V105H118ZM135 106H136V104H135ZM182 106H181V107H182ZM204 106H202V108L199 106L201 109H197V112L194 110V111H195V114H196L195 117H198V115H197L198 113H199V116H200V111H201V110L203 111V110H204L203 108L206 109V107H204ZM208 106H209L208 109L211 108V110L214 111V112L211 113V114H215V112L217 111V112H216V113H218L217 115H219V116H222V115H223V117H224V114H222V115L220 114V112H221V111L219 110V109H220L219 107H221L220 105L217 107L218 110L216 109V111H215V108L210 107V105H208ZM50 107H51V106H50ZM55 107H56V106H55ZM55 107L53 106V107H51L50 109H54ZM58 107H60V106H57L56 109H57ZM81 107H82V106H81ZM83 107H84V106H83ZM85 107H86V106H85ZM89 107H87V108H89ZM99 107H100V109H98ZM132 107H133V109H135L134 106H132ZM132 107H131V109H132ZM136 107H137V106H136ZM192 107H193V108H192ZM222 107H221V108H222ZM87 108H84V109L81 108V110L83 109V110L87 111ZM140 108H141V107H140ZM140 108H139V109H140ZM142 108H143V107H142ZM187 108H188V107H187ZM236 108H237V109H236ZM23 109H24V110H23ZM48 109H49V107H48ZM50 109H49V110H50ZM105 109H104V110H105ZM111 109H112V110H111L112 112H110V110H109L110 113H113L114 110H115V111L117 110V109H115V108H111ZM133 109H132V110H133ZM137 109H138V107H137ZM139 109H138V110H139ZM180 109H181V108H180ZM208 109H206L207 111H206V110H204V111L208 112V114H209L211 111H210V109H209V110H208ZM230 109H232V110H230ZM249 109H251V110H249ZM19 110H20V111H19ZM35 110H37V108H35ZM35 110H34V111H35ZM40 110H41V109H39V112H40ZM66 110H68V109H66ZM88 110H89V109H88ZM119 110H118V111H119ZM124 110H122V111H124ZM138 110L136 111V113L138 112V115H137V114L135 113V111H134V116L137 115V117H138L137 119H139V116L142 114V113H139V112H142V111H140V110L138 111ZM185 110H188V109H185ZM198 110H199V111H198ZM223 110H224V109H223ZM223 110H222V111H223ZM237 110H239L238 113H235V114H234V112H236ZM247 110H248L249 112H248ZM50 111H51V112H49L48 114L51 113V114L54 116L55 114H53V112H54L55 110H50ZM52 111H53V112H52ZM61 111H60V112H61ZM71 111L68 110V112H70V113H71ZM90 111H91V110H90ZM90 111H89V112L87 111V112L90 113ZM105 111H106V110H105ZM105 111H103L102 113H104ZM182 111H183V109H182ZM182 111H181V112H182ZM202 111H201V112H202ZM209 111H210V112H209ZM218 111H219V112H218ZM233 111H234V112H233ZM251 111H252V112H251ZM39 112L36 111L37 114H38ZM47 112H48V111H47ZM109 112H108V110L106 111V116L103 115V114H99L100 117H99V116H97V117H99L102 121H101V120H100V121L97 120L98 122H96V123H100V122H101V124H102V122H103V124H104V121H103V119H102L101 117H103V118L105 117L104 120H106V122H107L106 124H108V121H109L110 119H106V117H107V116L109 117L110 115H112V114H110ZM116 112H117V111H116ZM120 112H119V113H120ZM181 112H180V113H181ZM183 112H184V111H183ZM183 112H182V113H183ZM188 112H187V113H188ZM225 112H227V111H225ZM228 112H227V114H228ZM232 112H233V113H232ZM54 113H55V112H54ZM70 113H69V115H70V116H73L72 118L77 117L76 115H74V114L72 115V114H70ZM74 113H75V112H74ZM81 113H83V111H81ZM81 113H79V114H81ZM84 113H85V112H84ZM88 113H87V114H88ZM92 113H93V112H92ZM92 113H91V115H92ZM99 113H101V112H99ZM119 113L117 112L116 115H114L115 117L113 118V120L117 117V114H119ZM122 113H123V112H122ZM156 113H157V112H156ZM187 113L184 112V114H183L184 116H185V114L187 115V117H186V116L184 117L185 120H187L186 118H188V116H189V113H188V114H187ZM202 113H203V112H202ZM222 113H224V111H223ZM246 113H250V114L247 115ZM253 113H254V114H253ZM260 113H261V114H260ZM34 114H35V112H34ZM34 114H33V115H34ZM45 114H46V113H45ZM48 114H46V115H48ZM67 114H68V113H67ZM85 114H86V113H85ZM104 114H105V113H104ZM107 114H109V115H107ZM114 114H115V113H114ZM124 114H122L121 117L124 116L125 119H124V118L122 119L121 117H120V118H121V120H122L121 124H123V125L126 126L127 123H125V122H130V120H132L131 115H132L133 113L131 114V113H129V111H128V114H130V117L127 115V116H128V119H126V116H125ZM139 114H140V115H139ZM157 114H158V113H157ZM157 114H156V117H157ZM192 114H194V113H192ZM211 114H209V116H210ZM227 114H226V115H227ZM233 114H234L235 116H233ZM239 114H240V115H239ZM242 114H244V115H242ZM251 114H252V115H251ZM17 115H18V116H17ZM40 115H37V116H40ZM81 115H82V114H81ZM101 115H102V116H101ZM160 115H161V114H160ZM183 115H181V116H183ZM217 115H216V116H217ZM237 115H239V116H237ZM246 115H247L249 118H248ZM15 116H16V118H18L19 121H20V118H23V119H22L23 121H22V120H21L20 122L18 121V124H17V121H16L17 119L15 118ZM25 116H26V118H25ZM29 116H30V117H29ZM35 116H36V114H35ZM74 116H75V117H74ZM84 116H86V115H84ZM84 116H83V118H84ZM89 116H90V114H89ZM95 116H96V115H95ZM134 116H133V117H134ZM211 116H212V115H211ZM211 116H210V117H211ZM214 116H215V115H214ZM219 116H218V117H219ZM227 116H228V115H227ZM227 116H225V117H227ZM241 116H242L243 118H242ZM244 116H245V117H244ZM67 117H68V116H66V121H65L66 123H67ZM90 117H94V114H93V116H90ZM90 117H89V119H90ZM112 117H113V116H111V119H112ZM191 117H192V116H191ZM191 117L189 118L190 120H192ZM195 117H194V118H195ZM206 117L208 118V115H207ZM218 117H217V118H218ZM223 117H221V118L219 117V118H218V119H219V122H220V119H222ZM237 117H238V119H239V118H240V119L242 118V119H243V120H241L242 122L240 121V119H239V122H238ZM8 118H9V119H8ZM35 118H37V119H35ZM78 118L80 119L81 116L78 117ZM78 118H76V121L79 120ZM83 118H82V119H83ZM94 118H95V120L98 119V118H96V117H94ZM94 118H93V119L91 118V119L94 120ZM118 118H119V116H118ZM129 118H130V120H129ZM140 118L142 119L143 117H140ZM180 118H181V117H180ZM201 118H203V119H202V120H199L200 118H196L197 120H199V122H197V124H198V123H199V124H202L200 121H203L204 119L207 120V121L204 120V123H205V122H209V121H208L209 118L206 119L204 116H202ZM215 118H216V117H215ZM215 118L212 117L211 120H214ZM228 118H224V121H225V119L227 120ZM235 118H236V119H235ZM244 118H245L246 120H244ZM10 119L13 120L14 124H12L13 122H11ZM24 119H25L26 123H25ZM32 119H34V120H32ZM40 119H39V121H37V123H36V125H35L34 127H33V125H31L32 127L29 126L30 129H29V128L26 129V130H28V131L30 130V131H29L30 133H29V132H26V130H24V129L26 128L25 126H24V129H23L24 131H22V129H21V130L18 129V131H22V132H24V138H25V139H23L24 142H26V144H27L28 141H29L28 143L31 142V143H30V147H27V148H26V146H24L25 144H22L24 150L26 149V150H25V154H28V152H29L31 149H33V150L30 151V154L32 153V156H33V155L36 156L37 154H38V155L40 154V156H43V155H41V153H43V152L39 153L40 151H39V152L37 151V150H40L42 147H43V148L41 149V151H42L43 149H45V150L47 149L46 152H45V154H46V153H50V154H51V151H52V148H53V146H51V144L54 143L55 140L59 139V137H62L64 140H67V141L69 142V139H67L66 136H65V138H66V139H65L64 136H63V135H66L67 133H65V134H63L62 136H60V134L65 130V127H66V126L63 127L64 125L62 126V124L64 123V120H63V121L61 120V121H62V122H61V127H63L64 130H62V132H61L59 135L57 134V135H58V137H57V136H55L56 134L54 133V130H55L56 128H58L56 125H55V126H56L55 129L52 130V131H53L52 133H50V132H51L50 129H49V130L47 129V128L50 126V125H48V124H51V128L54 127L53 124H52L53 121L49 119L51 122L47 124L48 126H47L46 124H44V125H43V128H42V127L38 126V124H39L40 121H41ZM43 119H42V122H43ZM63 119H64V118H63ZM68 119L70 120L71 117L68 118ZM82 119H81V120H82ZM86 119H87V117H86ZM91 119L89 120V122H91V124H90L89 122L87 123L88 120H87V121L85 120L86 125H89V126H88V129H89V127H90V129H91V127L95 126L94 124L92 125L93 121H92ZM159 119H162V115H161V118H159ZM14 120H15V121H14ZM30 120H32V121H30ZM81 120H80V121H81ZM123 120H124V121H125V120H128V121H125V122L123 123ZM134 120L136 121V118H135ZM134 120H133V121H134ZM181 120H182V118H181ZM211 120H210V121H211ZM216 120H217V119H216ZM247 120H248V121H247ZM27 121H29V122H27ZM45 121H46V120H45ZM71 121H72V122H71ZM71 121H69V122H71V123H72L71 125H73V123H74L75 120L72 119ZM76 121H75V122H76ZM82 121H83V120H82ZM133 121H132V122H133ZM135 121H134V123H135ZM139 121H140V122H139ZM139 121H136V124L134 125L135 127H132L133 129L135 128V132H136L137 130H140V129H141V128H140L141 126H144V128H145L144 123H142V125H140L142 120H139ZM143 121H144V120H143ZM143 121H142V122H143ZM195 121H196V120H195ZM214 121H215V120H214ZM243 121H245V122H243ZM15 122H16V124H15ZM23 122H24L25 124H24ZM38 122H39V123H38ZM42 122H41V123H42ZM47 122H48V119H47V121H46L45 123H47ZM69 122H68V123H69ZM83 122H84V121H83ZM110 122H111V120H110ZM137 122H138V124H137ZM182 122H183V124H180L181 126H183V125L186 123V121L184 122V120H182ZM192 122H193V120H192L190 123L188 122L187 125H189V124L191 125V124H192L191 127H193V123H194V122H193V123H192ZM219 122H218V123H219ZM231 122H230V125H231ZM246 122H247V124H246ZM252 122H253L254 124H253ZM10 123H11V125H12L13 127L10 126ZM19 123H23V124L19 125ZM27 123H29V124L27 125ZM68 123H67V124H68ZM76 123L78 124V123H80V122L77 121ZM94 123H95V122H94ZM134 123H130V124H132L131 126H133ZM180 123H181V121H180ZM213 123H214V126L216 125V127H218V126H217L218 123H217L216 121H215V122H211V123L209 122V123H207V124H210L209 126L212 127L211 124H213ZM216 123H217V124H216ZM224 123H225V122H224ZM251 123H252V124H251ZM42 124H43V123H42ZM42 124H40V125L42 126ZM54 124H55V122H54ZM67 124H65V125H67ZM77 124H76V126L80 125V124H78V125H77ZM106 124H105V126H106ZM109 124H112V122L109 123ZM128 124H129V123H128ZM169 124H170V123H169ZM197 124L194 123V125H196V126H197ZM220 124H222V123L220 122ZM227 124H228V121H227ZM243 124H244V125H243ZM3 125H4V126H3ZM17 125H18V126H17ZM68 125L70 126V123H69ZM83 125H85V124L82 123V125H80V126L83 127ZM90 125H92V126H90ZM97 125L99 126V124H97ZM137 125L139 126V129L136 128ZM202 125H204V124H202ZM202 125H200V128L202 127ZM205 125H206V124H205ZM218 125H219V124H218ZM225 125H226V123H225ZM230 125H229V126H230ZM255 125H256V126H255ZM16 126H17V127H16ZM36 126H37V130H35V129H36V128H35ZM52 126H53V127H52ZM69 126H67V127H69ZM73 126H74V125H73ZM103 126H104V125H102V127H103ZM131 126L129 125V127H131ZM181 126H180V130H181V128H182ZM198 126H199V125H198ZM198 126H197V127H198ZM219 126H220V125H219ZM226 126H227V125H226ZM7 127L11 128V129H9V128H7ZM14 127H16V129H15ZM20 127H19V128H20ZM45 127H46V129L49 131L50 134H55V135H54V136H55V137H54L55 140H53L54 138H52V140H53V142H52V140H51V138H50V139H49V140H50V143H49V144H48L49 141H48V139H46V138L49 137L50 134H47V133H46L45 135H43V136H44V139L47 140V141H45V142H47L46 144L43 143L44 140L41 139V137L38 139V137H39V136H42V134L45 132V131H42L43 133H42V132H41V133H38V132H39L38 129H39V128H40V129L42 128L41 130H44ZM71 127H72V126H71ZM78 127H79V126H78ZM78 127H76V129H78ZM82 127H81V128H82ZM85 127H86V126H85ZM85 127H84L83 129H85V130L88 132V129L85 128ZM95 127H96V126H95ZM127 127H128V126H127ZM184 127H185V129H189V128H190V127H188V126H183V128H184ZM197 127H194V128H197ZM205 127H206V126H205ZM211 127H209V130H210ZM216 127H215V130H216ZM220 127L224 128V129L226 128V127H223V125L220 126ZM233 127H234V126H233ZM246 127H247L248 129H247ZM1 128H0V131L2 130ZM69 128H70V127H69ZM69 128H67L66 130H69ZM72 128H74V127H72ZM72 128H71V130H72ZM81 128H80V129H81ZM98 128H99V127H98ZM142 128H143V127H142ZM200 128L198 127V128L196 129V131L194 130V132L191 131V130L189 129V131H191L190 134H191V137H192V138H191V137H190V138H191L192 140H189L190 138L188 139V137L190 136L189 134H187V135H189L188 137H186V136H187L186 134H185V135H184L183 133H181V134L183 135V137L185 136V137L187 138V140L190 141V144H191L192 141H193L194 139L196 140V138H195L194 136H192V134L196 133V134H194V135L197 137V135H198V134H197L198 130H199V131H200V130L202 131V129H203L204 127L201 128V129H200ZM206 128H208V127H206ZM218 128H219V127H218ZM222 128H219V129H221V131H222V130H223ZM229 128H230V127H229ZM256 128H257V129H256ZM12 129H13V132H14L15 134H13V133L11 132L12 134L10 135L9 132L12 131ZM14 129H15L16 131H15ZM33 129H34V130H33ZM46 129H45V130H46ZM59 129H56V130H59ZM95 129H96V128H95ZM155 129H156V128H155ZM155 129H154V130H155ZM191 129H193V128H191ZM231 129H232V127H231ZM231 129H230V131H231ZM260 129H261V130H260ZM3 130H2V134H3ZM31 130H33V131H38V132H35V133H37V134H41V135H38V136H37V134H34V135H36V137H32V136H33V135H32L33 132H32ZM66 130H65V131H66ZM71 130H69L68 132H71ZM99 130H100V128H99ZM145 130H147V127H146ZM183 130H184V129H183ZM183 130H181V132H182ZM204 130H205V128H204ZM207 130H208V129H207ZM207 130H206V132H207L208 134H209L210 132H212V130H210L209 132H208ZM227 130H228V129H227ZM234 130H235V131H234ZM234 130H233V131L235 132V136H237V134H236V131H237L236 127H235ZM60 131H59V132H60ZM73 131L76 132V130H73ZM78 131H79V129H78ZM83 131H84V130H83ZM83 131H82V129H81V132L84 134ZM89 131L91 132V130H89ZM92 131H93V132H96V131H98V130L94 131V129H92ZM101 131H103V130H101ZM101 131H100V133H101ZM111 131H112V130H111ZM141 131H142V130H141ZM149 131H150V130H149ZM157 131H158V130H157ZM157 131H155L154 134H156ZM189 131L186 130L185 132H186V133H189ZM228 131H229V130H228ZM233 131L230 132V133L234 134ZM255 131H256L257 133H256ZM260 131H261V132H260ZM262 131H263V132H262ZM22 132H21V134H23ZM46 132H47V131H46ZM55 132H56V131H55ZM59 132H58V133H59ZM142 132H143V131H142ZM144 132H145V131H144ZM144 132H143V133H144ZM147 132H148V131H147ZM153 132H154V131H153ZM185 132H184V133H185ZM206 132L202 131V133H203L202 135H201V132H200V134H199V140H201V137H202V136H203L202 138H204V137H209V136H206V135L204 136V133L207 134ZM237 132H238V131H237ZM239 132H240V131H239ZM242 132H243V131H242ZM242 132H240V134L243 135ZM56 133H57V132H56ZM71 133H72V132H71ZM139 133H140V132H139ZM139 133H138V134H139ZM143 133H142V135L144 136ZM158 133H159V131H158ZM158 133H157V134H158ZM214 133H217V134L220 133V134H221L222 132H220V131L217 132V131H216V132H214ZM230 133H229V134H230ZM0 134H1V133H0ZM21 134H20V135H21ZM29 134H30L31 137H29ZM72 134H73V133H72ZM76 134H77V133H76ZM89 134H90V135H88V134L85 132L84 135H87L88 137L91 136V135H93L92 133H89ZM94 134H95V135L92 136L93 139L90 140V141L93 140V143H94V141H95L94 138H96V136H97V137L99 136V135H98L99 133H98L97 135H96V133H94ZM136 134H137V133H136ZM138 134H137V135H138ZM157 134H156V135H157ZM208 134H207V135H208ZM210 134L212 135V137H214V136H215V137H219L218 135H214V134H212V133H210ZM232 134H230V136H231ZM238 134H239V133H238ZM261 134H262V135H261ZM5 135H7V137H5ZM14 135H15V136L17 135L16 138L13 137ZM20 135H19V136H20ZM26 135H27V137H26ZM70 135H71V134L69 133L68 136H70ZM137 135H136V136H137ZM140 135H141V133H140ZM142 135L139 136L140 138L138 137V140H137V141H140V142L143 141V140H144V141H147V140L141 138ZM182 135H180V136H181V138H180L181 140H182V138H183ZM211 135H210V136H211ZM242 135H241V136H242ZM2 136L0 135V137H2ZM22 136H23V135H22ZM46 136H47V137H46ZM52 136H53V135H52ZM52 136H50V137H52ZM68 136H67V137H68ZM100 136H101V138H102V135H100ZM105 136H106V135H105ZM154 136H155V135H154ZM200 136H201V137H200ZM241 136H240V137H241ZM45 137H46V138H45ZM56 137H57V139H56ZM74 137H75V136H74ZM156 137H157V136H156ZM159 137H160V136H159ZM159 137H157V138H159ZM162 137H163V136H161L160 139H163ZM193 137H194V139H193ZM256 137H257V138H256ZM22 138H23V137H22ZM26 138H27V139H26ZM30 138H31L32 140H31ZM35 138H37V139H35ZM68 138H69V137H68ZM72 138H73V136H72ZM85 138H86V136L84 137V139H85ZM90 138H91V137H90ZM90 138H89V139H90ZM101 138H99V139H101ZM186 138H185V139H186ZM231 138H234V136H232ZM242 138H243V137H241V139H242ZM29 139H30V140H29ZM34 139H35V140H34ZM63 139H60V140H61L60 142H63V141H64ZM75 139H76V138H75ZM78 139H79V138H78ZM78 139H77V140H78ZM104 139H105V137H104ZM140 139H143V140H140ZM183 139H184V138H183ZM214 139H216V140H214ZM214 139L212 138V141H211L210 143H212V142H213V143H217L216 141H220V140H217V139H219V138H214ZM234 139L236 140V138H234ZM237 139H238V136H237ZM245 139H243V140H245ZM248 139H251V140H248ZM1 140H2V138H1ZM7 140H6V141L3 140V141H5L6 143H5V142L3 143V141H0V142H2V143L0 144V145H2V146L0 147L1 149H2V147H4L3 144H7V142H8ZM18 140L15 141V142H16V145L13 144V142H14V141H13V142L11 143L12 145H9V148H11L12 146H13V148H15L14 146H16V148H15L14 150L18 151V149H19V150L22 149V150H20V151H23V148H22V145H21L20 141L17 142ZM21 140H22V139H21ZM23 140H22V141H23ZM73 140H74V138H73ZM77 140H75V144H74V141H72V140L70 141V142H73V145H75L74 147L72 146L73 148L78 147V146L76 145V144H78V143L76 142ZM87 140H88V139H87ZM87 140H86V141H87ZM158 140H159V139H158ZM187 140H186V141L184 140V142H185V143L188 142ZM195 140H194L195 143H192V144H194V145H192V144L190 145V144L188 143V144H189L188 146H191V147H190V151L192 150L193 146H195V145L197 146V144H200V142H201V141H199V143H198V142H197L198 139H197L196 141H195ZM203 140H204V139H202V141H203ZM205 140H207V139L205 138ZM208 140H211V139L208 138ZM213 140H214L215 142H214ZM239 140H240V139H239ZM239 140H236V142H237L236 144H238V141H239ZM258 140H259V141H258ZM34 141H35V142H34ZM41 141H42V142H41ZM57 141H58V140H57ZM86 141H85V142H86ZM96 141L98 142L99 140L97 139ZM230 141H231V140H230ZM232 141H233V140H232ZM232 141H231V143H232ZM241 141H242V140H240L239 144L241 143ZM250 141H252V143H251ZM255 141H256V142H255ZM9 142H8V144H9ZM24 142H23V143H24ZM33 142H34L35 144L38 143V142H41V143L44 145V146H43L41 143H40V144L38 143L39 146H40V145H42V146H40V149L37 147L38 149H36V152H34V154H33V151H35L34 148L36 147L37 144L35 145ZM83 142H84V141H83ZM87 142H88V141H87ZM97 142H96V143H97ZM180 142H182V141H180ZM196 142H197V143H196ZM207 142H209V141H207ZM207 142L205 141L204 144H208ZM249 142H250V143H249ZM17 143H18V144L20 143V146H19ZM56 143H57V142H55V146L57 145ZM63 143H64V142H63ZM80 143H82V142L79 141V144H80ZM93 143H92V145H93ZM96 143H95V144H96ZM220 143H222V142H220ZM253 143H254V144H253ZM31 144L35 145V147H34L33 145H31ZM47 144H48V145H47ZM58 144H59V142H58ZM79 144H78V145H79ZM82 144H84V143H82ZM82 144H81V146H82ZM88 144L90 145V143H88ZM143 144H145V143H143ZM147 144H148V143H146V145H147ZM225 144H226V143H225ZM239 144H238V145H239ZM46 145L48 146L47 148H46ZM52 145H53V144H52ZM61 145H62V148H60L61 151H62V150L65 151V149H66L65 145H64V144H61ZM63 145H64L65 149H63ZM66 145H67V148L70 150L69 147H71V146H70L71 143H70L69 147H68V144H66ZM85 145L88 146V147H86V148L91 149V146H92V145L89 146V145H87V143H86ZM102 145H103V144H102ZM141 145H142V142H141ZM141 145H140V146H141ZM146 145H143V146H142L143 148L140 147V149H144L143 151H145V149H147V148L145 147ZM180 145H181V144H180ZM182 145H183V144H182ZM186 145H187V144H186ZM200 145L202 146V144H200ZM200 145H199V148H200ZM208 145H209V146H208ZM208 145H207V146H206V145H205V146L203 145V146H204L203 148L208 147V148H209L208 150H207V148H206V150H205V149H203L202 147H201V149H203V150H202L203 152H204V150H205V152H206V151L208 152V151L210 150L209 154L211 153L210 155L213 157V156H214V153H212L211 150H213V149L216 148V147H215V146L210 147V144H208ZM227 145H228V144H227ZM229 145H230V147H233V146L236 147L235 144H232V145L229 144ZM243 145H244V144H243ZM246 145H245V146H246ZM6 146H8V145H6ZM18 146H19V148L17 149ZM37 146H38V145H37ZM49 146H51V147H49ZM79 146H80V145H79ZM81 146L78 147V148H79V149H80V148L83 149L84 146H83V147H81ZM103 146H104V145H103ZM240 146H241V145H240ZM245 146H244V147H245ZM44 147H45V148H44ZM59 147H60V144H59ZM72 147H71V148H72ZM144 147H145V148H144ZM181 147H183V146H181ZM181 147H180V151L183 149V148L181 149ZM184 147H185V148H184V149H185V152H186V153L189 152V149L187 148V146H185V144H184ZM224 147H225V146H224ZM228 147H229V146H228ZM234 147H233V148H234ZM30 148H31V149H30ZM49 148H51V149H49ZM55 148H56V147H55ZM78 148H76V150H77ZM86 148H85V149H86ZM138 148H139V147H138ZM194 148H195V147H194ZM194 148H193V149H194ZM197 148H198V146H197ZM197 148H196V150H197ZM211 148H213V149H211ZM217 148H219V147L217 146ZM217 148H216V149H217ZM226 148H227V147H226ZM226 148H225V149H226ZM237 148H238V146H237ZM240 148H241L240 150H243V149H244V148H242V147H240ZM5 149H7V147H6V148H3V150H5ZM68 149H67V150H68ZM79 149H78V150H79ZM95 149H96V147H95ZM140 149H139V152H141L140 154H142V150H140ZM184 149H183V150H184ZM186 149H187V150H186ZM201 149L199 150L200 152H199L198 150H197V152H196V150L194 149L195 152H196V155L202 152ZM229 149H230V148H229ZM3 150H1L2 152L0 151V152H1L0 154H1V155H2V153L4 154V152H5V151H3ZM8 150H10V149H8ZM45 150H43V151H45ZM57 150L59 151V148H57ZM67 150H66V151H67ZM74 150H75V149H73L72 151H74ZM150 150H151V149H150ZM194 150H193V151H194ZM220 150H221V149H220ZM220 150L217 149V150H216L217 153H215V154L217 155L219 152H220L219 154H222ZM227 150H228V149H227ZM6 151H7V150H6ZM11 151H13V149H11L9 152L7 151V153H10ZM20 151H18V152H15V151H14V154H13V152H11V153L13 154V156H16V153H19ZM58 151H55V152L58 153ZM61 151H60V153H58V154H60V155L63 154V153H61ZM64 151H62V152H64ZM66 151H65V152H66ZM85 151H86V150H85ZM85 151H84V149H83V152H80V153H85ZM89 151H91V150H89ZM92 151H94V152H86L84 155H86L87 153H88V154H89V153H94V154H91V156L93 155L92 157H94V156H95V150H93V148H92ZM96 151H97V150H96ZM148 151H149V149H148ZM233 151H232V152H233ZM237 151H236V152H237ZM250 151H251V152H250ZM26 152H27V153H26ZM53 152H54V151H53ZM55 152H54V153H55ZM65 152H64V153H65ZM185 152H184V154H183V151H182V152H180V154H181L182 156H183V155H186ZM191 152H192V151H191ZM191 152H189V153H191ZM198 152H199V153H198ZM207 152H206V154H207ZM229 152H230V154L232 153L231 150H229ZM11 153H10V154H11ZM23 153H24V152H23ZM23 153H22V152L19 153V154H22V155H20V156H24V157H22V159L28 156V155L26 156V155L23 154ZM56 153H55V155H56ZM67 153H68V152H67ZM67 153H65V154H67ZM71 153H72V154H71ZM71 153H69L70 156H69V155H68V156H67V155H64V156L71 157V156H73V152H71ZM76 153H77V152H76ZM80 153H78V154H80ZM96 153H97V152H96ZM143 153H145V152H143ZM193 153H194V152L191 153V154H192L191 157H192V158H193V157L198 158L195 154H194L195 156H193ZM255 153H256V154H255ZM45 154H44V155H45ZM145 154H146V153H145ZM148 154L150 155V154H151V151L148 152ZM148 154H146V155H148ZM191 154H190V155H191ZM202 154L205 155L204 153H201V154H199L198 156H201ZM209 154H208V155H209ZM212 154H213V155H212ZM234 154H232V155H234ZM6 155H7V154H6ZM17 155H18V154H17ZM48 155H49V154H47V156H48ZM84 155H83V156H84ZM142 155L144 156V154H142ZM146 155H145V156H146ZM181 155H180V158H181ZM203 155H202V156H203ZM210 155H209V157H211ZM232 155H230V156H232ZM3 156L6 157L5 154H4ZM7 156H9V155H7ZM10 156L12 157V155H10ZM10 156H9V157H10ZM20 156L18 155V157H15V158L18 159ZM29 156H30V155H29ZM32 156H30V157H32ZM45 156H46V155H45ZM53 156H54V155H53ZM53 156H52V157H53ZM58 156H59V155L56 156V157H57V158H56V162L59 161V160L57 161V159L59 158ZM64 156L62 155L61 157L63 158ZM77 156H78V155H77ZM91 156H90V154H89V157H91ZM122 156H123V154H122ZM145 156H144V157H145ZM152 156H153V155H152ZM152 156H151V158H152ZM154 156H156V155H154ZM202 156L200 157V160H201V158L205 157V156H203V157H202ZM219 156L221 157V155H219ZM33 157H34V156H33ZM33 157H32V158H33ZM37 157H38V156H37ZM74 157H75V156H74ZM80 157H82V155H81ZM89 157H88V155H87L86 158H85V157H84V158H85L86 160H88ZM92 157H91V158H92ZM123 157H124V156H123ZM123 157H122V158H123ZM184 157L187 158L186 160L189 159V157H188L187 155H186V156H183V160H184V161H186V160L184 159ZM212 157H211V158H212ZM220 157H217V158L220 159ZM232 157H233V156H232ZM236 157H237V156H236ZM239 157H240V156H239ZM239 157H238V158H239ZM0 158H1V157H0ZM32 158H30V159L28 158V159L31 160ZM43 158H44V157H43ZM43 158H41V157L39 158V157H38V159H43ZM48 158H50V155H49ZM54 158H55V157H54ZM78 158H79V157H78ZM78 158H77V157H76L75 159H72V158H71V160H76V159L78 160ZM87 158H88V159H87ZM153 158H154V157H153ZM192 158H191L190 160H191V161L193 160V161H192V163H193L195 158H193V159H192ZM230 158H231V157H230ZM1 159L3 160L4 163L6 162V161H4L5 158H1ZM6 159L9 160L8 157H7ZM13 159H14V157H13ZM13 159H12L11 162H10V161H7V164H8L9 162H10V163H15L14 160H16V159H14V160H13ZM28 159H27V160L24 159V161L22 160V161L24 162V164H25V163H28V161H29ZM38 159L33 158V160H38ZM44 159H45V158H44ZM59 159H60V160H63V159H61V158H59ZM64 159H65V161H64V163H65L67 159H66V158H64ZM79 159H80V158H79ZM82 159H83V158H82ZM85 159H83V163L86 165V163H85L86 160H85ZM94 159H96V157L93 158L92 161H93ZM124 159H125V158H124ZM154 159H156V158H154ZM181 159H182V158H181ZM181 159H180V160H181ZM204 159L207 160V157L204 158ZM209 159H210V158H209ZM212 159H213V158H212ZM212 159H211V160H212ZM214 159H215V156H214ZM218 159H216V160L214 161L215 164H216V161H218ZM221 159H223V157H222ZM232 159H233L232 161L235 160V161H236V164H238L239 161L236 160L237 158L234 157V158H232ZM10 160H11V158H10ZM46 160H47V157H46ZM46 160H43V161L46 162ZM77 160H76V164H77V165H80V164L77 162ZM80 160H81V159H80ZM84 160H85V161H84ZM90 160H91V159H90ZM190 160L188 161L189 166H188V165H187V166L185 165V164H188V163H186V162H185V164L182 163L181 166H182V167H186L185 170H189V169H191V170H189L190 173H191V175L193 176V174H194L193 177L196 178V177H197V176H196L197 173H195V172L193 173V171H195V169H196L198 172L200 171V170L198 169L199 166H200V165H199L200 163L198 162L199 158H198V160H196L199 164L196 163V162L193 164V165H194L193 168H195V165L197 164V166H196L195 169H192V167H191V166H192V163H191V165H190V162H191ZM205 160H204V161L201 160V161H203V162H201V165H202V163L205 164V162H207V161H205ZM240 160H244V159H241V157H240ZM249 160H250V161H249ZM41 161H42V160H41ZM47 161H49V159H48ZM53 161H55V159H54V160H51V162H53ZM67 161H68V160H67ZM126 161H127V159H126ZM184 161H183V162H184ZM208 161H210V160H208ZM232 161H231V164H232V163L235 164V162H232ZM237 161H238V162H237ZM1 162H2V161H0V164L3 163V162H2V163H1ZM17 162H18V163H16L15 166H16V168H17L18 166H19V168H20V165H21L20 163H23V162H21L20 159H19ZM19 162H20V163H19ZM29 162H30V165H31L32 162H34V161H32V162L29 161ZM35 162H36V161H35ZM35 162H34V163H35ZM45 162H44V163H45ZM49 162H50V161H49ZM49 162H48V163H49ZM56 162H55V163H56ZM59 162H60V161H59ZM61 162H62V161H61ZM68 162H69V161H68ZM79 162H80V161H79ZM81 162H82V160H81ZM86 162H89V161H86ZM95 162H96V161H95ZM95 162H94V163H95ZM211 162H212V163H211ZM211 162H208V163H209V164L211 163V165H212V164H213V160H212ZM228 162H230V161H228ZM242 162H243V161H242ZM10 163H9V164H10ZM34 163H33V164H34ZM42 163H43V162H40V164H42ZM62 163H63V162H62ZM62 163H61V164H62ZM64 163H63L62 166L66 165V164H64ZM66 163H67V162H66ZM94 163H93V164H94ZM127 163H129V162H127ZM208 163H206L205 166L202 165V167L207 168V164H208ZM7 164L5 163L6 166H7ZM9 164H8V166H9ZM19 164H20V165H19ZM28 164H29V163H28ZM28 164H26V166H25V165H24V166H23V165L21 166L22 169L25 170V172H23V173L28 174V176L25 177V175L22 173V174L24 175V178H22V174H19V173H18V175H19L20 178L25 179V181L21 179L22 182L24 181V182H23L24 184H21V183L19 184V182L21 181V180H20V181H17V180H19V179H18L19 177L15 180L14 176H15V174H17V170H19V169H14V168H12V169H13V170H12L10 167H11V166L13 167L14 164H13V165L10 164L11 166H9V167L7 166L8 168H10V172H9V169H7V167H6V170H8V171H6V172H9V173H7V174H11V170H12V175H8V176H10L9 178H8V177L6 176V174L3 173V172L0 174V175L3 174V179L5 180V181L2 180V181L4 182L3 185L6 184V183H5V182H6V177H7V180H8V181H9V179L12 177L13 180H15L16 184H17V182H18V184H19L20 186H23V185H24V186H23L24 190L26 191V193H29V195H26L25 191H24V193H22L23 190L21 191L22 188L18 185V186H19V189L21 188L20 191H21L22 194H21L20 192H19V193H20L21 195L25 196V199H26V196H27L28 199L30 198L29 200H27V199L24 200V198L22 197L23 202H24V201H25V202H24V203L22 202L23 204H21V200H22L21 197H20L21 195L19 196L20 198H18L17 195H19V193H17V191H19V190L16 191V188H15V187H17V185L14 183L13 180H11L12 183L16 185V186H15V185H12V184H11L12 187H10V188H13V189L15 188L16 195L14 194V195H15L14 198L16 199V197H17L18 200L21 199V200H19V206H20V205H23L24 207L21 206V208H23L24 210H23V209H22V210L26 212V213H25V212L22 213V214H23L22 216L25 218V219H23V217H21V213L18 212V210H17V209L19 208V206H18V208H16L17 205H15V204H18V203H16V202H17V199L15 200V199L13 198L14 201L10 199L11 202H14V203H15V204L13 203V206H12L11 203H9V202H7V201H3V200H4V197L8 198L9 195H10V196H11V195L14 196L12 193H15V192H14L12 189L10 190L9 187L7 188V186H10V184H8V185L6 184L5 186L0 185V186H3L2 188H0V191H1V189L3 190V189L5 188L6 190H10V191L12 192V193H11V192L9 191V193H11V194H9V195H8V192H7L5 189L3 190V193L6 192L7 194L5 193V195H4L2 192H0V193H2V194L4 195L3 198L1 197L2 199L0 198V199L2 200V204H4V203L6 202L5 204H8V203H9V205H10V206H8V205H6V206L3 205V206H2V205H1V201H0V214H2V215H0V220H1L0 223H2L3 221H5V220L2 219V218H4V217H1V216H5L6 214H8V213H6V212L8 211L7 209L10 210V207H12V209H13V210L10 211V213L14 212V209L17 210V211H15V213L17 212V214H14V213H13L14 217H11V216H13V215L10 214V213H9V214H10V217H9V215H6V216H5L6 218L8 217V218H7L8 221H9V218H11V221H10V225H11V226H12V223H13L14 221H17L16 218L18 217V213H20L19 216H20L21 218H20V217H18V218H20V220H21V219L24 220V221H23V222H25V223H24V228H23V222H20V224H22V228L24 229V233L26 234V235L24 234L26 237L23 235V236H24V240H23V239H22V240L24 241L23 243H25V244L27 243L26 245H22V244H21L22 247L25 246V247H23V248H25V250H26V251H23V254H24V252H25V254H27L26 252L28 251V249L30 248V250H32V249H33V246H35V245H37V246L39 245V246H40V244H42V243H46V244H47V240H48V242H51V241L49 240L50 238H49V239H46V237H47V236H46V237H45L46 242H44V241L42 242V241H41L42 243L39 244L38 242H40V240L38 239L37 244L35 243L36 241H33V242L35 243V244H33L32 239H35V240H37V239H36L35 237H31V236H32V235L35 236V234H30V236H29L27 233H30L31 231H33V232L36 231V230L38 229V227H40V230H37V231H41V230H42V231L44 232L45 229H44V228L41 229V226H42V223H44V221H45L46 223H49V222H47L48 219H49V221H50L49 224L51 225V227H52V229H53V232H52V233H54V229H55V228H56V230H57V227H59V226L62 228V224H63V222H61V225H59V226H57V225L55 226V225H54V226H55V228H54V226L51 224V219H52L53 216L51 217V219L48 218L49 215L52 214V213H51V214H49V213H50V211H55V214H54V212H53V214H54L55 216L58 217V215H57V213H56V212H57L56 209H59V210L61 209V212H58V214L62 215L61 213L64 211V209H65V208L68 209L67 206H68V205H71V203H70L71 199H70V201L67 200V199L70 198V197H68V196H70L71 194L74 195V194L72 193V191H70V190H69V191H70L71 194L68 195V193H69V192L67 191L68 188H67V190L65 189L64 192H62V194L68 192V193H66L67 195H66V197H65L64 199H65V201H68L70 204L66 203L64 209L61 207V205L59 206V208H57V207H58L57 205L59 204V201L56 200V201H58V204H57L56 206L53 205V204H55V203H54L55 201H54V199L52 198V195H53L54 193L51 194V191H50V192L47 191V193L44 192V191H46V189H47V188H44V187H46V184L43 183L46 179L43 181V179H42V177H41L43 173L48 174V173H46V172H49V171H50V170H48V169H50L49 167H51V166L48 165V167H47L48 169H47V168L45 169V170H48V171L44 172V171H42L41 169H44V167L47 166V165H45V164L43 165V164H42V165H40L41 167H39V165H38V167L41 168V169H40V170H41L40 173H42V174H40L41 176L38 175L39 170L35 168V169L38 171V173H37V171H35L37 177L39 176V177H41V179H42V180H37V181H41V182H42V183H41V182H37V181H35V180L37 179L36 176H35V173H34V171H31V167L29 168ZM33 164H32V169H33ZM35 164H36V163H35ZM37 164H38V162H37ZM46 164H47V163H46ZM50 164H51V163H50ZM53 164H54V163H52L51 165H53ZM57 164H58V163H57ZM59 164H60V163H59ZM71 164H72V163H71ZM71 164L68 163V165H66V166H69V165H71ZM76 164H75V166H76ZM81 164H82V163H81ZM84 164H83V166H85ZM89 164H90V163H89ZM180 164H181V163H180ZM209 164H208V165H209ZM231 164H227V165L230 166ZM239 164H240V163H239ZM239 164H238V165H239ZM241 164H243V163H241ZM241 164H240L239 166H242ZM5 165H2V167H1V166H0V167L4 169L3 166H5ZM17 165H18V166H17ZM72 165L74 166V164H72ZM238 165H237V166H238ZM27 166H28V168H29L30 170L27 169V168H26V169L29 170V172L31 171V172L34 173V176H33V174H32V176L34 177V179H33V177L29 176V175H31L29 172L26 173V169H25V167H27ZM53 166H54V165H53ZM53 166H52V167H53ZM57 166H60V165H56V167L53 168V169H55L54 171H56ZM83 166H82V167H83ZM86 166H87V165H86ZM217 166H218V165H217ZM245 166H246V165H245ZM34 167H35V166H34ZM38 167H37V168H38ZM80 167H81V166H80ZM187 167H188V168L190 167V168L187 169ZM230 167L239 168V167H236L235 165H234V166L231 165ZM68 168H70V167H68ZM68 168H67V170H68ZM180 168H181V167H180ZM200 168H201V167H200ZM254 168H255V169H254ZM22 169H21V170H22ZM35 169H33V170H35ZM53 169H52V171H51L52 173L54 172ZM59 169H61V166H60V168L57 169V174H59V173H61V172L64 173L65 170H66V168L64 167V169H62L63 171L60 170L59 173H58V170H59ZM201 169H203V168H201ZM230 169H232V168H230ZM240 169H241V168H239V172H240ZM1 170H2V169H1ZM21 170H20V171H21ZM185 170L183 171V169L181 168L182 173H183V172H184V173H185V172H189V171H185ZM192 170H193V171H192ZM243 170H242V171H243ZM252 170H253V171H252ZM14 171H16V172L14 173ZM70 171H71V170H70ZM197 171H196V172H197ZM201 171L206 172L207 174H208V172L211 173V170H209V171L201 170ZM201 171H200V173H202ZM237 171H238V170H237ZM242 171H241L240 173H242ZM244 171H243V172H244ZM18 172H19V171H18ZM67 172L69 173V171H67ZM232 172H236L234 168H233V171H232ZM239 172H237V173L239 174ZM246 172H244L245 175L247 174ZM13 173H14V174H13ZM52 173L49 172V174H52ZM62 173L59 174V175H62ZM65 173H66V172H65ZM68 173H67V174H68ZM70 173H72V172H70ZM70 173H69V174H70ZM73 173H74V172H73ZM73 173H72V175L74 176L75 173H74V174H73ZM184 173H183V174H184ZM190 173H188V174L185 173L183 176L186 177V174L189 176ZM192 173H193V174H192ZM200 173H198V174H200ZM4 174H5V178H4ZM67 174H66V175H67ZM180 174H181V172H180ZM198 174H197V175H198ZM233 174H234V176H235V173H233ZM13 175H14V176H13ZM52 175H55V173L52 174ZM66 175H65L64 180H65L66 178H67V179L69 178V180H70V177H71L72 175H70V177H66ZM202 175L204 176L205 174L202 173ZM239 175H240V174H239ZM44 176H45V175H44ZM49 176H50V175H49ZM55 176H56V175H55ZM57 176H58V175H57ZM57 176H56V177H57ZM62 176H64V175H62ZM67 176H68V175H67ZM77 176H78V175H77ZM77 176L75 175L74 177L77 178ZM188 176H187V177H188ZM192 176H190V179H191ZM200 176H201V174L199 175V177H200ZM203 176H202V177H203ZM207 176H208V175H207ZM236 176H237V174H236ZM1 177H2V176H0V180L2 179ZM16 177H17V175H16ZM29 177H30V178H29ZM39 177H38V179H39ZM47 177H48V175H47ZM53 177H54V176H53ZM56 177H54V178H56ZM59 177H60V176H59ZM59 177H58V178H59ZM74 177H72V178L74 179ZM83 177H84V176H83ZM187 177H186V179H187ZM193 177H192V178H193ZM199 177H198V178H199ZM238 177H240V176H238ZM243 177L245 178L244 174H243ZM35 178H36V179H35ZM44 178H46V177H44ZM58 178H57V179H58ZM81 178H82V176L80 177V175H79V179H81ZM85 178H86V177H85ZM85 178H84V179H85ZM195 178H194V179H195ZM26 179H28V182H27ZM30 179H32V180H30ZM49 179H50V181H51V180L53 181L52 177L50 176V178L47 179V181H48L47 183H48V184H50V183H49ZM57 179L54 180V181L56 182V183H54L55 185L57 184V181H58ZM59 179H60V178H59ZM77 179H78V178H77ZM79 179H78V181H79ZM196 179H197V178H196ZM196 179H195V180H196ZM29 180H30V181H29ZM33 180L36 182V185H35V183H34ZM60 180H63V178L60 179ZM85 180L87 181V179H85ZM191 180H192V179H191ZM191 180H190V182H192ZM52 181H51V182H52ZM54 181H53V182H54ZM67 181H68V180H67ZM72 181H73V180H72ZM74 181H75V180H74ZM78 181H77V182H78ZM81 181H82V180H81ZM81 181H79V182L77 183L76 187H79V186H80L79 183H80ZM9 182H10V181H9ZM9 182H8V183H9ZM58 182H59L58 184H60V183H62L63 181H62V182H61V181H58ZM64 182H65V184H66V181H64ZM87 182H88V181H87ZM98 182H99V181H98ZM244 182H245V181H242L243 184H245ZM10 183H11V182H10ZM26 183H27V184H26ZM37 183H38V184H37ZM39 183H41L40 186H41L42 184H43V185H42L40 188H36V187H38L37 185H39ZM70 183H71V182H69V183L66 184V185H68L69 188H70V185H69ZM73 183L75 184L76 182H73ZM81 183H83V182H81ZM84 183H85V182H84ZM84 183H83V185H81L79 188H83V189H84V188H85V187H84ZM1 184H2V182H1ZM31 184H32V185H31ZM52 184H53V183H52ZM58 184L56 185V187L58 186ZM78 184H79V186H78ZM89 184H90V186L93 185V184L91 185V183H89ZM89 184L86 183L85 186H87V185L89 186ZM243 184H242V185H243ZM27 185H28V186L30 185V186L28 187ZM60 185H61V184H60ZM66 185H64V188L66 187ZM13 186H15V187H13ZM48 186H49V185H48ZM50 186H51V185H50ZM50 186H49V187H50ZM61 186H63V183H62ZM61 186H60V187H57L56 190H59V188H60V190H61ZM71 186H73V189L75 190V186H74V185H71ZM82 186H83V187H82ZM88 186H87V187H88ZM93 186H94V185H93ZM255 186H256V187H255ZM258 186L260 187L259 189H258ZM31 187H32L33 189H34V187H35V190H32ZM51 187H52V186H51ZM241 187H245V188H247V185L245 184V185H243V186H241ZM26 188H27L28 190H27ZM52 188L55 189V186H53ZM93 188H94V187H93ZM17 189H18V187H17ZM36 189H40V190H39V191H38V190L36 191ZM41 189H43L44 191H41ZM49 189H50V188H49ZM54 189H51V190L53 191ZM71 189H72V187H71ZM77 189H78V188H77ZM242 189H243V188H242ZM60 190H59V192H60ZM84 190H85V189H84ZM181 190H183V188H181ZM184 190H185V189H184ZM245 190H246V189H245ZM245 190H244V191H245ZM4 191H5V192H4ZM54 191H55V190H54ZM62 191H63V189H62ZM65 191H66V192H65ZM77 191H79V190H77ZM82 191H83V190H81V192H82ZM244 191H243V195H244V194H248V193H245ZM247 191H248V190H246V192H247ZM32 192H34V193L36 192V194L34 195V193H32ZM38 192H41V193H42V196H41V193L38 194ZM57 192H58V191H57ZM59 192L57 193V195H58V194L60 195L61 192H60V193H59ZM81 192H79V193H81ZM185 192H186V191H185ZM43 193H44V196H46V197H47V195H49V193H50L51 196L49 195L50 197H48V198H49V199H50V198L53 199V200L51 201V202L54 201L53 204H51V203L47 204L48 201L46 202V200H45V199H47V198H46V197H43ZM79 193H76V190H75V194H77V197H76V196H73V197H74V198L76 197L77 200H79V199H78V194H79ZM45 194H46V195H45ZM55 194H56V193H55ZM81 194H82V193H81ZM7 195H8V197H7ZM63 195H64V194H63ZM63 195H60L61 198H60V196H59V198H60L59 200H60L61 202H63V201H62V199H63L62 197H64ZM72 195H71V198H72ZM0 196H1V194H0ZM29 196H30V197H29ZM54 196H55V195H54ZM244 196H245V195H244ZM246 196H247V195H246ZM33 197H34V198H33ZM56 197H57V196H56ZM6 198H5V200H6ZM9 198H12V197H9ZM31 198H32V199H31ZM35 198H36V199H35ZM57 198H58V197H57ZM57 198H55V199H57ZM66 198H67V199H66ZM250 198H251V197H250ZM34 199H35V200H34ZM64 199H63V200H64ZM247 199H249L248 196H247ZM32 200H33L34 202H33ZM73 200L76 202V199H73ZM251 200H252V199H251ZM26 201H29V202L27 203ZM35 201H36V202H39V203L36 204ZM40 201H41V203H40ZM65 201H64L63 203H65ZM44 202H45L46 204H45ZM61 202H60V204H61ZM72 202H73V201H72ZM248 202H249V200H248ZM251 202H252V201H251ZM25 203L28 204V205H26ZM29 203H30V204H29ZM33 203H34V204H33ZM76 203H77V202H76ZM249 203H250V202H249ZM35 204L38 205V206H36ZM39 204H40V205H39ZM50 204H51V205H50ZM67 204H68V205H67ZM77 204H78V203H77ZM77 204L75 205V204L73 203L72 205H75V206L78 208V210H80V209H79L80 206H78ZM250 204H251V203H250ZM255 204H256V203H255ZM255 204L253 205V203H252V205H250V206H254L253 209H255V207H257L258 209L256 208V211H255V212H257V211L259 210V207H258V206H260V205L257 204L258 206H257V205L255 206ZM14 205H15V206H14ZM31 205H33L32 207H34V208H32ZM42 205H43V206H42ZM52 205L54 206L53 208H56V209L54 210L53 208H51L52 210H49V211H48V209L50 208V206L52 207ZM66 205H67V206H66ZM79 205H80V204H79ZM1 206L4 207V209H5V207L7 208V209H5V212H3L4 210L2 209ZM7 206H8V207H7ZM40 206H41V207H40ZM48 206H49V207H48ZM62 206H63V205H62ZM30 207H31V210H34V211H35V208H39L40 210H42V211H41L42 213H43V208L45 207V208H46V211H47V214H48V217H47L48 219L46 218L47 220H46V219L44 220L42 217H40V218H42V220H41V219H40V220L38 219V221H37V220H36V221H37V222H40V221H41V222H40L41 225L35 223V222H36V221H34V220H35V217L38 218L39 215L42 214V213H40V212H38V210H36V211H35V214H37V212L40 213V214H39V215L37 214L38 216H36V215L33 213V214L35 215L34 217L32 216L33 214L31 213V216L34 218V220H33V218L30 216V211H31V210L28 211L29 213L26 211V209L29 210ZM45 208H44V211H45ZM77 208H73L74 210L77 211V214L79 213V214H81V216H82V213H83V215H84V212H83L84 210L82 211L83 207H82V209H81L79 212H78ZM1 209H2L3 211H1ZM70 209H71V206H70ZM70 209H69V211H68V210H66V211H68V213H69V212L71 211ZM73 209H72V212H71L70 214H72V213L74 214ZM260 209H263V210H259V212L262 211L263 214H264V206H263V207L260 206ZM20 210H21V209H20ZM22 210H21V211H22ZM40 210H39V211H40ZM46 211H45V213H43L41 216H43V217H44V215L46 216V215H47V214H46ZM66 211L64 212V214H65V213L67 214ZM81 211H82V212H81ZM8 212H9V211H8ZM31 212H33V211H31ZM48 212H49V213H48ZM80 212H81V213H80ZM259 212H258V213H259ZM262 212H260V213H262ZM3 213H6V214H3ZM27 213L29 214V216H28ZM75 213H76V212H75ZM258 213H256V214H258ZM260 213H259V215H260ZM24 214L27 215V216H25ZM66 214H65V215H66ZM77 214H76V217L74 216V218H75V219H78V221L81 220V221H82V224H83V223L85 224L86 222H83V218H84V217L82 216L81 219H79V218H77V217H78ZM60 215H59V217H60ZM65 215H63V217L68 216V218H69V215H68V214H67L66 216H65ZM261 215H262V214H261ZM261 215H260L261 220L264 222V220L262 219L263 216H261ZM15 216H16V217H15ZM55 216H54V219H53L52 222H54V220H55ZM84 216H86V215H84ZM28 217H30V218H28ZM57 217H56V218H57ZM71 217L73 218V215H71ZM13 218H14V221H13ZM26 218H27V219H26ZM44 218H45V217H44ZM74 218H73V219H74ZM73 219H72V221L75 222V221H74L75 219H74V220H73ZM84 219H87V217L84 218ZM2 220H3V221H2ZM28 220H30V221H28ZM43 220H44V221H43ZM59 220H60V219H57L56 222L58 223ZM66 220H67V218H66ZM61 221H63V220H61ZM67 221H68V220H67ZM69 221H71V218H69ZM72 221H71L70 223H72ZM78 221H77V223L75 222V224H78V223L80 222V224H79L80 226H83V225H84V224H83V225L81 224V221H79V222H78ZM84 221H87V220H84ZM11 222H12V223H11ZM17 222L19 223V221H17ZM26 222H28V225H27ZM33 222L35 223L34 225H36V224H37V226L39 225L38 227L36 226V228H35L36 230L34 229ZM8 223H9V222H8ZM15 223H16V222H14L13 224H15ZM30 223H31V224H30ZM54 223H55V222H54ZM54 223H53V224H54ZM70 223H69V224H70ZM2 224H3V223H2ZM6 224H7V221H6V223H5V229H6V230H8V228H10V231L13 230V226H12V229H11V226H9V227L7 226L8 228H6ZM44 224H45V223H44ZM44 224H43V226H44ZM49 224H47L46 227H47ZM55 224H56V223H55ZM58 224H59V223H58ZM75 224H74V225H75ZM7 225H8V224H7ZM15 225L17 226V224H15ZM26 225L28 226V228L33 229V230H30V229H29V232H28V231H27L28 228L25 227ZM32 225H33V227H32ZM0 226H2V225L0 224ZM30 226H31V227H30ZM64 226H65V225H64ZM64 226H63V228H64ZM72 226H73V224H72ZM75 226H76L77 229L79 230L78 225H75ZM2 227H4V225H3ZM18 227L21 229V226H19V225L16 227V228H17L16 230H18V231H16V230L14 229V232L16 231L17 234H18L19 231H20V230L18 229ZM46 227H45V228H46ZM69 227H71V225L67 227V228H68V231L66 230L67 232L64 231L65 228L62 229V230L64 231V233H65V232H66V233H69V232L72 230V229L69 228ZM0 228H1V227H0ZM26 228H27V229H26ZM48 228H50V226H48L46 229L49 230L50 234H52V233H51V229H48ZM61 228L58 229V230H59L58 232H60V229H61ZM69 229H71V230L69 231ZM74 229H76V228H74ZM1 230H2V231H1V235H2V236L0 235V236H1L0 239H2V237L5 236V235L8 234V233L11 234V232H9V231H8V233H6V230H5V231H3L4 229H1ZM25 230H26V231H25ZM47 230L45 231L46 233H45V232H44V233L42 232V234H43V235H46L47 232H48ZM21 231H22V230H21ZM21 231H20V233H21ZM74 231L77 232V233H74V234H75V235H74L75 237L79 235V237H77V241H78V243H77L76 245H79V246L81 245V246H82V243L80 242V241L82 240V237H80V234H78L79 231H77V230H74ZM74 231L72 230V232H74ZM2 232H5V233H4L5 235H3ZM14 232H13V233H14ZM22 232H23V231H22ZM33 232H31V233H33ZM49 232H48V236H52V235L49 234ZM55 232H56V231H55ZM13 233H12V234H13ZM35 233H36V235H37L38 232H35ZM66 233H65V234H66ZM79 233H80V232H79ZM14 234H15V236H14V237L12 236V237H13V240H14V238L17 236L16 233H14ZM59 234H60V233H59ZM59 234H58V233H55V234H53V235H56V236L58 237ZM77 234H78V235H77ZM21 235H22V234H21ZM38 235H41V232L38 233ZM38 235H37V236H38ZM60 235H63V232H62V231H61V234H60ZM67 235H68V234H66V238L69 237V236H67ZM71 235H73V233H71ZM71 235H70V236H71ZM23 236H20V237L23 238ZM74 236H73V237H74ZM81 236H82V235H81ZM7 237H9V238H7V239L9 240L11 236L8 235ZM12 237H11V238H12ZM18 237H19V235H18ZM18 237H16V238H18ZM20 237H19V238H20ZM42 237H44V236L41 235L39 238L41 239ZM52 237H53V236H52ZM60 237H61V236H60ZM71 237H72V236H71ZM71 237H70V238H71ZM73 237L71 238L72 240L75 239V238H73ZM83 237L86 238L84 235H83ZM3 238H4V237H3ZM5 238H6V236H5ZM16 238H15V239H16ZM31 238H32V239H31ZM53 238H55V237H53ZM61 238H62V237H61ZM63 238H64V237H63ZM7 239H3L4 241L1 240V243H2L1 245H2V247H0V248H3L4 245L6 246V243L9 242V241H7ZM26 239H27V241H26ZM28 239H29V241H28ZM30 239H31V240H30ZM45 239H44V240H45ZM55 239H57V238H55ZM67 239H68V238H67ZM78 239H81V240H78ZM86 239H87V238H86ZM5 240H6L7 242H6ZM41 240H42V239H41ZM51 240H53V239H51ZM58 240H59V239H58ZM64 240H66V239H64ZM68 240H69V239H68ZM68 240H67V241H63V242H67V243H68ZM75 240H76V239H75ZM87 240H88V239H87ZM89 240H90V239H89ZM89 240H88V245H86V244H87L86 240H85V241H82L83 244H84V242H86V244H84V246H82L83 248L80 246V248H82V250H83L84 248H85V249L87 248V247H85V245H86V246H89V247H92L91 245H89V244H90V243H89ZM91 240H92V239H91ZM11 241H12V239L10 240V243H11ZM15 241L17 242V239L14 240L13 242H15ZM18 241H21V238H20ZM30 241H31V242H30ZM61 241H62V240H61ZM61 241H59V242H60V244L62 245ZM5 242H6V243H5ZM13 242H12L11 244H13ZM29 242H30V243H29ZM54 242H55V243H54ZM54 242L51 243L52 246H53L54 244H56L58 241H55V240H54ZM69 242H71V241H69ZM74 242H76V241H74ZM79 242H80V244H79ZM90 242H92V241H90ZM18 243H19V242H18ZM31 243H32V244H31ZM72 243H73V242H72ZM3 244H4V245H3ZM7 244H8V243H7ZM11 244H9L8 246L10 247ZM14 244H16V243H14ZM28 244H29L30 246H29ZM46 244H45V246H46ZM48 244L50 245V243H48ZM64 244H65V243H64ZM68 244H69V243H68ZM73 244H74V243H73ZM73 244H72V245H73ZM1 245H0V246H1ZM18 245H20V244H18ZM32 245H33V246H32ZM49 245H47V246H49ZM58 245H59V244H58ZM58 245L56 244L55 246H57V247L59 248ZM70 245H71V244H69V246L67 245L66 248H67V247L71 248L72 246L70 247ZM76 245H75V249H74L73 247H72V248H73V250H76V253H77V251H78L77 249H78V248L76 249ZM5 246H4V247H5ZM12 246H13V245H12ZM16 246H17V245H15V248L18 247V246H17V247H16ZM26 246H29V247H27V249H26ZM43 246H44V245H43ZM52 246H51V247H52ZM73 246H74V245H73ZM31 247H32V249H31ZM41 247H42V246H41ZM51 247H49V248H51ZM57 247H55V248H57ZM77 247H78V246H77ZM6 248H8V247L6 246V247L3 248V249H6ZM13 248H14V247H13ZM15 248H14V249H15ZM35 248H36V246H35ZM35 248H34V249H35ZM42 248H43V247H42ZM42 248L38 247V248H36V250H37V249H40V250H43V251H44V250H45L44 248H46V247H44L43 249H42ZM55 248L52 247V250H51V251H50V249L47 248V249H48L47 251H48V252H52L53 249H55ZM61 248H62V250L60 249V251H59L60 254H61V253H62V254L65 253V252H61V251L68 250V248H67V249L65 248V245H62ZM64 248H65V249H64ZM80 248H79V250H81ZM3 249H2V250H3ZM18 249H20V246H19ZM21 249H22V248H21ZM34 249H33V250H34ZM6 250H7V251H6ZM6 250H5V252H8V253H6V254H9V252H10L11 250H13V249L11 248V250H10V249H6ZM8 250H10V251H8ZM15 250H17V249H15ZM15 250H13V251L15 252ZM22 250H24V249H22ZM33 250H32V251H33ZM40 250H39V251H40ZM58 250H59V249H58ZM73 250H72V251H73ZM0 251H1V250H0ZM19 251L21 252V250H18V252L16 251L17 254H19ZM32 251H31V252H32ZM39 251H38V250L36 251L37 254H38ZM43 251H42V252H43ZM47 251H46V252H47ZM69 251H70V252H69ZM69 251H68L69 253L72 252L71 250H69ZM90 251H91V250H90ZM2 252L5 253L4 250H3ZM14 252H13V253H14ZM31 252H28V253L31 254ZM42 252L40 251L39 253L41 254ZM56 252H58L57 249H55L54 253H56ZM68 252H67V253H68ZM73 252H75V251H73ZM78 252H79V251H78ZM81 252H82V251H80L79 253H81ZM87 252H89V251H87ZM3 253H0V254L2 255ZM10 253H12V251H11ZM54 253L52 252V254H54ZM67 253H65V254H67ZM84 253H85V252H84ZM89 253H90V252H89ZM89 253H87V254H89ZM33 254H35V250L33 251ZM40 254H39V256H40ZM44 254H45V252H44ZM44 254H43V255H44ZM77 254H78V253H77ZM81 254H82V256H84V255H83V252H82ZM81 254H80V255H81ZM90 254H92V253H90ZM261 254H262V256H263V253H261V252H259V251H255V252H253V256H254V257H255V256L258 257V256L261 255ZM1 255H0V257H2ZM4 255H5V254H4ZM4 255H3V256H4ZM10 255H11V254H10ZM14 255H16V254H13V257H12V255H11V257L8 255V258H9V259L12 258L11 261H14V260H15V261L18 262L19 260H16V259L13 260V258H15V257L17 256V255H16V256L14 257ZM19 255H20V256H18V257H20V258H21V257L23 258V256H24V255L21 256L22 253L19 254ZM43 255H41L40 257H42ZM47 255H49V254L46 253L45 256H47ZM50 255H51V254H50ZM56 255H57V254H55V257L57 258ZM58 255H59V254H58ZM68 255H69V254H68ZM74 255H76V254H74ZM74 255H73V256H74ZM257 255H258V256H257ZM28 256H30V255H27V258H28V260H29V257H28ZM32 256H33V255H32ZM32 256H31V257H32ZM52 256L54 257V255H51V257H52ZM64 256H67V255H64V254H63L62 257H58V258H59V261L62 260ZM4 257H5V256H4ZM4 257H2V258H4ZM18 257H17V259H19ZM25 257H26V256H25ZM25 257H24V258H25ZM34 257L37 259L38 256L36 257V255H34ZM34 257H33V258H34ZM40 257H38L39 260H40ZM43 257H44V256H43ZM49 257H50V256H49ZM51 257H50V258H51ZM68 257H70L71 260H72V258H75V257H72V255H70V256H68ZM71 257H72V258H71ZM78 257L81 258V257L79 256V254L77 255L76 258H78ZM88 257L90 258V255H89ZM2 258H1V260H2ZM6 258H7V256H6ZM8 258H7V259H8ZM27 258H26V261H28ZM33 258H31V262L33 261L34 264H35V261L33 260ZM44 258H45V259H43V261L45 262V260H47L46 258H48V257H44ZM60 258H62V259H60ZM66 258H67V257H66ZM79 258H78V259H79ZM83 258L85 259V257H83ZM83 258H82V259H83ZM7 259H6L5 261H10L9 259H8V260H7ZM36 259H35V260H36ZM48 259H49V258H48ZM51 259H53V261H51L52 263H54V262L56 261V259H54V258H51ZM51 259H50V260H51ZM67 259H68V258H67ZM78 259H77V260H78ZM82 259H81V260H82ZM84 259H83V261H84ZM86 259H87V258H86ZM77 260H74V261L72 260V261L75 262V261H77ZM15 261H14V262H15ZM22 261H23V260H22ZM24 261H25V260H24ZM40 261H42V258H41ZM43 261H42V263H44ZM47 261H49V260H47ZM57 261H58V260H57ZM57 261H56V262H57ZM59 261H58V262H59ZM72 261H71V263H73ZM83 261H81V262L83 263ZM88 261H89V259H87V263L89 264L91 261H90V262H88ZM0 262H1V261H0ZM2 262L5 263L3 260H2ZM14 262H13L12 264L17 263V262H15V263H14ZM28 262L30 263V261H28ZM28 262H23V263L28 264ZM37 262L39 263V261H36V263H37ZM56 262H55V263H56ZM64 262H67V261L64 260ZM81 262H80V264H81ZM85 262H86V261H85ZM85 262H84V263H85ZM3 263H2V264H3ZM6 263H7V262H6ZM8 263H9V262H8ZM8 263H7V264H8ZM42 263L40 262L39 264H42ZM52 263H51V264H52ZM60 263H61V264H66V263H63V261L60 262ZM67 263H70V261H68ZM77 263L79 264V262H77ZM77 263H76V264H77ZM87 263H86V264H87ZM9 264H10V263H9ZM17 264H19V263H17ZM20 264H21V263H20ZM32 264H33V263H32ZM45 264H46V263H45ZM57 264H58V263H57Z\"/></svg>",
  "mask_w": 264,
  "mask_h": 264
}]
</instances>
